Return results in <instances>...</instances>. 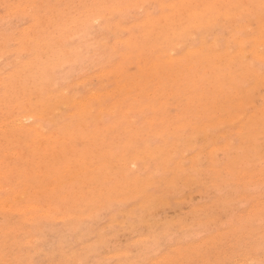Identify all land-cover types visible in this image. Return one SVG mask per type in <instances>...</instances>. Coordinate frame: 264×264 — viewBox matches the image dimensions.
<instances>
[{
	"label": "rangeland",
	"instance_id": "rangeland-1",
	"mask_svg": "<svg viewBox=\"0 0 264 264\" xmlns=\"http://www.w3.org/2000/svg\"><path fill=\"white\" fill-rule=\"evenodd\" d=\"M2 1V0H1ZM0 1V6L2 5V4H7V5H5V7L3 6H1V8H0V39L2 38V35H3V38L2 39H7L6 37H8L9 38V35H11V33H12V35L14 34V37L11 35L10 37H13V39L15 40V42L19 39V41H18V43L16 42V43H14V40L13 39H11V38H9L10 39V41H7V43L5 42V40H3V45L2 44H0V47L2 48L4 45H5V43H6V45H9L8 43H11L10 45L11 46H4V47H6V48H2V49H0V77L2 78H0V82H1V80L2 81H4V82H1L0 83V128H2V129H0V137H1V139H2V142L0 141V143H2V144H0V186H3V184H1V181L3 180V182H4V186L2 187V189L6 186V185H9L10 186V184H11V186L8 188V186H7V188H5V190L3 191L2 189H0V202H4V201H7L8 202V204H10L11 206H15L16 208H19L20 206H22L23 205V203H24V206H22V207H20V208H22V209H26V206H30L29 204H31L34 200H37V202L39 201V199H40V201L38 202V203H40L39 205H37L36 203V201H34V204L39 208V210H38V212L36 213V211L37 210H32V211H27L26 213L27 214H22V213H18V212H16V211H14V212H16L15 213V217H14V212H13V209H11V211L13 212H11V211H8V210H10V209H8L7 208V206L8 205H6V206H4V208L6 207V209H1L0 210V223H1V221H2V224H4V227L3 226H1V224H0V226L2 227H0V236H1V238H0V248L2 249H0V252L2 253L0 256H2L4 253V255L5 256H3V257H0V259L2 258L3 259V264H15V262H16V260H18L17 258H19V260H18V262H19V264H21V263H24V259H25V257H26V259H28V254L29 255H31V256H33L32 258H31V256L29 257V259L31 258V259H33L32 261L31 260H25V262L26 261H29V262H32V263H29L28 262V264H46V262H47V264H64V263H67V264H75L76 262H77V264H82V263H84V264H105L106 262H107V264L109 263V264H116V261H117V264H139L140 262V264H143L144 262V264H153V263H151V262H155V263H158V264H167L166 262L168 261V259L169 260H171V261H169L168 263H173V262H176L177 260H183L184 259V261H182L181 262V264L183 263V264H190V263H196V261H197V258H198V260H199V258L201 259V256H203L204 255V252H205V255H206V253H207V251L208 252H211L210 254L212 255H210L211 257H212V259H210V257H208L207 258V255L209 254V253H207V255L205 256H203L202 257V260H200V261H197V263L196 264H202V263H205V264H207L208 262V264H210L211 262H213L214 264H238L239 263V261L241 262L243 259V261L241 262V263H239V264H246V262H247V264H264V239H261L262 237L264 238V228H262V229H260L261 227H263L262 225H264V220H263V218H264V214L262 215V214H259V212H264V167L260 170V168L262 167V166H264V164L261 162L262 160L264 161V158H262L261 160H260V157H264V145H263V142H264V135H262L261 133L263 132V134H264V127L262 128V126H258L259 124H261L262 123V120L264 121V118L263 119H259V118H261V116L263 115V106H264V80H262V79H264V43H263V41H264V32H259L260 30L261 31H264V7H263V5L262 4H264V0H220V1H218V0H162V1H159V0H144L145 1V3L146 4H144V2H143V0H125V1H123V0H115L114 2H111L110 0H107V2H105L104 4H101V5H103V6H101L100 5V3L99 2H101V0L99 1V0H97V2H96V6L95 5H93V3H95V2H92V1H94V0H90L92 3H90V1L89 0H63V2H65L64 4H63V2H61L62 0H48V2H47V0H22L21 2H19L18 0L16 1L15 0V2H11L12 0H9L10 2H8V0H4V1H2L1 2ZM26 1V2H25ZM29 1V3L27 4V2ZM76 1H78L79 3L77 4L78 5V7H77V5H75L77 2ZM86 1V2H85ZM105 1V0H104ZM103 0H102V3L104 2ZM108 1H110L111 2V4H110V2H108ZM117 1V3H121L120 4V6H114V4L115 5H119V4H117V3H115ZM119 1H123V3L124 2H126V3H124V5H122L123 3L122 2H119ZM130 1V2H129ZM135 1H136V3H135ZM142 1V3H143V6H142V3H141V5L139 4L140 2ZM149 1V3H147V2ZM152 1V4H150V2ZM185 1V2H184ZM193 1V2H192ZM197 1V2H196ZM202 1H203V3H202ZM214 1V2H213ZM218 1V2H217ZM243 1H245V3L243 2ZM4 2V3H3ZM26 4H25V3ZM31 2H35V4H36V7L33 5V6H31L32 4H34V3H31ZM47 2V3H46ZM54 2H56V4L58 3L59 4V2L61 3V5L59 4V6H57L56 5V8H55V6H54ZM71 2V3H70ZM83 2H85V3H83ZM137 2H139V3H137ZM160 2H161V4H160ZM9 3V4H8ZM13 3V4H12ZM21 3V4H20ZM30 3H31V5H30ZM48 3H51L50 5H53V11H52V7H50L49 6V4ZM70 3V4H69ZM74 3V5L72 6V4ZM98 3V4H97ZM114 3V4H113ZM129 3V4H128ZM260 3V4H259ZM24 4V5H23ZM67 4V5H66ZM69 4V5H68ZM83 4H87V6H85L84 7V5ZM88 4L89 5H93V7L95 6V8H93V9H96L97 8V5L100 7L101 6V8H103L102 10H104L105 9V11H106V8H107V10H108V12L106 11L105 13L102 11V10H100L101 8H97L95 11L93 10V9H91L89 6H88ZM107 6H106V5ZM135 4H137V5H139V6H141V9L139 8V6H136ZM150 4V5H149ZM157 4H159V5H157ZM168 4V5H167ZM188 4V5H187ZM200 6H199V5ZM217 4V5H216ZM222 4H223V8L221 9V7H222ZM25 5H29L28 7L29 8H27ZM45 5H46V7H45ZM63 5H64V10L66 11L67 10V13H66V15L64 16V14H65V11L64 10H62L63 9ZM79 5L80 6H82V7H80L79 8ZM108 5L110 6V7H108ZM164 5V6H163ZM250 5V6H249ZM13 6V7H12ZM18 6V7H17ZM23 6V7H22ZM30 6H31V8H30ZM39 6V7H38ZM68 7V9H67V7ZM72 6V7H71ZM75 6H76V9H75ZM131 6V7H130ZM196 6V7H195ZM213 6V8H211ZM214 6L216 7V8H214ZM247 6V7H246ZM249 6V7H248ZM12 7V8H11ZM17 8V9H15V8ZM25 7V8H24ZM37 7L38 8H40V10L39 9H37ZM61 7V8H60ZM71 7V9L73 8V9H75L74 10V12H76L75 14L76 15H79V13H80V15L79 16H81L80 18H81V22L80 21H78L79 19V17L78 18H72V17H77L75 14H74V12H73V9L71 10V9H69ZM86 7H88V8H90V10L89 9H85ZM105 7V8H104ZM129 7V9L130 8H133L135 11H132V9H126V8H128ZM169 7V8H168ZM189 7V8H188ZM194 7V8H193ZM219 7H220V9H219ZM253 8L252 10H251V8ZM14 8V9H13ZM20 8H22V9H20ZM58 8H59V10H58ZM83 8H84V11L81 13V11L79 12V10H83ZM136 8H138V9H136ZM145 8V9H144ZM146 8L148 9V11H149V9H151L150 11L151 12H147L146 11ZM153 8V9H152ZM174 8V9H173ZM177 8V9H176ZM180 10H179V9ZM193 8V9H192ZM210 8V9H209ZM242 8V9H241ZM245 8V9H244ZM250 8V11L248 10ZM262 8V9H261ZM30 9V10H29ZM33 9V10H32ZM34 9L36 10V11H34ZM46 9V10H45ZM55 9H56V11H57V16H56V18L58 17L59 19H56L55 17H54V14H56L55 12ZM118 9V10H117ZM126 11H128L127 13L129 14V12L130 13H132V12H134L133 14H130V15H132V16H128L127 14L125 15V17L127 18V19H125V17H124V15H123V19H125V21H123V20H121L122 19V14L125 12V10ZM143 9H144V12H145V14H144V12H143ZM158 9V10H157ZM186 9V10H185ZM188 9H189V11H188ZM205 9V10H204ZM218 9V10H217ZM257 9H258V14L260 15H258L257 14V16H256V11H257ZM10 10V11H9ZM13 10H14V12H13ZM38 10H39V12H38ZM41 10H43V11H41ZM60 10H62L61 12H63L64 11V14L63 13H60L59 11ZM85 10H87L86 12H85ZM89 10V11H88ZM93 10V11H92ZM121 11V12H119L120 14L118 15V16H120L121 15V17L120 18H118L117 17V15H116V13L118 12V11ZM158 11V13H157V11ZM166 10V11H165ZM202 10V11H201ZM204 10V11H203ZM227 10V11H226ZM228 10H229V12H228ZM243 10H245V11H243ZM9 11V13H7ZM35 13H34V12ZM41 11V12H40ZM46 11V12H45ZM70 11V12H69ZM99 11V12H98ZM101 11V12H100ZM109 11L111 12V11H114V12H112V13H114V15H115V17L113 16V14H111V13H109ZM160 11H161V13H160ZM164 11V12H163ZM225 11V12H224ZM255 12V13H251V12ZM43 12H44V14H43ZM48 12V13H47ZM54 12V13H53ZM73 12V13H72ZM87 14V13H89L90 12V14L92 13V12H95V14L94 13H92L93 15H95L94 17H96L97 18V15H98V18H100L98 21H97V23H96V21L94 22V20L92 19V18H94L93 17V15H86L85 16V13ZM103 12V13H102ZM116 12V13H115ZM136 12V13H135ZM228 12V13H227ZM231 12V13H230ZM237 13L238 15H237V17H234V13ZM241 12V14H239ZM245 12H247V13H245ZM16 13V14H15ZM22 13V15H20ZM43 14V15H41V14ZM47 13V14H46ZM50 13V14H49ZM53 13V14H52ZM62 14L61 15V17H59L60 16V14ZM100 13V14H99ZM102 13V14H101ZM107 13H108V15H107ZM152 13V17H151V14ZM182 13H184V14H182ZM192 13L193 14H195V16L196 17H198L197 19H190L191 18V15H192ZM207 13V14H206ZM232 14V16L233 17H231L230 16V14ZM9 14V15H8ZM15 14V15H14ZM36 14H40V15H36ZM71 14V15H70ZM74 14V15H73ZM81 14H83L84 16H82ZM182 14V15H181ZM187 14V15H186ZM225 14H227V16H225ZM12 15H14L13 17H11ZM18 15V16H17ZM46 15V16H45ZM48 15L50 16V15H53V16H51V18H49L48 17ZM73 15V16H72ZM103 15H107L105 18H107L108 17V19H104V16ZM141 15V16H140ZM144 15V16H143ZM145 15H148V17L146 16L145 17ZM150 15V16H149ZM154 15H156V16H154ZM158 15V16H157ZM181 15V16H180ZM190 15V16H189ZM200 15V16H199ZM20 16V17H19ZM22 16H25L24 18H25V21L21 18ZM40 16V17H39ZM42 16H43V18L44 19H42V20H44V21H47L46 19L48 18V21L49 20H54L55 22H57L56 24H54V22L53 21H51V22H53V23H51V24H49V23H44V21L42 22V20L40 21L39 20V18H42ZM70 16H72V17H70ZM101 16L103 17V20H102V18H101ZM140 16V17H139ZM170 16V17H169ZM179 16V17H178ZM225 16V17H224ZM253 16H255V17H253ZM9 18V19H6V18ZM16 17V18H15ZM54 17V18H53ZM66 18L67 19V21H68V19H70L71 20V18H72V20H71V23H68L67 21V23L68 24H66L65 23V21H63V22H61V21H59L60 19H63V18ZM90 17V18H89ZM111 17V18H110ZM114 17V18H113ZM136 17H138V19H139V21H136V20H138ZM179 18L178 20L177 19H173V18ZM227 17V18H226ZM253 17V18H252ZM259 17V19L257 20V18ZM4 18V19H3ZM46 18V19H45ZM65 18H64V20H65ZM83 18V19H82ZM96 18H94V19H96ZM113 18V19H112ZM132 18H133V20H132ZM141 18H143L142 20H141ZM145 18V19H144ZM161 18H162V20H161ZM231 18V19H230ZM232 18H235L234 20V22H236V23H233V20H232ZM252 18V19H251ZM263 18V20H261V19ZM3 19V20H2ZM11 19V20H10ZM75 19V20H74ZM89 19H91V20H89ZM111 19V20H110ZM115 19H117V22H116V20ZM122 21H120V20ZM149 19V20H148ZM160 20V21H158V20ZM164 19V20H163ZM181 19V20H180ZM211 19V21H212V23H209L208 24V28H211L212 27V25L214 26V27H212L211 29H209L208 30V28L207 29H205L204 27L203 28H201L200 30H198L199 28H195V29H192V23H195V22H204V21H208V20H210ZM225 19V20H224ZM6 20H9V21H6ZM106 20H108V22H106ZM115 20V21H114ZM119 20V21H118ZM135 20V21H134ZM153 20H155L156 22L154 23V21ZM165 20H167V22L165 21ZM169 20V21H168ZM176 20V21H175ZM191 20H195V21H191ZM198 20V21H197ZM241 20V21H240ZM47 21V22H48ZM59 21V22H58ZM75 21H78L79 22V24L77 25V26H75L78 22H75ZM100 21V22H99ZM109 21H111L110 23H109ZM113 21H114V23H113ZM172 21V22H171ZM175 21V22H174ZM217 21V22H216ZM221 21H222V23H221ZM225 21V22H224ZM240 21V22H239ZM256 21V22H255ZM258 21H260L259 23H258ZM41 24H40V23ZM70 22V21H69ZM89 22H91V24H92V22L94 23V24H90ZM98 22L100 23V24H98ZM121 22V23H120ZM131 22V23H130ZM134 22V23H133ZM171 22V24L172 25H170L169 23ZM183 22V23H182ZM185 22V23H184ZM251 22H253V23H251ZM254 22L256 23V24H254ZM13 23V24H12ZM63 24V23H65V24H63V25H60L61 27H63V29H60V28H58L57 30L55 29V28H57V27H59V25L58 24ZM75 25H74V24ZM87 23H89L92 27H88L89 25H87ZM107 23H109V24H107ZM111 23H113L112 25H111ZM127 23H130V24H127ZM168 23V24H167ZM178 25H177V24ZM182 23V24H181ZM218 23V24H217ZM219 23H221V24H219ZM232 23H233V26H231L232 25ZM248 23H249V25H248ZM251 23V24H250ZM27 24H30V25H27ZM38 24H40L41 26H43L42 24H46V26H43L44 28L45 27H50V25L51 26H53V24L56 26H54V27H52V29H46V31L45 32H43V30H45L43 27H40V26H37ZM96 24V25H95ZM99 25V29H103V31H102V29H101V31L97 28L98 27V25ZM104 24H107V25H110L111 27H108V28H110V29H108L107 27H103V25ZM126 24H127V27H126ZM153 24L157 27V28H160L161 29V31L159 32V33H157L155 36L158 38H156V40L155 39H152L153 37H151V35L150 34H152V33H154L155 34V32H152V33H148L149 31V28L151 27V26H153ZM161 24H163V25H161ZM166 24V25H165ZM234 24H236V25H234ZM245 24H247L248 26H246ZM258 24H259V29L260 30H257V28H258ZM22 25V26H21ZM27 25V26H26ZM34 25H36L35 27H34ZM69 25V26H68ZM74 27H73V26ZM80 25V26H79ZM82 25H83V29L81 30L80 28H77V27H82ZM106 25V26H107ZM119 25V29H121V27H122V29H125V30H122L121 29V32H118V30L119 29H114V28H112L113 26H118ZM145 25H150V27H146V29H145V27L144 26ZM172 26V27H174V25H177V26H175V27H178V28H174L173 30H174V32L173 33H169V31L167 30V28L166 27H169V26ZM24 26H26V28L24 27ZM29 26H33L32 28H30ZM86 26H87V28H86ZM96 26V27H95ZM100 26H102V27H100ZM163 26V27H162ZM229 26H230V29H228L229 28ZM237 26H240V27H237ZM242 26H244L243 28H242ZM253 26V27H252ZM142 27V28H141ZM216 27V29L214 30V28ZM228 27V28H227ZM248 27H252V28H249V30H247L248 29ZM11 28V29H10ZM14 29V31L13 32H9V31H12L13 29ZM33 28L35 29L34 31H33ZM41 29L42 28V32L43 33H40L41 34V38H38V37H40V34H39V32L38 33H36L38 30L37 29ZM65 28H67L68 29V31L65 29ZM76 28H77V30L79 29V31H81V32H83L82 34H84V36L83 37H81V35L79 34V36L77 35V30H76ZM88 29V30H86V29ZM94 29V31H93V29ZM105 28H106V30H105ZM127 28V29H126ZM137 28V29H136ZM164 28V29H163ZM222 28L226 31H224V30H222ZM239 28V29H238ZM242 28V29H241ZM247 28V29H246ZM31 30V32H30V34H28L29 32L28 31H30ZM39 29V30H40ZM54 29V30H53ZM72 29V30H71ZM73 29H74V33L75 34H72L73 32H71V31H73ZM91 29H92V31L93 32H91V34L89 33V30L91 31ZM96 29V30H95ZM111 29H114L115 30V33H113L112 34V36L114 35V36H118L119 38H121V37H123V38H121V39H119L118 37H117V39H114V37H112L111 36V32H114V30L112 31ZM140 29V30H139ZM165 29L167 30V31H165ZM204 29V30H203ZM213 29V30H212ZM238 29V30H237ZM247 30L246 32L244 31L242 34H240V32H242L241 30ZM26 30H27V32H26ZM50 30V31H49ZM53 30V31H52ZM75 30H76V32H75ZM84 30L87 32L88 31V33L90 34L89 36L91 37V38H89V39H87L89 36L87 35V33H86V35H87V37L85 36V33H84ZM108 30H109V33H108ZM117 30V31H116ZM163 30V31H162ZM196 31V33L194 34V32H192V31ZM206 30H207V32H206ZM211 30V31H210ZM219 30V31H218ZM24 31V32H23ZM34 32V34H32L33 32ZM51 33V36H49V32ZM52 31V32H51ZM54 31H58L57 33L58 34H60L62 31L64 32V31H66L65 33H63V35H62V33L60 34V35H58L57 33H53ZM71 33H70V32ZM111 31V32H110ZM120 31V30H119ZM123 31V32H122ZM128 31V32H127ZM139 31V32H138ZM185 31H187V32H185ZM189 31H191V34L189 33ZM199 31V32H198ZM210 31V32H209ZM217 31V32H216ZM222 31V32H221ZM233 31H235V34L236 35H234L233 36V34L231 35V33H233ZM252 33H250V32ZM253 31V32H252ZM8 32L10 33V34H8ZM47 32V33H46ZM81 32H78V33H81ZM202 32H204V35L202 34ZM209 32V33H208ZM216 32V33H215ZM220 32L221 33H223L222 35L220 34ZM237 32H239V34L237 33ZM250 34H249V33ZM16 33V34H15ZM38 34L39 36H37L36 34ZM67 33H69V34H67ZM118 35H117V34ZM123 33V34H122ZM206 33H208V34H206ZM225 33V34H224ZM227 33H229V34H227ZM32 34V35H31ZM44 34V35H43ZM48 34V35H47ZM67 34V35H66ZM70 34H72V35H75L74 37V39H72L73 37H72V35H70ZM116 34V35H115ZM128 34H130V36L128 35ZM143 34V35H142ZM145 34V35H144ZM147 34V35H146ZM154 34H153V36H154ZM186 34H187V36L190 34V37H192L193 36V41H191V39L192 38H187L188 40L190 39V41H188V40H186ZM194 34V35H193ZM238 34V35H237ZM254 34V35H253ZM17 35V36H16ZM18 35H20V36H18ZM31 35V36H30ZM67 36V38H65V37H63V36ZM69 35V36H68ZM78 37H77V36ZM93 35V36H92ZM101 35V37L100 38H98L99 36ZM139 35H141V36H139ZM148 35H150V37H151V39H149V36ZM228 35V38L226 37ZM229 35H230V38H229ZM4 36H6V37H4ZM27 36V37H26ZM45 36V37H44ZM71 36V38H69ZM103 36H105V37H103ZM111 36V37H110ZM124 36H126V37H124ZM143 36H145V37H147V40H149V43H148V41L146 42V39H144L143 38ZM154 36V37H155ZM174 36V38H172ZM204 36V38H202ZM206 36V37H205ZM208 36V37H207ZM232 36V37H231ZM23 37V38H22ZM43 37V38H42ZM49 37V38H48ZM61 37H63L62 39H61ZM76 37H77V39H76ZM85 37H86V39H85ZM105 38V41H103L104 39L103 38ZM183 37H185V38H183ZM215 37L216 38H220L219 40L217 39H215ZM227 38L228 39V41H229V39H231L230 41H231V43L228 45L227 44V47H225L226 45H225V41H227V39L225 40V38ZM35 38H37L36 40H34ZM46 38V40H44ZM58 38H60L61 40H64V38H65V41H67L66 43H59V44H57V40L56 39H58ZM68 38H69V40H68ZM81 38H83V39H85L86 41H82V40H80ZM113 38V40H111ZM116 38V37H115ZM141 38H143V40H145L144 42H143V40L141 41L140 39ZM179 38H181V40H179ZM198 40H197V39ZM208 39V40H206V39ZM235 38V39H234ZM1 39V40H2ZM24 40L25 39V42H26V40H28L27 42H26V44L24 45L23 43H25V42H23L22 40ZM41 39H43V42L42 41H39V40H41ZM60 39H58V42H60ZM71 39H72V41H71ZM177 39H178V44L180 43V42H182V40H186V42L187 43H185L184 41H183V43L181 44L180 43V45H179V47H178V49H177V47H175V45H176V43H177ZM214 39H215V41L217 42V44H214V43H216V42H214ZM247 40V41H245V40ZM33 40V41H32ZM49 40V41H48ZM56 40V41H55ZM101 40V44L99 43V41ZM106 40H107V42H106ZM110 40H111V42H113V43H111L110 42ZM114 40H116V41H114ZM118 40V41H117ZM120 40H122V42H121V44H122V46L124 47L125 46V51L123 50V51H119V49H118V47H120V50H122L123 49V47L121 46V44L119 45L118 44V42H120ZM140 40V41H139ZM150 40H151V42H150ZM168 40V41H167ZM194 40H195V42H194ZM199 40H201V41H199ZM203 40V41H202ZM239 40V41H238ZM243 40V42L245 41V44H242L241 45V41ZM248 40H250V42L248 41ZM13 41V42H12ZM35 41H38V42H35ZM55 41V42H54ZM72 43H71V42ZM133 41H134V43H133ZM139 41V42H138ZM155 41V42H154ZM157 41V42H156ZM205 41V42H204ZM237 41V42H239V43H237L236 42V44L237 45H235V42ZM256 41V42H255ZM0 42V43H1ZM23 42V43H22ZM45 42V46H44V44L43 45H41V46H39V47H37V50L36 49H34V48H36V46H35V44L37 43V44H42V43H44ZM50 42V43H49ZM53 42L56 44V46L57 45H59V46H55L56 48H58L59 47V50H58V52H57V50H56V48H55V50H56V53H55V51H54V49H53V51L51 52V50H52V48H54V45H53ZM62 42H64V41H62ZM136 42H137V44H136ZM146 42V43H145ZM176 42V43H175ZM192 42V43H191ZM204 42V43H203ZM214 42V43H213ZM233 42V43H232ZM260 42V43H259ZM86 43V44H85ZM87 43H88V45H87ZM95 44V46L91 49V52H89V54H88V52H86V50L88 49L87 48V46H89V44ZM100 44V45H103V44H105L104 45V47H102V46H99L98 44ZM133 43V44H132ZM191 43V44H190ZM198 43V44H197ZM210 43V44H209ZM211 43H213L214 45H212ZM224 43V44H223ZM227 43V42H226ZM252 43H254V45H252ZM18 44V45H17ZM28 44H29V46H28ZM46 44H49V48H47L46 46H48V45H46ZM75 44L77 45V47L79 48V50H78V48L75 46ZM79 44V45H78ZM85 44V45H84ZM90 44V46L92 47V45ZM107 44V45H106ZM125 44H129V49L130 50H127L128 48H127V45H125ZM146 45V47H142L143 48V51L144 50H146L148 47V49H147V51H146V53L147 54H149V52H151L150 54H151V56L150 57H147L146 56V53H142V52H140V50H141V48H140V45ZM152 44H153V46H152ZM183 44H185L186 46H188L189 47V45H190V47L189 48H187V47H183ZM194 44V45H193ZM232 44V45H231ZM238 44H240L241 46H239ZM247 44H249V46L247 45ZM50 45H52V46H50ZM110 45H113L114 47L113 48H111V47H109ZM117 45V46H116ZM135 45H137L138 46V50L136 49V46ZM141 45V46H142ZM144 45V46H145ZM184 45V46H185ZM195 46V47H202V49H203V51H202V53H204V49H206L208 46V49L210 50V49H212V51L210 50V51H208V49H206L207 51H208V53L207 54H202L200 57H199V54L198 53H201V51H199L201 48H195V47H192V46ZM210 45H211V48H210ZM223 45V46H222ZM258 46L257 47V50H258V52L259 53H261V56H260V54L257 52V50H256V47L254 48V49H251V51L252 50H254V51H250L249 49L251 48V46ZM24 46V47H23ZM30 47L31 46V48L28 50V47ZM44 46V47H43ZM64 46H67L66 48H64V50L62 49ZM74 46V47H73ZM89 46V47H90ZM97 46V47H96ZM107 48H106V47ZM116 46V47H115ZM159 46H161V47H159ZM174 46V48L175 49H177L176 51H178V52H180V55H178L179 53L177 52V53H175L174 52V48L172 49V51H171V49H167V48H172ZM177 46V45H176ZM213 46H216V49H215V47L213 48ZM235 49V51H234V49H231L232 47ZM237 46V47H236ZM263 48H262V47ZM22 49V52H24V54L25 53H27L28 51L30 52V54H23L20 50V48ZM27 48V50L26 51H24V49L23 48ZM33 47V48H32ZM42 47V48H41ZM52 47V48H51ZM62 47V48H61ZM71 47H73L74 49H77L79 52H81V54H80V56L79 57H82L81 55H85V56H83V60H80V58L79 59H77L76 58V60H74V62H72L71 64H73L72 66L70 65V66H68L67 65V62H65V64L63 63V65H60L59 64V61H58V65L59 66H61L62 67V69L60 70V68L61 67H59V69H58V66L57 67H53V66H56V64H55V62L57 63V60H63V59H65V58H67V57H64L65 56V54H68V52L70 53V55L69 56H71V54H72V56L74 57L75 56V54L73 55V52H76V51H74V49L73 48H71ZM121 47H122V49H121ZM205 47V48H204ZM218 47H220V48H218ZM231 47V48H230ZM242 47V49L240 50V48ZM252 47V48H253ZM10 48H11V50H10ZM45 48H47V49H45ZM67 48H71L70 50H68ZM99 48V49H98ZM109 48H111V49H109ZM155 48H158V49H155ZM226 48H230V50L229 51H227V50H225ZM237 48V49H236ZM239 48V49H238ZM259 48H262V49H259ZM15 49V50H14ZM33 49V50H32ZM49 49H50V52H51V54L53 55V56H49V61H47V58L46 57H43V54H48V52L46 53V50L47 51H49ZM73 49V50H72ZM90 49H89V51H90ZM94 49H96V50H94ZM105 49V50H104ZM117 49V50H116ZM150 49H151V51H150ZM153 49H155V50H153ZM180 49V50H179ZM184 49V50H183ZM213 49H214V52H213ZM1 50H4V52L3 53H5V54H3L2 52H1ZM12 51L9 55H7L9 52H7V51ZM17 50V51H16ZM19 50V51H18ZM36 50V51H35ZM67 50H68V52H67ZM72 50V51H71ZM103 50V51H102ZM113 50H115V51H117V52H113ZM134 51V50H136V51H134V53L133 52H131V51ZM166 50V51H165ZM169 50H170V52H169ZM183 50V51H182ZM194 50V51H193ZM216 50V51H215ZM236 50H237V52H236ZM239 50V51H238ZM256 50V51H255ZM7 53H6V52ZM34 51V52H33ZM63 51H65V52H63ZM92 51H94V53L92 52ZM101 51V52H100ZM119 51V52H118ZM128 51V52H127ZM130 51V52H129ZM142 51V50H141ZM191 51H192V53H191ZM244 53L243 54V57L242 58H244V55H245V57L246 58H244V59H242L241 60V58H239V56L240 55H238V54H240V53H242V52ZM19 52H21V54H23V55H21ZM33 52V53H32ZM36 52L39 54H41V58L43 57V58H45L44 60H41L40 59V57H39V55H37L36 54ZM43 52H45V53H43ZM49 52V53H50ZM60 52V53H59ZM61 52H63L64 53V55H62L61 54ZM84 52H86V53H84ZM109 52H111L112 53V55H110V53ZM127 52V53H126ZM172 52V53H171ZM227 52H229V54H226ZM246 52H248V53H251V54H248V53H246ZM19 53V54H18ZM102 53H103V55H104V59L102 58ZM107 53H109V54H107ZM115 53H116V55H115ZM121 53H123V56H122V54ZM171 53V54H170ZM196 54V58L198 59V61H202V62H198V63H195L197 60H195L194 59V61H193V59H191V57L193 56V55H190V54ZM206 53V52H205ZM218 54L219 55V61L217 60V61H215V60H213L211 57H212V54ZM222 53V55H220V54ZM238 53V54H237ZM254 53V54H253ZM258 54V55H255V54ZM18 54V55H17ZM32 54V55H31ZM60 54V55H59ZM89 56H88V55ZM134 54H136L137 55V57H135L136 55H134ZM149 54V55H150ZM157 54V55H156ZM164 54H166V56L164 55ZM175 54H177L176 56H175ZM225 54H226V56H225ZM236 54H237V56H236ZM34 55V56H33ZM35 55H37L36 57H38L42 62H44V63H40V60L38 61H36V60H33V59H37V58H35ZM49 55V54H48ZM48 55H46V56H48ZM54 55L56 56V60H52V58L53 59H55V57H54ZM59 55V56H58ZM61 55H62V57H61ZM88 57H87V56ZM109 55V56H108ZM115 55V56H114ZM132 55H134L133 57H132ZM148 55V56H149ZM162 55H164V57L162 56ZM189 55V56H188ZM204 55V58L202 57ZM231 57H230V56ZM248 55V56H247ZM255 55V56H254ZM17 56V57H16ZM18 56H20L19 58H18ZM23 56V57H22ZM27 56V57H26ZM71 56V57H72ZM123 58H122V57ZM142 56H146V57H142ZM155 56H158L159 58L158 59H156L155 60V58H157V57H155ZM168 56H170V57H172V59L175 57V59H177L176 60V62L178 61V63H179V60H181V59H183V58H185L186 56H188L189 57V59H184V62L183 61H181L179 64H178V66H177V63L174 61V59L172 60V63H175V66L173 65V64H170V61H169V59H168ZM191 56V57H190ZM237 57L236 59L234 58V57ZM259 58H258V57ZM13 57H15L17 60H15V61H13V63L11 64V62H12V60H14L13 59ZM30 57V58H29ZM51 57V58H50ZM58 57H60V59H58ZM64 57V58H63ZM106 57H109V58H112V59H115L114 61L111 59V60H109V61H111V62H108V63H106L107 62V60H108V58H106ZM114 57H116V58H114ZM141 57H142V59H141ZM155 57V58H154ZM199 57V58H198ZM210 57V58H209ZM221 57V58H220ZM229 57H230V61H229ZM233 57V58H232ZM251 57H253L254 58V60H253V62H254V65H252L253 64V62H251L252 60L250 59ZM3 58V59H2ZM27 58H29V59H27ZM33 58V59H32ZM42 58V59H43ZM85 58H87V59H85ZM140 58V59H139ZM147 58V59H146ZM193 58H194V56H193ZM252 58V59H253ZM257 58V59H256ZM2 59V60H1ZM23 59V60H22ZM31 59H32V62H31ZM85 59V60H84ZM101 59H103V60H101ZM126 59V60H125ZM145 59V60H144ZM165 59H167L168 61H165ZM179 59V60H178ZM211 59V60H210ZM220 59L222 60L221 62H220ZM239 61H238V60ZM260 59H263V60H260ZM19 60H21V61H19ZM66 60V59H65ZM86 60H88L87 62H86ZM92 61L93 62V64L95 63L94 61H96V63H97V60H99L98 62L100 63H98L97 64V67H99L98 65H102V66H100V71H98V69H97V67L96 68H94L95 67V65H96V63H95V65H93L92 64V62H90V63H88L89 61ZM117 60V61H116ZM121 60V61H120ZM186 60H187V62H186ZM189 60H191V61H193V62H191V63H193L192 64V66L194 65V67H193V69H192V67H190L191 66V64L190 65H188V64H185L184 66H183V64L184 63H188V61ZM205 60V61H204ZM208 60V61H207ZM241 60V61H240ZM16 61H17V63H16ZM28 61H30L31 63H29ZM33 61H36V62H34L33 63ZM64 61V60H63ZM62 61V62H63ZM70 61V60H69ZM85 61V62H84ZM112 61H113V63H112ZM140 61V62H139ZM205 63H204V62ZM210 61V62H209ZM232 61L234 62V64H231L232 63ZM243 61H247L248 63H246V64H248V66L250 67V65H251V68H246L247 67V65H244L245 64V62H243ZM263 61V62H262ZM20 62H21V64H20ZM26 62H28V63H26ZM37 62H38V64L40 63L41 64V67H40V64L37 66V65H34V66H37L38 68H39V71H38V68L36 67H34L33 66V69H32V71L31 70H29L30 68H32V65L33 64H37ZM51 62V63H50ZM52 62H54L53 63V65H52V67L51 66H49V65H51L52 64ZM78 62V63H77ZM84 62V63H83ZM116 62V63H115ZM118 62V63H117ZM150 62H151V65H150ZM157 62V63H156ZM160 62V63H159ZM190 62V61H189ZM211 62H213V63H211ZM216 62H220V68H218V69H221L220 71H214V73H212V71L213 70H211L212 69V67L213 68H215V64H216ZM238 62V63H237ZM249 62H251V64H249ZM257 62V63H256ZM47 63H49V65L47 64ZM61 63V62H60ZM77 63V64H76ZM88 63V69L90 68L91 70H89V72H88V69H86L87 68V65L86 64ZM102 63H105L104 64V66L105 65H109L106 69L103 67V64ZM159 63V64H158ZM161 63H163V64H165L166 63V66L165 65H163V67L162 66H160V65H162ZM195 63V64H194ZM205 64L204 66H206V64H210V68H206V69H201V67L203 66V65H201V64ZM217 63V64H218ZM259 63V64H258ZM22 64H25L24 66L22 65ZM29 65V67L27 66V65ZM48 66H47V65ZM78 64H80V65H78ZM154 64H156V65H154ZM182 66H181V65ZM199 64V66H197ZM209 64H208V66H209ZM239 64V65H238ZM241 64V65H240ZM31 65V66H30ZM46 66V67H44L43 68V66ZM65 65V66H64ZM75 65L77 66V67H75ZM90 65V66H89ZM110 65H112V66H110ZM149 65H150V67H149ZM158 65V66H157ZM170 65H172V68H177V70L179 69V67L180 68H184V69H181V70H184L183 72H182V74L183 73H187V71L188 70H190V71H188V73L185 75V74H183V75H181L180 76V73H181V70H180V73H179V71H178V73L177 74H175V71H176V69L174 70V69H172V71H170L171 69H169V68H171V66ZM180 65V66H179ZM244 65V66H243ZM260 67H259V66ZM262 65V66H261ZM15 66H17V67H15ZM20 66H21V68H22V70H21V68H20ZM23 66V67H22ZM80 66H82V67H80ZM94 66V67H93ZM115 66H116V68H115ZM154 66H157L158 68H155ZM167 66H168V68H167ZM187 66H189V67H187ZM196 66V67H195ZM204 66L202 67V68H204ZM207 66V67H208ZM231 66V67H230ZM25 67H26V69H25ZM47 67L49 68V70H50V67L52 68V69H55L53 72H52V69L50 70L51 71V74H50V71L49 70H47ZM70 67V68H69ZM122 67H123V69H122ZM153 67V68H152ZM160 67L162 68V69H165V67H166V69L165 70H163V71H161L160 70ZM255 69H253V68ZM257 67V68H256ZM258 67L260 68V74H258L259 76H261L260 78H255V77H259L257 74H256V72H255V74H254V72L252 71V70H254V71H256V69H258ZM263 67V68H262ZM17 68V71H19L18 70V68L20 69V72L18 73V74H16V71H14V69H16ZM23 68H24V71H23ZM28 68V69H27ZM35 68V69H34ZM64 68V69H63ZM68 68V69H67ZM79 68H81V69H79ZM94 68V69H93ZM130 68H131V70H130ZM191 68V69H190ZM235 70H234V69ZM242 70H241V69ZM244 68V69H243ZM1 69L3 70V71H1ZM59 71H58V70ZM67 69V72L65 73L66 74V77H65V74H63L64 72H65V70ZM199 69V70H198ZM200 69L202 70V71H200ZM247 69H248V71L249 72H251L252 74H250V76H247L249 73H247L248 71H247ZM10 70H12V71H14L13 73L14 74H16L17 75V77L16 78H20L22 75L23 76H25V74H28V72L29 71H31V75H32V78L33 79H35L37 76H41L42 78H43V80H41L42 78H40V80L38 81V83H34L35 84V86L39 89V85L42 83V81L43 82H45V85H44V83H42L41 84V86L43 87L44 86V88L43 89H41V86H40V89H39V92L41 93L40 95H38V93L35 91V90H33V86L31 87V85H27L26 86V84L25 83H27L28 84V82H29V84L31 83V81L33 82L34 80H31V76H30V74H28L29 76H30V78L28 77V79L26 80L27 82H25V78L23 79L22 77H21V79H23V80H21V79H19V81L21 80V82H24L23 84L20 82H18V80L17 81H14V78H15V76L13 77V76H11V75H14L13 73H11L12 71H10ZM45 72H43V71ZM47 70V71H46ZM86 72H85V71ZM92 70H93V73H95V72H102V74L101 73H96L95 75L92 73ZM97 70V71H96ZM102 70V71H101ZM106 71L104 74L107 76L108 75V73H110V71H115V72H113L112 71V73H114V74H110V76L108 77L107 76V79L108 80H106V77H105V75L103 74V72L104 71ZM141 70V71H140ZM152 70V71H151ZM155 70L158 72V70H159V72L161 71L162 72V75H161V72L160 73H156L157 75H155ZM186 70V71H185ZM191 70H193V71H191ZM195 70H196V72H195ZM198 70V71H197ZM206 70H211L210 72L211 73H207V72H205ZM251 70V71H250ZM26 71V72H25ZM60 71H62L61 73H60ZM84 71V72H83ZM91 71V72H90ZM149 71H150V73H152L153 74V76H152V74H149ZM170 71V72H169ZM229 71V72H228ZM230 71H232V72H230ZM2 72H3V74H2ZM23 72V73H22ZM25 72V73H24ZM37 72V73H36ZM38 72H43L44 74H42L41 73V75H39V73ZM47 72V73H46ZM49 72V73H48ZM55 72V73H54ZM75 72V73H74ZM121 72V73H120ZM126 72V73H125ZM128 72H130V73H128ZM174 72V73H173ZM192 72H193V74H192ZM201 72V73H200ZM215 72H217V74H215ZM222 72V73H221ZM241 73V74H239L238 75V73ZM258 72V71H257ZM7 73V74H6ZM9 73V74H8ZM20 73H21V76L19 77L18 75H20ZM30 73V72H29ZM93 74V77H96V75H98V77L97 78H93L92 77V75L89 77V75H87V74ZM142 75H141V74ZM146 73H148L147 74V76H149V77H147L146 76ZM169 73H171V75H173L172 77H171V75L170 76H168L169 75ZM190 73V74H189ZM200 73V74H199ZM235 73H237V74H235ZM70 75V76H68V75ZM125 74V75H124ZM127 74H129V75H127ZM136 74V75H135ZM138 74H140V76L138 75ZM175 74V75H174ZM189 74V75H188ZM199 74V75H198ZM205 75L206 77H207V75H208V77H207V79H205L202 75ZM210 74L212 75V74H215V75H212V76H210ZM3 75H6V76H4V77H2ZM10 75V76H9ZM37 75V76H36ZM48 75L50 76V75H52V76H50L49 78H48ZM85 75V76H84ZM88 77H87V76ZM114 75V76H113ZM132 75H133V77H132ZM134 75L136 76L135 77V80H134ZM168 76L167 78L165 77V76ZM178 75V76H177ZM186 76L185 78H182L183 76ZM243 76L244 77V75H246L247 77H244V79L242 80V79H239L240 78V76ZM8 76V82H9V84H8V82L6 81L7 80V78L6 79H4L5 77H7ZM36 76V77H35ZM86 80H84L82 77ZM99 76L101 77V78H99ZM118 76V77H117ZM138 76V77H137ZM189 76H190V78L191 79H189ZM195 76V77H194ZM204 78H202V77ZM226 78H225V77ZM263 76V77H262ZM27 77V76H26ZM92 77V79L90 80V81H92V83H89V79ZM105 77V79H103ZM127 77H128V79H127ZM151 77H153V79L151 78ZM164 77V78H163ZM199 77H200V80L201 79H203L202 81H200L199 80ZM210 77H211V79L213 80V82H216V79H217V83H214V86H213V84H210V82L212 81V80H210ZM89 78V79H88ZM122 78V79H121ZM143 78V79H142ZM174 78V79H173ZM180 78H182L184 81L182 82V79H180ZM187 78V79H186ZM242 78V77H241ZM11 79V82L9 81ZM38 79H39V77H38ZM45 79V80H44ZM68 79V80H67ZM76 79V80H75ZM97 79H100V81H98ZM119 79H121L120 80V82H118V83H116V81H118ZM126 79V80H125ZM141 81H140V80ZM158 79V80H157ZM163 79H164V81H163ZM166 79H168V81L166 80ZM177 79H178V81L179 80H181V81H177ZM186 79V80H185ZM195 79H196V83H195ZM247 79H248V81H247ZM259 79V80H258ZM31 80V81H30ZM48 80H50V82L48 81ZM66 80L67 81H69V82H67V83H65L66 82ZM73 80L74 81H76V82H73ZM103 80H104V82H103ZM128 80V81H127ZM157 80V81H156ZM172 80V81H171ZM189 80V81H188ZM194 80V81H193ZM204 80H206V81H204ZM207 80H208V82H207ZM210 80V81H209ZM231 80V81H230ZM241 80V81H240ZM262 81V82H259V83H257V81ZM12 81H14L13 82V84H12ZM85 81V82H84ZM106 81V82H105ZM130 81H131V83H130ZM137 81H138V83H137ZM146 81V82H145ZM149 81V82H148ZM173 81H175L176 82V84H175V82H173ZM241 82V83H239V82ZM244 81V82H243ZM16 82V83H15ZM17 82L21 85V86H23L24 84V86H26L25 87V90H26V88H27V93H29L28 92V90L31 92V90L33 91V93H35V96H36V94L40 97V96H42L41 98H39L40 100H41V102L40 101H38L37 100V97H36V100H35V96L33 95V94H31L32 96V98L33 99H31V97L28 99L29 100V102H27V100L25 99V95H27L26 94V91H24V88H23V92H25L24 94H23V96H22V94H21V92H20V95H21V97L22 98H16V96L18 95V93L19 92H17V91H20V90H18V88H15L16 86L18 87L19 85L17 84ZM36 82H37V78H36ZM41 82V83H40ZM53 82V83H52ZM70 82H71V84H70ZM83 84H87L86 86L88 87H86V89L85 88H83V86H85V85H83ZM87 82V83H86ZM95 82H98V83H100V82H102L104 85V89H101L100 87L102 86V83H100V84H97V83H95ZM111 84H110V83ZM161 82V83H160ZM163 82V83H162ZM167 84H166V83ZM190 82H193V86L195 85V87H196V90L195 91H193L194 90V88L195 87H193V86H187L186 87V85H188V83H190ZM202 82V84L201 85H199L200 83ZM206 84H205V83ZM212 82V83H213ZM235 84H234V83ZM4 83H6V85L8 86H6ZM12 85H11V84ZM50 83H51V85H50ZM56 83V84H55ZM63 83V84H62ZM76 83H81V84H77V86H75L76 85ZM90 85H89V84ZM108 83V84H107ZM124 83V84H123ZM144 83H146L145 85H144ZM172 83H174L175 84V88H174V85L172 84ZM181 83V84H180ZM261 83V84H260ZM3 84V87L1 86ZM16 84V85H15ZM37 84V85H36ZM46 84H47V86H46ZM48 84H49V86H51L52 87V85H53V87H52V89H49V86H48ZM107 84V85H106ZM133 84V85H132ZM135 84V85H134ZM137 84V85H136ZM140 84H143V86L142 85H140ZM148 84V85H147ZM170 84H171V86H170ZM191 84V83H190ZM189 84V85H190ZM209 84V85H208ZM244 84H245V86H244ZM262 84H263V86H262ZM15 85V86H14ZM56 85H57V87H59V88H61V91L63 90V91H65V88L66 87H68V88H66V95L68 96V98H67V96L65 95V92H64V94H63V92H61V91H57L59 88H57L56 87ZM64 85H67V86H64ZM83 85V86H82ZM93 85V86H92ZM95 85L96 86H98V85H100V87L98 86V87H95ZM125 85H127L126 87H125ZM167 85V86H166ZM184 85V86H183ZM197 85V86H196ZM208 85V86H207ZM238 85H240L241 86V88H240V86H238ZM247 85V86H246ZM253 85H255V87L253 86ZM257 85V86H256ZM11 86H13V89L12 90H14V88H15V92L17 93H14V91L12 92V94H8V93H11V91L12 90H10L12 87ZM103 86H102V88H103ZM153 86V87H152ZM203 87V88H199V87ZM204 86H206V87H204ZM216 86V87H215ZM218 86H220V87H218ZM225 86V87H224ZM253 86V87H252ZM6 87H7V89L8 88H10V89H8V90H6V92H5V89H6ZM31 87V88H30ZM35 87V89H37ZM63 87H65L64 89H63ZM69 87L71 88V89H69ZM75 88V90H74V88ZM93 87H95L96 88V90H95V88L93 89ZM109 87V88H108ZM111 87V88H110ZM118 89H116V88ZM124 87V88H123ZM141 87H142V89H141ZM164 87V88H163ZM185 87H186V89H185ZM189 87V88H188ZM218 87V88H217ZM258 87V88H257ZM259 87H261V89H259ZM4 88V89H3ZM48 88V89H47ZM54 88H57V90L56 89H54ZM72 88H73V90H74V92L78 95L79 93H81V94H79L80 96H75V98L72 96V92H71V90H72ZM98 88V89H97ZM106 88V89H105ZM133 88V89H132ZM161 88H163V89H161ZM184 88V89H183ZM200 89V90H197V89ZM223 88L225 89V90H223ZM250 88H251V90H250ZM255 88L257 89L256 91H254L255 90ZM17 89V90H16ZM19 89H20V86H19ZM21 89H22V87H21ZM45 89H46V91H45ZM89 89V90H88ZM101 90V92H103L102 94H101V92H100V90ZM111 89V90H110ZM123 89V90H122ZM136 89V90H135ZM137 89H138V91L140 92V94H139V92H137ZM139 89H141L142 91H140ZM172 89V90H171ZM175 89V90H174ZM180 89V90H179ZM189 89V92H187V90ZM212 90L213 89V93H212V95L210 94V91L209 90ZM214 89H216V90H214ZM240 89H241V91L243 92L242 94H241V92H240ZM253 89V90H252ZM40 90H42L44 93H42ZM50 90V93L48 92ZM60 90V89H59ZM92 90V91H91ZM117 90V91H116ZM120 90H122V91H120ZM130 90V92H128ZM132 90V91H131ZM154 90H156V91H154ZM182 90V91H181ZM201 90L203 91V93L205 94V96H207L206 98L204 97V94L202 95V99H201V97H200V92H201ZM220 90V91H219ZM222 90V91H221ZM228 90V91H227ZM248 90H250V91H248ZM22 91V90H21ZM51 91H53V92H51ZM87 91L89 92V93H87ZM107 91L109 92V93H107ZM110 91H112V93H110ZM113 91H115V92H113ZM124 91L126 92V94L124 93ZM154 91V92H153ZM164 91V92H163ZM177 91V92H176ZM191 91V92H190ZM225 91V92H224ZM238 91H239V93H238ZM246 91V92H245ZM252 91V92H251ZM2 92H3V94H2ZM46 92H48L49 94L47 95V93ZM71 92V93H70ZM74 92H73V94H74ZM94 93L93 94V96H97L96 97V99H98L99 97H98V95H100L101 96V99H100V102H101V104H99L100 102L98 101V100H96L95 99V97H93L92 98V93ZM95 92H97V93H95ZM132 92L135 94V93H137V96H136V94L135 95H132V96H130L129 97V95H131L132 94ZM153 92V93H152ZM182 92L183 93H185V95L183 94L182 95ZM205 92H208L209 94L208 95H206L207 93H205ZM216 92H218L217 93V96H216ZM51 93L52 94H55V95H51ZM85 93V94H84ZM91 93V94H90ZM114 93L116 94V95H114ZM120 93V94H119ZM195 93H197V94H195ZM202 93V92H201ZM236 95H235V94ZM244 93L245 94H247V93H249V95L248 96H246V95H244ZM6 94L8 95L7 96V98L6 99H11V95H13V96H15L14 97V100H13V96H12V103H10L11 101H9L8 100V105H7V100L6 99H4L5 97H6ZM43 94V95H42ZM60 94H61V96H62V98H61V96H60ZM68 94H70L72 97L70 98V96L68 95ZM90 94V95H89ZM108 96H110V97H106L107 95ZM148 94H150L151 96H149ZM154 94V95H153ZM193 94V95H192ZM213 94L215 95V96H213ZM223 94V95H222ZM252 94H255V95H252ZM1 95H2V97H1ZM3 95H4V97H3ZM19 95V96H20ZM47 95V96H46ZM57 95V96H56ZM59 95V96H58ZM88 97H87V96ZM104 95H106V96H104ZM126 95V96H125ZM141 95V96H140ZM167 95V96H166ZM177 95H178V97H177ZM219 95L221 96L220 98H219ZM241 95H244L245 97V99L243 98V97H240ZM25 96V97H24ZM34 96V97H33ZM64 96H66V98L64 97ZM83 97V98H81L80 99V102H79V98L80 97ZM114 96V97H113ZM209 96H210V98H209ZM212 96H213V98L214 99H211L212 98ZM254 98H253V97ZM263 96V97H262ZM44 97H48V98H44ZM51 97H53V98H51ZM106 97V98H105ZM113 97V98H112ZM123 97H126L125 98V100L123 99ZM152 97V98H151ZM158 97V98H157ZM181 97L183 98H185L186 99V101L184 100V98H183V100H182V102H181ZM188 97V98H187ZM191 97V98H190ZM195 97V98H194ZM200 97V98H199ZM205 99H204V98ZM257 97V98H256ZM23 98H24V100H26V102L25 101H22L23 100ZM70 98V99H69ZM103 98V99H102ZM115 98H117L116 100H115ZM121 98L124 100H121ZM140 98H142V99H140ZM196 98H198V99H196ZM216 98L219 100H216ZM232 98H235L236 99V101H235V99H232V102L230 103L229 101H231V99ZM244 99V100H241V99ZM251 98V99H250ZM44 99H46V100H44ZM50 99H52V100H50ZM56 99V100H55ZM58 99V100H57ZM63 100V102L61 101L60 102V100ZM64 99H67V100H70V102L69 101H67L66 102V100H64ZM71 99H73V100H75L74 102H73V100H71ZM76 99H78V101L76 100ZM82 99L85 101H82ZM94 99V100H93ZM110 99H112V100H110ZM127 99V100H126ZM148 99V100H147ZM151 99V100H150ZM179 99H180V104L178 103V101H179ZM194 99H196V100H194ZM209 99V101H207ZM210 99L212 100V101H210ZM239 99V100H238ZM252 99H254V103L252 104V105H254V106H252V105H247ZM261 99V100H260ZM33 100V101H32ZM43 100L45 101V102H43ZM48 100H50V103L51 104H53V105H51L50 103H49V101ZM55 100V101H54ZM90 100H91V103H90ZM96 100V101H95ZM108 100H110V101H108ZM115 100V101H114ZM141 100H143V101H141ZM188 100H189V102H191L190 104L189 103H187L188 102ZM192 100H194V103H193V101ZM199 100H202V102L201 101H199ZM203 100L205 101V102H209L208 103V105L206 104V103H203ZM213 100H216V101H214L215 102V104L213 103ZM238 100V101H237ZM246 100H249V101H246ZM6 101V102H5ZM19 101V102H18ZM35 101H37V102H35ZM66 103H65V102ZM93 101V102H92ZM98 101V102H97ZM112 101H114V102H112ZM152 101V102H151ZM155 101H157L156 103H155ZM196 101V102H195ZM201 102L203 105L204 104H206L205 105V107L203 106V108H201V103H200V105H198V107H199V109H198V107H197V104H199V103H197V102ZM221 101V102H220ZM241 101V103L244 105V103L246 102H248L247 104H245L247 107H249V109L246 107L245 108V110H242V109H244L243 107H245V105L244 106H241L240 104H239V102ZM244 101V102H243ZM4 102V103H3ZM23 103V102H25V103H23V105H20V103ZM57 102V103H56ZM73 102V103H72ZM83 102V103H82ZM89 102V103H88ZM104 102V103H103ZM105 102H107V103H105ZM115 103V104H118V102H119V104L117 105V107H115V105H114V107H113V111H112V106H113V104L112 103ZM120 102H123V103H120ZM185 102V103H184ZM220 102V103H219ZM223 102V103H222ZM234 102H235V104H234ZM260 102V103H259ZM18 103V104H17ZM33 103H35V104H33ZM37 103H39L40 105L43 103V104H45L44 105V107H43V105L42 106H37ZM46 103H48V104H46ZM59 103H61V106H63V107H61V106H59L58 104ZM63 103V104H62ZM75 103V104H74ZM82 104L81 106H80V108H82V109H80L79 108V106H77L78 104ZM93 103V104H92ZM98 103V104H97ZM135 103H141V104H139V105H141V106H139L138 104H136V106H135ZM145 103H146V106H145ZM197 103V104H196ZM236 103H238V104H236ZM251 103V102H250ZM11 104V105H10ZM13 104H14V106H13ZM24 104H25V106L27 105V106H29V107H27V108H30V109H27V108H25V106H24ZM67 104V106H64V105H66ZM71 104H74L75 106V109L73 108V106L71 105ZM88 104V105H87ZM92 106H91V105ZM187 104V105H186ZM224 104V106H223V108L221 109V107H222V105ZM226 104H227V106H232V108H234V109H232V110H230L231 108L230 107H228L227 108V110L225 109L226 107ZM10 105V106H9ZM17 105V109L15 108V106ZM55 105H57V106H55ZM98 105H99V107H98ZM147 105H149V106H147ZM158 105H159V107H158ZM180 105V106H179ZM190 105V107H187V106H189ZM2 106H4V107H2ZM5 106H6V108H5ZM18 106H20V107H18ZM47 106V107H46ZM48 106H51L50 108L48 107ZM54 106L57 108H63L62 110H60V109H56V110H58L59 112L61 111V113L59 114V112L58 111H56L55 110V108H54ZM86 106H87V110L91 107L92 109H89L88 110V114L90 113V116L88 115V114H86V113H81V111L82 110H85L84 108H86ZM145 106V108H143ZM160 106H162L161 108H160ZM193 106H196L195 107V109L196 110H198L199 111V114H198V112L195 110V109H193L194 107ZM213 106H214V110L212 111V109H213ZM217 106V107H216ZM221 106V107H220ZM238 107V109L239 110H237L236 108ZM9 107V108H8ZM12 107H14V108H12ZM40 107H42V108H40ZM71 107V108H70ZM108 107L109 108H111V112L108 110ZM139 107H141L142 108V111L140 110V108ZM147 107V108H146ZM149 107V108H148ZM170 107V108H169ZM207 107V108H206ZM225 107V108H224ZM5 108V109H4ZM8 108V109H7ZM24 108V109H23ZM33 110H32V109ZM53 108H54V110H53ZM69 108L71 109V110H69ZM74 110H73V109ZM99 108H101V109H99ZM128 108V109H127ZM151 108V109H150ZM157 108V109H156ZM180 108V109H179ZM188 108V109H187ZM207 110H206V109ZM220 108V110L218 111V109ZM241 108V109H240ZM13 109V110H12ZM53 110V113H54V115L53 114H49V110L51 111L50 113H52V110ZM64 109H66V110H64ZM98 109V110H97ZM120 109V110H119ZM153 109V110H152ZM185 109V110H184ZM193 110V112H194V110H195V113L197 114V115H199L200 116V118H199V116H196L193 112H191L192 110ZM201 109H203V112H204V114H206V115H209V116H213L211 119H209V116H205L203 113H200V110ZM224 109V110H223ZM236 109V110H235ZM250 109H251V111H250ZM20 110V111H19ZM44 110V111H43ZM87 110H85L86 112H87ZM99 110H102L101 112L99 111ZM107 110V111H106ZM124 110H129L128 111V113L126 114L125 112H124ZM139 111V112H137V114H136V112L135 111ZM145 110V111H144ZM155 110V111H154ZM182 110H183V113H182ZM221 110H222V112L224 111V113H222L221 112ZM241 110H242V112L243 111H245L244 113V117H243V113H239V112H241ZM248 110H249V112H248ZM12 111L13 112H15V113H13L12 114ZM39 111H41V112H39ZM47 112V115H49V117L47 116V115H45L44 113H46ZM55 111V112H54ZM69 111V112H68ZM91 111V112H90ZM97 111V112H96ZM135 113H133V112ZM147 111H149L150 113H148ZM202 111V110H201ZM212 111V112H211ZM226 111H228L227 112V114H226ZM231 111V112H230ZM238 111V112H237ZM255 111H259V113L261 112L262 114H260L259 115V113H255ZM63 112V113H62ZM70 112H73V113H71V114H69ZM78 112L80 113V114H78ZM96 112V113H95ZM100 112V113H99ZM114 113V115L113 116H111L112 117V122H111V120H110V118H108V116L110 117V114L108 115L107 113ZM133 114H132V113ZM143 112V113H142ZM159 112V113H158ZM188 112V114L190 115H187V116H185L186 115V113ZM208 114H207V113ZM221 114V116L219 115V113ZM254 112V113H253ZM4 113V114H3ZM11 113V114H10ZM23 113H24V115H23ZM39 113H40V115H39ZM56 113H58V114H56ZM76 113V114H75ZM98 115L99 116V118H101V119H98V118H95V117H97L96 115ZM121 114V115H118V117H117V114ZM122 113H124V114H126L127 115V117H128V115H130L128 118V121L130 122V123H128V124H130V127H131V125H132V127L130 128L131 130H128L129 129V126L127 125V117L126 116H124V114H123V117H121L122 116ZM131 113V114H130ZM140 113H142L141 115H143V117H141V116H139V114ZM218 113V114H217ZM230 113V114H229ZM253 113V114H252ZM6 114H7V117H6ZM17 114V115H16ZM20 114L22 115V120L20 119ZM26 114H28V115H26ZM32 114V115H31ZM37 114V115H36ZM44 114V115H43ZM145 114V115H144ZM157 114H158V116H157ZM193 114L196 116V117H198V118H196L195 116H194V118H193V120H192V116H193ZM219 115V116H217V115ZM225 116H224V115ZM229 114V115H228ZM231 114H236V115H233L234 117L236 116V118L238 117V115L240 114V120H239V117L237 118L238 119V121H239V123L237 122V119H233V118H231ZM1 115H3V116H5V117H1ZM12 117H11V116ZM26 115V116H25ZM58 115H61L59 118L57 117ZM63 115V116H62ZM80 115V116H79ZM84 115V116H83ZM107 115V116H106ZM116 115V116H115ZM136 115V116H135ZM162 115H164V116H162ZM176 115V116H175ZM202 115H204V117L205 118H203V116ZM242 115V116H241ZM252 115V116H251ZM259 116L258 118L256 117V119H255V116ZM24 116V117H23ZM41 116V117H43V116H45L46 118L45 119H43V118H39V117ZM54 116V117H53ZM66 116H68V117H66ZM71 118H70V117ZM83 116V117H82ZM104 116V117H103ZM179 116V117H178ZM182 116V117H181ZM185 116V117H184ZM232 116V117H233ZM250 116L251 117H253L254 116V119H251L250 118ZM10 117H11V119H10ZM19 117V118H18ZM50 117H52L53 118V121L54 120H56L55 118H57V120H62V122L60 121V122H58L57 121V123H54L55 125L53 126V124L52 125H50V122H52V121H50ZM87 117V118H86ZM120 117V118H119ZM136 117H137V119H136ZM140 117H141V119H140ZM177 117H178V119L181 117L182 119H180L179 121H176V120H178L177 119ZM183 117L184 118H186L187 117V119H189V120H186V119H183ZM249 117V118H248ZM4 118V119H3ZM7 120H9L10 119V121H7V123H4V122H2V121H5L6 119ZM9 118V119H8ZM37 118V119H36ZM51 118V119H52ZM69 118V119H68ZM72 118H73V120H72ZM85 118V119H84ZM113 118H118V119H113ZM170 118V119H169ZM173 118V119H172ZM203 118V119H202ZM207 118V119H206ZM229 118H230V120L232 119V120H236L235 121V123H234V125H233V123H231V121L229 120ZM243 118V119H242ZM18 119L20 120V122L18 121ZM28 119L29 120H31V122L30 121H28ZM41 119H43V120H45V121H43V120H41ZM49 120V122L47 121V120ZM66 119V120H65ZM68 119V120H67ZM93 119V120H92ZM94 119H96V120H94ZM101 120V121H98V120ZM122 119V120H121ZM131 119V120H130ZM132 119H135V120H132ZM194 119H195V123H194ZM196 119H198V120H200L201 119V122L199 121H196ZM209 119V120H208ZM219 119V120H218ZM221 119V120H220ZM248 119V120H247ZM249 119H251L250 120V122H249ZM259 119V120H258ZM40 120V121H39ZM64 120V121H63ZM83 121V122H81V121ZM109 120H110V123H109ZM121 120V123L120 122H117V121H120ZM125 120V121H124ZM140 120H142V123L140 122ZM144 120V121H143ZM150 120H151V123H150ZM156 120V121H155ZM184 122H186V123H184ZM204 120V121H203ZM209 122H208V121ZM210 120H212L211 122H210ZM226 120V121H225ZM227 120H229V122L231 123V124H229V122L227 121ZM15 121V122H14ZM37 121H39L40 122V124H37L38 122ZM67 121H68V123H67ZM96 121L98 122V123H96ZM104 122V124H103V122ZM113 121H115V122H117L119 125L118 126H116L117 125V123H113ZM131 121L136 125V126H134L133 127V123L131 124ZM137 121V122H136ZM152 121H153V123H156L157 124V122H159L157 125L156 124H153L152 125ZM169 121V122H168ZM174 121H176V122H174ZM190 121V124H191V122L193 121V123L194 124H191V125H189V122ZM203 121V122H202ZM243 121H244V123H243ZM249 122V123H247V122ZM256 123L257 125H255V127L257 126V129L256 130H254L253 131V129H255V127H254V123ZM8 122H9V124H8ZM16 122H18L17 124H16ZM23 122L25 123V122H27V123H25L24 124V126H22L23 125ZM36 122V123H35ZM41 122H43V124L41 123ZM48 124H47V123ZM56 122V121H55ZM65 122V123H64ZM79 122H81V123H83V126H86V132L85 131H83L82 130V128H83V126L82 125H79L80 123ZM100 122V123H99ZM102 122V123H101ZM140 122V123H139ZM171 122H174V123H171ZM183 123V125L182 124H180V123ZM198 122V124H200V123H202V124H200V125H198V124H196ZM213 122V123H212ZM234 122V121H233ZM241 122V123H240ZM249 125L251 122V125H249V126H247L246 125V123ZM260 122V123H259ZM2 123V124H1ZM3 123H4V125H3ZM20 123H21V125H20ZM32 125V127H31V125ZM34 125H33V124ZM76 123H79V124H76ZM88 123V124H87ZM109 123V124H108ZM125 123V125H123V124ZM138 123V124H137ZM169 123V124H168ZM210 123H212L211 125H210ZM216 123V124H215ZM226 123H228V126L226 125V126H224ZM5 124H7V126H9V127H7ZM12 124V125H11ZM13 124H15V125H18V127H16V126H13ZM26 124H29L30 126H27V127H31V129L35 126V127H37L38 125L40 126V127H42V125H44L45 124V126L44 127H42V129L41 128H39V127H37V128H39V130H38V132L40 131V133L42 132V135H44V134H46V135H48L47 136V138H46V136H43V137H41V139L39 140H37V139H35L34 140V142H32V140L31 139H34V136H35V131H33V129H36V128H33L32 130H30V131H27L26 129H23V128H21V127H19V125L20 126H22V127H25L26 126ZM63 124V125H62ZM103 124V125H102ZM141 124V125H140ZM205 124V125H204ZM207 124H209V125H207ZM224 124V125H223ZM244 126H243V125ZM263 125H264V123H262ZM261 124V125H262ZM3 125V126H2ZM37 125V126H36ZM66 125H69V126H66ZM78 125V126H77ZM98 125V126H97ZM115 125V126H114ZM152 125V126H151ZM166 125L168 126V125H170L169 126V129H168V127L166 128ZM194 125H196L195 126V129L191 132V128H193L194 127ZM202 125V126H201ZM221 125V126H220ZM242 126L241 128H242V130H241V128H240V131H239V129H238V126ZM245 125L247 126L246 128H245ZM253 125V128L251 127ZM5 126V127H4ZM50 126H51V128H50ZM64 126V127H63ZM75 126H76V128H75ZM79 126H81V127H79ZM93 126V127H92ZM97 126V127H96ZM101 127V129L100 128H98V127ZM108 126H110V128L112 127H114L113 129L111 128L110 130H109V128H107ZM124 126H125V128H124ZM126 126H128V128L126 127ZM155 126H156V128H155ZM158 126H159V128H158ZM162 126H165V127H163L162 128ZM217 126V127H216ZM219 126V127H218ZM223 126V128H220V127H222ZM6 127H7V129H6ZM13 127V128H12ZM16 127V128H15ZM26 127V128H27ZM47 128V131L46 130H44V129H46ZM52 127H55V128H57V129H53L52 130ZM75 129H74V128ZM91 127V128H90ZM96 127V128H95ZM136 127V128H135ZM183 127V128H182ZM197 127H199V128H197ZM209 127H213L212 129L210 128L209 129ZM214 127H216V128H218L217 129V131H216V128L214 129ZM228 127V129L230 130H228V129H225V128H227ZM234 127V128H233ZM248 127H250V128H248ZM14 128H15V130H14ZM50 128V129H49ZM65 128H67L66 130H65ZM81 128V129H80ZM93 128V129H92ZM98 128V129H97ZM135 128V129H134ZM151 128H153V129H151ZM158 128V129H157ZM166 128V129H165ZM172 130H171V129ZM177 129V131L175 130V129ZM181 128V129H180ZM201 128H203L202 130H201ZM208 128V129H207ZM220 128V129H219ZM231 128L233 129V130H231ZM236 128L238 129V134L236 133ZM252 128V129H251ZM258 128H259V130H258ZM5 129L8 131V129H9V134H10V136H8L9 134H7V132L5 131ZM16 129H17V131H16ZM41 129V130H40ZM83 129H85V127L83 128ZM104 129V130H103ZM154 129L155 130H157L155 133H153V131H154ZM180 129V130H179ZM183 129V131H181ZM199 129V130H198ZM205 129H207V131H208V136H207V133L205 132ZM214 129V131H212ZM235 129V130H234ZM246 129V130H245ZM249 129V130H248ZM251 129V130H250ZM261 129V130H260ZM59 130H61L60 132H59ZM65 130V131H64ZM68 130H70L69 132H68ZM112 130H114V131H112ZM166 130V131H165ZM212 131V132H209V131ZM224 132H223V131ZM228 130V133L230 134L231 133V136H233V137H230V135L229 134H227L226 133V131ZM243 130H245L246 131V135H245V133L243 134V132H245V131H243ZM249 132H248V131ZM11 131H13L12 133H11ZM14 131H16V136H13L14 135ZM52 131V132H51ZM87 131H88V133H87ZM103 131V132H102ZM125 131H127V132H125ZM165 131V132H164ZM171 131H175L176 132V134H178V131H179V134H178V136H174L173 134H170L171 133ZM181 131V132H180ZM196 131V132H195ZM198 131H199V138H198ZM201 131H202V134H201ZM243 131V132H242ZM49 132H50V135H49ZM54 132H55V134L57 135V136H59L60 137V139H61V141H64L65 139V141L64 142H59V145L58 144H56V146H57V148L58 147H63L64 146V144H65V146H66V148L64 149V148H58V149H60V150H58V151H60V152H58L57 151V153H59V154H57L56 153V155L54 156V151H56L57 150V148L55 147V148H53L54 149V151H52L51 152V150H53V149H51L50 147V144L47 142V140L46 139H49L48 137H50L51 135H53L54 134ZM73 134H72V133ZM92 132H93V134H92ZM170 132V133H169ZM182 132H183V134H182ZM188 132V133H187ZM191 132V133H190ZM204 132V133H203ZM218 132H219V136H218ZM221 132V133H220ZM241 132V133H240ZM251 132H252V134H251ZM256 132V133H255ZM259 132V133H258ZM7 134V135H5V134ZM44 133V134H43ZM165 133H167V134H165ZM174 133V132H173ZM187 133V134H186ZM194 133H196V135H194ZM206 133V135H204L203 136V134H205ZM222 133H223V135L225 136V134H227V136H223L222 135ZM252 135V137L253 138H251V139H249V137L251 136L250 134ZM253 133H254V135H256L255 137H254V135H253ZM18 134H19V137H18ZM65 134H66V136H65ZM72 134V135H71ZM76 134V135H75ZM88 134V135H87ZM92 134V135H91ZM98 134V135H97ZM122 134V135H121ZM125 134H126V136H125ZM175 134V135H176ZM184 134H186L187 135V137H186V135H184ZM191 134L193 135V137H191ZM215 134H217V136L215 135ZM237 136V137H235V135ZM248 134V135H247ZM259 134V135H258ZM23 135V136H22ZM67 135H68V137H67ZM73 135H75L76 137L75 138H72V139H70L69 137H74ZM85 135V137H83ZM96 135H97V137H96ZM106 135V136H105ZM128 135V136H127ZM130 135V136H129ZM144 135V136H143ZM158 136V137H156L155 138V136ZM161 135H163L162 137H161ZM169 135V136H168ZM184 135V136H183ZM212 135V136H211ZM214 135V136H213ZM246 136V138H244V139H246V140H248V141H246V142H244V140L243 139H241L239 136H241L242 138L244 137V136ZM250 135V136H249ZM260 135L261 136H263V137H261V138H258V137H260ZM7 136V137H6ZM88 136H90V137H88ZM143 136V137H142ZM168 136V137H167ZM174 136V138H172ZM188 136L189 137H191V138H188ZM215 136L218 138L217 140H216V138H215ZM249 136V137H248ZM258 136V137H257ZM18 137V138H17ZM24 137V138H23ZM25 137H26V139H25ZM45 137V138H44ZM94 137V138H93ZM125 137V138H124ZM128 137H129V139L130 138H132L131 140H129V141H127V139H128ZM205 137V138H204ZM215 138V140H212L211 138ZM227 137H229L228 139H227ZM248 137V138H247ZM11 138V139H10ZM12 138H13V140H16V139H20L19 141L18 140H16L17 141V144H16V142L14 143V142H12L11 140H12ZM23 138V139H22ZM44 138V139H43ZM64 138V140H62ZM88 138H89V141H88ZM97 138V139H96ZM98 138H100V139H98ZM115 138V139H114ZM123 138V139H122ZM141 138H142V140H141ZM164 138V139H163ZM181 138V139H180ZM184 138V139H183ZM185 138H186V142H184L185 141ZM202 138H204V141L205 142H202L203 140H202ZM210 139V142H209V139ZM222 138V139H221ZM230 138H232V140H233V138H234V140L233 141H231V143H230V141H229V139ZM237 138L239 139V141L237 140ZM0 139V140H1ZM8 139V140H7ZM10 139V140H9ZM44 140V141H42L41 142V140ZM68 139H70V140H68ZM77 139V140H76ZM113 139V140H112ZM174 139V140H173ZM178 139H179V142H177L178 141ZM183 139V140H182ZM188 139V140H187ZM206 139H208V140H206ZM220 139V140H219ZM225 139V140H224ZM252 139H254V140H252ZM258 140V142H256L257 140ZM90 140L92 141V142H90ZM102 140H103V142H102ZM126 140V141H125ZM168 140V141H167ZM171 140V141H170ZM175 140H176V142H175ZM192 140V141H191ZM198 140V141H197ZM221 140H223V142L221 141ZM240 140H242V141H240ZM259 140H261V141H263V142H261V141H259ZM30 141H31V143H32V145H30L31 143H30ZM41 142V143H38V142ZM82 142V143H80V142ZM86 141V142H85ZM94 141V142H93ZM151 141V142H150ZM168 143H167V142ZM192 142V144H197V145H191V142ZM199 141H200V143H199ZM226 141V142H225ZM235 141H237V142H235ZM251 141V142H250ZM5 142H7V144H8V146H7V144L5 143ZM11 142V144H9ZM66 142V143H65ZM160 142V143H159ZM171 142H175V143H177V144H175V143H172V144H170ZM184 143V144H181V143ZM189 142V143H188ZM196 142V143H195ZM206 142H208L209 143V145H210V147H207L208 145H206L207 143ZM211 142H216L218 145H216V143H215V145L214 146H212L213 144H211ZM227 142H229V143H227ZM234 142H235V146H234ZM239 142H241V143H239ZM253 142H255L256 143V145H255V143H253ZM12 143L15 145V146H17L18 145V148L16 149V147L14 146L13 147V145H12ZM30 143V144H29ZM36 143L41 147V151H39L40 150V148H38L39 146L38 145H36ZM70 143V144H69ZM162 143H163V145H162ZM179 143V144H178ZM186 143H188V145L186 144ZM203 143V144H202ZM206 143V144H205ZM219 143H221V144H219ZM224 143L226 144L225 146H224ZM239 143V147H242V148H245V146H247L246 147V149H251L250 147L252 146H254L253 147V150L251 149L249 152L246 150V149H241V148H239L238 146H237V144ZM262 143V144H261ZM67 144V145H66ZM85 144V145H84ZM91 144V145H90ZM95 144H98L99 145V147H98V145H96L95 146ZM146 144H148V147H147V145ZM158 144V147H159V149H158V147L156 148V145ZM159 144L160 145H162V146H159ZM167 144H170V147L168 148L167 146H169V145H167ZM173 144H175V145H178V146H173ZM181 144V145H180ZM201 146H203L204 144V146L203 147H200V145ZM257 144H258V146H257ZM34 145H36L35 147H37V149H35L34 150ZM110 145H111V150H107L106 152L104 151V150H106V149H109V147H110ZM124 145V146H123ZM129 145V146H128ZM149 145H151V149H153V145L155 146L154 147V150H155V148H156V151H158L159 152V150H161L163 147H164V149L162 150V153L164 154V156L161 154V153H158V152H156V154L155 155H157V154H161L158 158L160 159V160H162V161H168V157L169 156H171L172 155V159L174 160V159H176L174 162L172 161V159L169 157V159H171L170 161H172V162H170V161H168V163H169V165H170V163H171V166H173V167H171L170 168V166L168 167L167 165L165 166V164L163 165L165 168H158V169H160V170H158L157 169V167H158V164H159V166L161 165V163L160 162H162V161H159V159L157 158H155V155H154V153H155V151L154 150H150V157H145L144 156V153L146 154L147 153V151L146 150H144L146 147L147 148H150L149 147ZM165 145H167V146H165ZM183 145H184V147H183ZM241 145V146H240ZM242 145H245L244 147L242 146ZM11 146V147H10ZM29 146H31V147H29ZM46 146V147H45ZM50 146V147H49ZM67 146H68V148H67ZM102 146V147H101ZM113 146H117L116 148L114 147L113 149H112V147ZM171 146H173L174 148L176 147V149H175V151L173 150L174 148L172 147L171 148ZM191 146V147H190ZM197 146H199V147H197ZM207 148H206V147ZM219 146V148L220 149H224V150H220L219 148L217 149V147ZM260 146H262V147H260ZM4 147V148H3ZM10 147V149H8ZM48 147H49V150H48ZM100 149H98V148ZM127 147V148H126ZM166 147V148H165ZM180 147H182L183 148V151H184V148H186L187 149V147H189V149H187V152L186 151H184L185 152V154H183L184 156H182V157H184V158H182V157H180L181 155H182V153L183 152H181L182 151V148L180 149ZM206 148V149H203V148ZM226 149H225V148ZM234 147H236L235 149V151H237L238 150V152H236V154H235V152H234ZM3 148V149H2ZM14 148V149H13ZM90 150H89V149ZM95 148V149H94ZM120 150H119V149ZM125 150H124V149ZM146 148V149H147ZM167 148H168V150H167ZM172 149V151H173V153H171L172 151H171V149ZM177 148H179L178 150H179V152L177 151ZM201 148H202V151H201ZM210 149V151L208 150L207 151V149ZM228 148H231L230 149V151H229V149ZM257 150H256V149ZM261 148V149H260ZM62 149H64V151H62ZM66 149L68 150V151H70L69 153L66 151ZM94 149V150H93ZM97 149V150H96ZM116 149V150H115ZM123 149V151L121 152V150ZM130 150L131 149V151H128L127 152V150ZM133 149V150H132ZM137 149V150H136ZM166 149V150H165ZM170 149V150H169ZM199 149V151H201L200 153H195L194 151H196V150H198ZM213 149V150H212ZM216 149V150H215ZM228 149V150H227ZM241 149V150H240ZM255 149V150H254ZM19 152H17V151ZM20 150V151H19ZM26 150H28V152L26 153ZM84 150H85V152L87 153H84ZM87 150V151H86ZM93 150V151H92ZM136 150V151H135ZM139 150H140V152H139ZM189 150H191V151H189ZM194 150V151H193ZM231 150H233V151H231ZM2 151V152H1ZM13 151V152H12ZM24 151V152H23ZM46 151H48L49 153L47 154L46 153ZM89 151V152H88ZM97 152V154H95L96 152ZM114 151V152H113ZM118 151V152H117ZM146 151V152H145ZM166 151V152H165ZM169 151V152H168ZM189 151V152H188ZM213 151V153L211 154L210 152H212ZM217 153H216V152ZM220 151V152H219ZM221 151H225V153L226 154H224V152L222 153ZM241 151H242V154H245V153H247V154H245L244 156L242 155V154H240L241 153ZM254 151H257L256 153L258 154V153H260L259 154V156L254 152ZM17 152V153H16ZM64 153V156L66 155L67 156V159L63 156V153ZM83 152V154H84V156L81 154ZM104 152H105V154H104ZM109 152H113L112 153V156L113 155H115V152H117L116 153V156L114 157L113 156V159H114V161L115 160H117V161H115L116 163H114V162H112L111 160H112V157H111V154L109 153ZM120 152V153H119ZM141 153V152H143V154L141 153V154H139V153ZM152 152H154L153 153V155H154V158H152L151 159V157H152ZM190 152H191V155H190ZM196 154V155H199V154H201V155H199L200 156V158L199 157H197L194 153ZM13 153H14V155H13ZM16 153V154H15ZM22 153H26V154H24L23 155V158H21V155H22ZM44 153H46V154H44ZM54 153V154H53ZM68 153V154H67ZM88 153H90V154H88ZM92 153H94V154H92ZM106 153H108V158H109V160H110V164L111 163H113V166H115V167H113V170H112V174L109 172L108 173V176H111L112 177V179L113 180H111V178L109 179V180H111V181H108V183H106L105 185L104 184H102V182H99V181H101L102 180V178L104 177V174L103 175H100V178H101V180L100 179H98V180H96L97 178H99V175H98V177L95 179L96 180V182L98 181V184L96 183V185L95 186H97V188H95L94 186H93V189L95 188V189H97V190H99V191H93L94 192V195H93V193H91V191H90V188H89V185H90V181H89V177H88V179H87V174H86V179L88 180V181H85V179H84V183L85 182H87V184L85 183V184H83V181L81 182V181H79V180H83V178L82 177H84L85 178V173L88 171V169H87V167L89 166V164L91 165L92 164V161H94L95 163H93V165L95 164V165H99V162H101L102 164H105V162L103 161V155L104 156H106L107 154ZM123 153H125L124 155H123ZM168 153H171V154H169V156L167 155ZM176 153V154H175ZM177 153H181V155H179L178 157H177ZM189 153V154H188ZM193 153V154H192ZM203 153V154H202ZM232 154L231 156H233L234 158H235V156L236 157H238L239 159H238V162H236L235 163V165H233L234 167L232 168V166H230L229 164H231L232 165V163L234 164V162L235 161H237V160H234V158L233 157H229L230 155H228V154ZM240 154V156H239V154ZM250 155H249V154ZM255 153V154H254ZM29 154V155H28ZM35 154H37V155H35ZM40 154H41V156H40ZM71 154V155H70ZM82 155V157L80 156V155ZM119 154H120V156H119ZM132 154V155H131ZM134 154L135 155H137L138 156V154H139V159H140V161H138L137 163L135 162V166L137 167H134V169H133V167L131 166V164H132V161H131V163H130V160L129 159H131V157H133L134 156ZM207 154V155H206ZM208 154H210V156H212L213 154H215V157H214V155L212 156V157H214V158H209L210 156L208 155ZM234 154H235V156H234ZM253 154V156H251ZM17 155H19V156H17ZM49 155V156H48ZM60 155V156H59ZM73 155V156H72ZM87 155V156H86ZM92 156V159H90V156ZM129 155H131V156H129ZM142 155V157H140ZM147 155V154H146ZM174 155V156H173ZM218 155V156H217ZM257 155V157H255L256 159H253V157L254 156H256ZM28 156H29V158H28ZM45 156H46V159H45ZM47 156H48V158H47ZM53 156V157H52ZM56 156H58V157H56ZM70 156V157H69ZM96 156H98V158L96 157ZM167 157V158H165V160L163 159V157ZM187 156H189V158H187ZM196 158L197 157V159L199 158L200 160H201V162H199V160H197V161H195L196 159L194 158V157ZM206 156V157H205ZM243 156V157H242ZM247 156V157H246ZM251 156V157H250ZM36 157V158H35ZM55 157V158H54ZM59 157H63V159H62V161L63 160H67V163L65 164L64 162H63V164H64V169L62 168V170H61V167L63 166V164H62V161L60 160L61 158H59ZM87 159H85V158ZM106 157V158H107ZM111 157V158H110ZM181 159H180V158ZM190 157L192 158V160H191V162H190V160H188V159H190ZM226 157H229V158H232L231 159V161H230V159H228V161H230L229 163H228V161H227V159H226ZM246 157V158H245ZM248 157L251 159L252 158V160H245V159H248ZM6 158V160H4ZM11 158V159H10ZM33 158V159H32ZM35 158V159H34ZM59 158V159H58ZM94 158H95V160H94ZM99 158H102V159H100V160H98ZM145 158V159H144ZM146 158H147V161H146ZM177 158H179L180 159V161H179V164H180V166H179V164H178V160L179 159H177ZM206 158V159H205ZM208 158V159H207ZM219 158V159H218ZM3 159V160H2ZM14 159V160H13ZM50 159V160H49ZM56 159H58V160H60L61 161V164H62V166H61V164L60 163H55V162H58V161H56ZM88 159H90V162L88 161ZM141 159H144V160H141ZM187 159V160H186ZM204 159V160H203ZM215 160V162H214V160ZM217 159V160H216ZM223 161H222V160ZM259 159V160H258ZM39 160H40V162H39ZM79 160H80V162H79ZM87 162H86V161ZM96 160H98V161H96ZM104 160H105V158H104ZM108 160V161H109ZM127 160H129L128 162H129V164H127L128 162H127ZM158 160V162H156ZM185 160V161H184ZM203 160V161H202ZM206 160V161H205ZM210 160V161H209ZM211 160H213V161H211ZM234 160V161H233ZM255 161V163H254V161ZM11 161V162H10ZM55 161V162H54ZM105 161H107V159L105 160ZM107 161V162H108ZM145 163V165H141V164H144L143 162ZM147 163H146V162ZM186 161H187V164H186ZM226 161V162H225ZM233 161V162H232ZM245 161V162H244ZM250 161H251V163H250ZM252 161H253V163H252ZM3 162V163H2ZM13 162V163H12ZM53 162V163H52ZM85 162L88 164V165H84L85 164ZM89 162V163H88ZM104 162V163H103ZM106 162V163H107ZM154 162L155 163H158V164H154ZM194 162H196L197 163V165L194 163ZM204 162H205V164H204ZM207 162H209L208 164H207ZM211 162H214V164L216 165V162H222V164H223V162H224V164H223V166L221 165V164H218L217 163V165L215 166L213 163H211ZM232 162V163H231ZM245 164H244V163ZM246 162H248V164H246ZM40 163V164H39ZM45 163H46V165H45ZM72 163V164H71ZM100 163V164H101ZM125 165H124V164ZM140 163V164H139ZM162 163H167V162H162ZM176 163H177V168L179 169L178 171H176V172H173L174 171V169L176 168L175 167V165H176ZM194 163V164H193ZM198 163H200V166L198 165ZM204 164V166L203 165H201V164ZM211 163V164H210ZM240 163H241V165H240ZM249 163H250V165H249ZM261 163V164H260ZM5 164H6V166H5ZM9 164L11 165H13L12 167H14L15 165V167L17 168H12L11 166H9ZM32 164H35V167L36 168H34V165H32ZM49 164V165H48ZM53 164H55V165H53ZM60 166H59V165ZM67 164H68V166L70 167L71 166V168H69V169H72V172H75V169L76 168H74L73 169V166L75 165H77V171H80L79 172V174L77 175V174H73L69 169H68V166H67ZM182 164V165H181ZM186 164V165H185ZM189 164V165H188ZM191 164H193L192 166H193V168H192V166H191ZM207 164V166H205ZM214 165V167H212L213 165ZM225 164H227V165H225ZM8 165V166H7ZM42 165H44L43 167H42ZM53 165V166H52ZM57 165H58V167H60V169H58L57 170ZM97 165V166H98ZM123 165V166H122ZM127 165H129V170L130 169H133V170H135L136 171V174L137 173H139V174H137L138 176L140 175V178H143L144 177V175H145V177L141 180V179H139V178H137L138 176H136V178H137V180L139 181H141V182H143L142 183V190H140V191H138L139 190V187H138V184H139V186H141V182H138L137 183V181L135 182V183H137V185L136 184H133L132 185V183H131V185L129 184V181H131V180H129V178L130 177H126L125 175H127L126 174V172L125 171H127L128 169H124V167H126ZM246 167H248V168H246ZM249 165V166H248ZM259 165H260V168H259ZM1 166H2V168H1ZM26 166V167H25ZM31 166H33V168L31 167ZM48 166V167H47ZM74 166V167H75ZM84 168H83V167ZM139 166H141V167H139ZM197 166V167H196ZM198 166L200 167L199 168V170H198ZM230 166V167H229ZM237 166V167H236ZM240 166V167H239ZM252 167L251 169H252V171L253 172H251V170H250V168L249 167ZM256 166V167H255ZM25 167V168H24ZM42 168L41 169V171L39 172V170H40V168ZM46 167V168H45ZM89 167H91V166H89ZM112 167V166H111ZM168 167V168H167ZM191 167V168H190ZM195 167H196V171H194L195 170ZM203 167V168H202ZM209 168L208 170L206 169L205 170V168ZM243 167H245V168H243ZM254 167H255V169H254ZM10 170H8V169ZM44 168H45V170H44ZM65 168H67L66 170H67V174H66V171L64 172V170H65ZM79 168H82V169H80L79 170ZM126 168H128V167H126ZM142 168V170H140ZM144 168V169H143ZM169 168L171 169V171L173 172V174H172V172L170 171H168L169 170ZM177 168L175 169V170H177ZM183 168V169H182ZM203 169V171H202V169ZM211 168V169H210ZM228 168V169H227ZM235 168H238V169H235ZM259 168V171L257 170ZM6 169V170H5ZM15 169H16V171H18V174H17V172L16 173H14L15 172ZM25 169H27V171L25 170ZM49 169V170H48ZM86 171H85V170ZM114 169H115V172H116V174L115 175H113V171H114ZM123 169V170H122ZM168 169V170H167ZM189 169L191 170L190 172H189ZM214 169V170H213ZM222 169V170H221ZM231 169H232V171H231ZM236 171H235V170ZM248 169H249V172H248ZM11 170H12V172H13V174L11 175L9 172H11ZM30 170V171H29ZM44 171V173L46 172H48L45 176H47L48 174L50 175H48V178L47 177H45L44 176V173H43V171ZM59 170H61V171H59ZM83 170V171H82ZM120 170H122V172L124 171V173L125 174H123ZM132 170V171H133ZM145 170V171H144ZM148 170H149V172H148ZM151 170V171H150ZM156 170H158V171H156ZM225 170H226V173H228V175L225 173ZM246 172H245V171ZM9 171V172H8ZM49 171H51V172H49ZM69 171L71 172L70 174H69V177H68V173H69ZM83 173H82V172ZM85 171V172H84ZM138 171V172H137ZM144 171V172H143ZM156 171V172H155ZM165 171V172H164ZM180 171V172H179ZM182 171H183V173H182ZM189 173H188V172ZM195 172V173H192V172ZM202 171V172H201ZM205 171H208V172H205ZM219 171H221V172H219ZM229 171V172H228ZM231 171V172H230ZM244 171V172H243ZM4 172V173H3ZM8 172V173H7ZM11 172V173H12ZM25 172V173H24ZM27 172V173H26ZM34 172V173H33ZM56 172V173H55ZM121 172V173H120ZM146 172H148V173H146ZM150 172H153V173H151L152 175H150ZM160 172L161 173H163L164 172V175L166 176V180H167V182H166V180L163 178V176L160 174ZM169 172V173H168ZM200 172V173H199ZM207 174H205V173ZM212 172V173H211ZM216 174H215V173ZM224 173V175H223V173ZM235 174H237V175H234V173ZM259 172H261L262 173V175H263V178L261 177V174L259 173ZM35 173L37 174L36 176L38 177V178H40V179H42L43 177H45V178H43V179H45V181H43V179L40 181L37 177H35L34 175H35ZM39 173H41V174H39ZM57 173H58V175H57ZM62 173L65 175V177H64V175H62ZM87 173H89V172H87ZM128 173V172H127ZM155 173V174H154ZM166 173H167V175H166ZM179 173H181L180 175H181V177H180V175H178ZM208 173H209V175H208ZM211 173V174H210ZM213 173H214V175H213ZM221 173V175H220V177H219V174ZM231 173H232V175H231ZM240 175H239V174ZM245 173V174H244ZM248 173V174H247ZM249 173H251L252 175H250L249 176ZM259 173V174H258ZM5 175V178H4V175ZM6 174H9V177H8V175H6ZM16 174V175H15ZM28 176H27V175ZM82 174V175H81ZM120 174V175H119ZM122 174H123V176L124 177H126V182H128L127 184H129V187L131 186V188L129 189V188H127L126 186H125V182H123L124 180V178L123 179H121L122 178ZM175 174V175H174ZM193 175V180H194V182L192 181V179H189V178H191L192 177V175ZM196 174V175H195ZM1 175H2V177H1ZM17 177V175H18V178L16 179V177ZM29 175H30V179H29ZM40 175V176H39ZM71 175H73V177H71V178H73V180H71V179H69L70 178V176ZM75 175V176H74ZM97 175V174H96ZM95 175V176H96ZM146 175H148V176H146ZM188 175H190V176H188ZM198 175H199V177H201V178H197L198 177ZM225 175H226V179H225ZM242 178V181L243 182H245V181H248V184H246V183H244V186H242V184H243V182H241V179H240V177ZM243 175H245V176H243ZM250 177L251 179H249L248 177ZM13 176V177H12ZM24 176H25V179H24ZM41 176H43V177H41ZM57 178H56V177ZM63 176V177H62ZM68 177V179H67V177ZM77 176V177H76ZM78 176H81V178L80 179H77L78 178ZM103 176V177H102ZM116 176L118 177V178H116ZM121 176V177H120ZM151 176H152V178H151ZM171 176H172V178H171ZM173 176H175V177H173ZM178 176V177H177ZM210 176H214V180H213V177H210ZM217 176V177H216ZM224 176V177H223ZM230 176H234L233 178H231ZM251 176H253V177H251ZM261 178H260V177ZM7 177V178H6ZM11 177H12V179H11ZM52 177H54V178H56V179H54V178H52ZM147 177L149 178V182H148V180L145 182V180L147 179ZM156 177H159V178H161V180H159V179H157ZM179 177H180V181H179ZM194 177L196 178V179H194ZM221 178V180L219 179V178ZM228 177H229V179H233L232 180V182H234V183H232L229 179H228ZM247 177V178H246ZM258 177V178H257ZM8 179L7 180V183H6V180H4V179ZM19 178L21 179V181L19 180ZM47 178V179H46ZM60 178H63V179H61L60 180ZM74 178H76L77 180H74ZM128 178V179H127ZM153 178H155V179H153ZM168 178V179H167ZM170 178V179H169ZM177 178V179H176ZM182 178H183V180H182ZM203 178V179H202ZM208 178V179H207ZM236 178H238V179H236ZM9 179L10 180H13L14 179V182L13 181H11V183H8L9 182ZM23 179L25 180L24 182H23ZM49 179V180H48ZM50 179H53V180H50ZM60 181H62L63 182V180L64 181H66V184L65 185H67L68 183V188L67 187H64L65 185H63L62 187L61 186H58V182H60ZM116 179V180H115ZM145 179V180H144ZM163 179H164V181L166 182V183H164L163 184ZM173 179H174V181H173ZM199 179H202V180H199ZM207 179V180H206ZM218 179H219V181H218ZM223 179V180H222ZM227 180V181H225V180ZM234 179H236V181L234 180ZM248 179V180H247ZM253 179V180H252ZM19 180V182H17ZM27 180V181H26ZM58 181V182H56V181ZM71 180V181H74V182H69V181ZM122 182H121V181ZM129 180V181H128ZM136 180V179H135ZM187 180V182H185ZM205 180V181H204ZM211 180V181H210ZM215 180H217V181H215ZM249 180H250V182H249ZM30 181V182H29ZM49 181H51L52 182V186L53 185H55V182H56V184H57V186H58V189H59V191H60V189L61 190H64L65 188H66V191H63V192H67V190L68 189H70L71 190V192L72 191H76V190H74L75 188L77 189L78 187V190L79 189H84L83 187L85 186V188H87V189H85L84 190V193H82V192H80L81 190H79V192H72L73 193V195H72V193L70 192V190H68V194H69V197H71V198H73L72 199V201H74V195L75 194H77V197H78V199H75V201H77L76 202V204L78 205H80L81 204V206L79 207V205H78V207L76 206V204L74 203L73 205L75 206H73L70 202H72V201H70V199L71 198H66V193H65V197H64V193H62V191L59 193V191L58 190H56V191H58V192H56V194H55V196H59V198H55V197H53V199H54V201L52 200V197L51 198H47V194H46V189H48V188H44L46 185V187H49L50 185H51V182H49ZM116 181H120V182H117L118 184H122V190L123 189H126V190H128V191H123L122 192V190H121V193H123V194H125L126 195V192L127 193H130L129 195L130 196H132V194H131V190H133V193H134V189H135V193H134V197H135V199L134 198H132V197H129V198H131V199H134V200H129V198H128V194L125 196V195H122L121 196V198L119 197V196H117V193L116 192H118V189H119V186H118V184H116L115 185V189H114V187L112 186L113 184H115L114 182H116ZM183 181V183H181ZM221 181H222V183H221ZM224 181V182H223ZM15 182L17 183V185H15ZM26 182L28 183V185H29V187H28V185H21L20 186V184L21 183H25L26 184ZM31 182H33V184H34V186H33V184H30ZM41 182V187L42 188H40V185H39V183ZM44 184H43V183ZM179 182V183H178ZM204 182V183H203ZM218 182H220L221 184H219ZM226 182V183H225ZM237 182H239V185L237 184ZM257 182V183H256ZM261 182H263V183H261ZM19 183V184H18ZM65 183V182H64ZM78 183V185H75V184H77ZM100 183V184H99ZM111 183V184H110ZM201 183V184H200ZM214 184V185H210V184ZM218 183V184H217ZM230 183L231 184H234V185H230ZM36 184V185H35ZM37 184L39 185V186H37ZM43 184V185H42ZM48 184H49V186H48ZM71 184V185H70ZM124 184V185H123ZM126 184V185H127ZM171 184H174V186L176 187H173V185H171ZM185 184V186L187 187V189H186V187L184 186V188H183V185ZM188 184H191V185H188ZM198 184H200V185H198ZM253 184V185H252ZM70 185V186H69ZM75 185V186H74ZM100 185H101V187L103 188V191H102V188H100ZM109 185L110 186H112V188L111 187H109ZM165 187H164V186ZM168 185H170L169 187H170V189L167 187ZM196 185V186H195ZM230 185V189H229V186ZM236 185V186H235ZM247 185V186H246ZM251 185V186H250ZM263 185V186H262ZM12 186H13V188H12ZM23 186V187H22ZM26 186H27V189H26V198L23 196L22 197V195L21 194H19V193H21L22 191H23V189H24V187L26 188ZM30 186H33V188L31 187L30 188ZM57 186H53V187H57ZM75 187V188H72V187ZM77 186V187H76ZM117 186V187H116ZM134 186V187H133ZM148 186V187H147ZM180 186V188H177V187H179ZM188 186H190V187H194V188H190V187H188ZM207 186V187H206ZM220 186V187H219ZM223 186V187H222ZM234 186V187H233ZM238 186V187H237ZM240 186H242V187H240ZM253 186V187H252ZM258 186V187H257ZM260 186H262L261 188H260ZM22 187V188H21ZM35 187H38V188H35ZM70 187V188H69ZM123 187H125V188H123ZM133 187V188H132ZM146 187V188H145ZM219 187V188H218ZM238 189H237V188ZM252 187V188H251ZM1 188V187H0ZM10 188H12L11 190L12 191H7V190H10ZM50 188H52V187H49V189ZM63 188V189H62ZM106 188L108 189L109 188V192L106 190ZM111 188V189H110ZM117 188V189H116ZM164 188H168L167 190L166 189H164ZM173 188H175V189H173ZM189 188V189H188ZM213 188H216L215 190L213 189ZM226 188V189H225ZM232 188L234 189V190H232ZM254 188H257V189H254ZM18 189H20L19 190V193L18 194H14V190H15V192H17L16 190H18ZM57 189V188H56ZM146 189V190H145ZM153 189V190H152ZM162 189V190H161ZM163 189H164V191H165V193H163L164 191H163ZM186 189V190H185ZM193 189V190H192ZM209 189V190H208ZM220 190L221 189V191H218V190ZM236 189H237V191H236ZM245 189V190H244ZM248 189H249V191H248ZM259 189H260V191H259ZM263 189V190H262ZM36 190H37V192L38 193H41V194H43V192L46 194H43V196L44 197H42L43 198V200H42V198H41V195L39 194L38 196H37V192H36ZM105 190V191H104ZM115 190H117V191H115ZM145 190V191H144ZM151 190H152V192H151ZM185 190V191H184ZM191 190V191H190ZM239 190H241V191H239ZM2 191V192H1ZM33 191L35 192L34 194H33ZM41 191V192H40ZM43 191V192H42ZM83 191V190H82ZM89 192V193H87V192ZM107 191V192H106ZM112 191V193H110ZM146 193L147 192V195L149 196H147L146 194H145V196L143 195L144 194V192ZM150 191V192H149ZM173 191V192H172ZM180 191V192H179ZM184 191V192H183ZM190 191V192H189ZM212 191H213V194H212ZM223 191V192H222ZM247 191V192H246ZM255 192V194H254V192ZM257 191H259V192H257ZM262 191V192H261ZM85 192L87 193V194H85ZM104 192H105V194H104ZM140 192H141V195H140ZM142 192H143V194H142ZM226 192V193H225ZM234 194V196H233V194ZM237 192V193H236ZM4 194V195H1V194ZM48 193V192H47ZM57 193H59V194H57ZM79 193L81 194H84V195H80V196H78L79 195ZM97 193H99V195H101V197L98 195V196H96L97 195ZM102 193H103V195L104 196H102ZM106 193L108 194H111L110 196H109V194H108V196L110 197H107V195H106ZM121 193L119 194V195H121ZM168 193V194H167ZM187 193V194H186ZM209 193V194H208ZM223 193V194H222ZM13 194L16 196V195H21L20 197H22V198H18V200H17V197L18 196H16V199L14 198V197H12L13 196ZM60 194H62V196H63V198H62V196H60ZM68 194H67V196H68ZM112 194H114V195H112ZM136 194V195H135ZM178 194V195H177ZM184 194H186V195H184ZM219 194H221V195H219ZM229 196H228V195ZM232 194V195H231ZM241 194H243V195H241ZM246 194H247V196H246ZM87 195H89V196H91V198L93 197V201L92 202H89V200L88 199H91L89 196V198H86L87 197ZM93 195V196H92ZM105 195H106V197L107 198H109L108 200H109V202H110V206H112V204H111V202L113 203V202H115L114 204H115V206H114V204H113V206L112 207H104V206H109V204H108V202H106V197H105ZM116 195V196H115ZM139 196V197H136V196ZM164 195V196H163ZM184 195V196H183ZM225 195V196H224ZM226 195H227V197H226ZM262 196V198H261V196ZM10 196V197H9ZM31 196V197H30ZM36 196V197H35ZM85 197L84 199H83V197ZM113 196V197H112ZM115 196V197H114ZM143 196V197H142ZM168 196V197H167ZM187 196V197H186ZM194 198H192V197ZM201 196H202V198H201ZM203 196H205V198L203 197ZM219 196V197H218ZM237 196V197H236ZM243 196H246V197H243ZM258 196H260V197H258ZM3 197V198H2ZM5 197L7 198V199H5ZM46 197V198H45ZM60 197L62 198V199H65L66 201H64V204L67 202L68 203V207L70 206V205H72L71 206V208H72V210L74 209H80L79 211H73V214L75 213V214H78L77 215V217L78 218H75L76 216L75 215H72V216H69L70 218H73L74 216V218L73 219H70V221H69V219H68V215H70V213L72 212V210L70 209V208H66V210H65V206H64V204H63V206H61L62 205V199L60 200ZM76 197V198H77ZM102 197H105V198H102ZM118 198V204L116 203L117 201H115V200H112L113 198L115 199V198ZM147 197V198H146ZM182 197V198H181ZM189 198L190 197V199H185V198ZM216 197L218 198V199H216ZM221 197H223V198H221ZM226 197V198H225ZM231 197V198H230ZM232 197H233V199H232ZM4 199V200H2V199ZM14 198V199H13ZM28 198H29V200H32L33 199V201H29L28 200ZM30 198H32V199H30ZM35 198V199H34ZM45 198V199H44ZM137 198V199H136ZM141 198V199H140ZM143 198H144V200H143ZM146 198V199H145ZM152 198H154V200L152 199ZM178 198V199H177ZM221 198V199H220ZM229 198V199H228ZM256 198H258V200L256 199ZM20 199H22V201H23V203H22V201H21V203H20ZM52 201H51V200ZM55 199L56 200H59V201H55ZM81 199V200H80ZM82 199H83V202L84 203H81L80 201H82ZM94 199H96V200H94ZM105 203V205H103L102 203H101V200ZM103 199H105V200H103ZM128 199V200H127ZM150 199L152 200V201H150ZM158 199V200H157ZM185 199V200H184ZM193 199V200H192ZM225 199V200H224ZM227 199H228V201H230V203L227 201ZM230 199H232V201L230 200ZM255 199V200H254ZM14 200V201H13ZM16 200V201H15ZM45 200V201H44ZM50 200V203L52 202V203H55L56 202V205L58 204L59 206H57V207H55L54 208V206H56L55 204H53V206H52V204H50V203H47L48 201ZM107 200V201H108ZM157 200V201H156ZM190 200V201H189ZM207 200V201H206ZM222 200H224L223 202H222ZM262 200V201H261ZM62 203H61V202ZM89 202V203H87V202ZM95 201V203L93 204V202ZM119 201L121 202V204H119ZM142 201V202H141ZM148 202V204H147V207L146 206H143L144 208L146 207V211L148 210V208H149V211H147V213H145V211H141L140 209H142V210H144L143 209V207L141 206V205H146V203ZM153 201H154V204H152L151 206H150V202H152L153 203ZM185 201H187V202H185ZM220 201V202H219ZM238 201V202H237ZM249 201V202H248ZM256 201H257V203H256ZM7 202H5V203H7ZM17 202H19V203H17ZM45 202V203H44ZM78 202H80V203H78ZM124 202V205H122V203ZM125 202H126V204L127 205H125ZM135 202V203H134ZM164 205H162L161 203ZM185 202V203H184ZM194 202L195 203H199L198 205L197 204H194ZM205 202V203H204ZM225 202L227 203V204H225ZM233 202L235 203L234 205H233ZM246 202V203H245ZM4 203V204H5ZM42 203V204H41ZM66 203V204H67ZM73 203V202H72ZM86 203H87V205H86ZM99 203V204H98ZM142 203V204H141ZM156 203V204H155ZM158 203V204H157ZM176 203V204H175ZM178 203V204H177ZM180 203V204H179ZM203 203V204H202ZM222 203L225 205V207L224 206H222ZM229 203V204H228ZM241 203V204H240ZM243 203H245V204H243ZM256 203V204H255ZM26 204V205H25ZM28 204V205H27ZM43 204L46 206V205H50V207H52V208H54V212H52L53 210H52V208H51V211H49L50 210V208H49V205H48V207L46 206H43ZM61 204V205H60ZM83 204V205H82ZM90 204H92V206L90 205ZM97 204H98V206H97ZM108 204V205H107ZM117 204V205H116ZM136 204V205H135ZM182 204H185V206H183ZM220 204V206H218V205ZM247 204V205H246ZM9 205V206H10ZM32 205H33V203H32ZM34 205V206H35ZM88 205H89V209H91L92 211L94 210H96V207L98 208L100 205V207H99V209H98V214H97V216L95 215V213L94 212H90L91 210H89V212H85V211H88V209L87 208H85L84 206H87L88 207ZM103 205V206H102ZM120 205V206H119ZM129 205V206H128ZM163 207H162V206ZM193 205H197V206H192ZM202 205V206H201ZM206 205V206H205ZM207 205H208V207H211V208H208L207 209ZM211 205H213V206H211ZM226 205H228V206H226ZM233 205V206H232ZM252 205V206H251ZM257 205V206H256ZM35 206V208H37ZM117 206H118V208H117ZM149 206V207H148ZM156 206H159V207H157L156 208ZM162 208H161V207ZM215 206V207H214ZM230 206V207H229ZM261 206L263 207V208H261ZM41 207H43V208H41ZM59 207H61L62 209H64L65 211V213L64 212H62V211H60V208ZM93 207V208H92ZM166 207V208H165ZM175 207V208H174ZM187 207H189L188 209H187ZM190 207H192V208H190ZM201 208V210H200V213H198L199 211H197V213H196V211H194L195 210V208H196V210H199L198 208ZM214 207V209H212ZM226 207H228L229 209L228 210H225V209H227ZM256 207H258V208H256ZM14 208V207H13ZM82 208V209H81ZM85 208V209H84ZM95 208V209H94ZM156 208V209H155ZM168 208V209H167ZM233 208V209H232ZM255 208H256V210H258L259 208L262 210H258V212H256L255 211ZM48 209V210H47ZM56 209V210H55ZM61 209V210H62ZM68 209H70V210H68ZM85 211H84V210ZM108 209V210H107ZM113 209V210H112ZM120 211H119V210ZM205 209V212L206 213H204V211L203 210ZM210 209V210H209ZM216 209V210H215ZM5 210V211H4ZM7 210V211H6ZM41 210H42V212L43 211H46L45 213H47V215H48V213H50L49 214V217L51 218L52 216V218H54L52 221H53V223H52V221L51 220H48L46 223H45V221L46 220H44V219H46L45 217V215H43L42 214V212H41ZM60 211L62 214H65L66 216H67V220L66 221H64V222H66L65 224L67 225V223H68V225L67 226H71L73 229H72V231H73V234H71V233H69V232H71V227L69 228H67V226L65 225H63V223L60 221L61 219L63 220H65L66 218H63V217H66L65 215H60V212H58L59 213V216H57L56 217V213H57V211ZM70 212V213H68V211ZM105 211V212H103V211ZM118 210V211H117ZM153 210V212H155V213H152L151 211ZM158 211V213H157V211ZM193 210V212H195L194 214L191 212ZM209 210V211H208ZM212 210V211H211ZM215 211V213H214V211ZM218 210H220V211H218ZM224 210V211H223ZM234 210V211H233ZM56 211V212H55ZM82 211H84V212H82ZM100 211H102V213H100ZM140 211V212H139ZM161 211V212H160ZM229 211V212H228ZM236 211V212H235ZM254 211H255V213H254ZM30 212L31 213H33V215H29L30 214ZM67 212V213H66ZM78 212H82L81 214L80 213H78ZM116 212H118L117 214H116ZM144 212V213H143ZM149 212L151 213V214H149ZM164 212H166V213H164ZM176 212V213H175ZM190 212V213H189ZM202 212H203V215H201L202 214ZM211 212V213H210ZM212 212L215 214V217L212 215ZM219 212V213H218ZM231 212V213H230ZM233 212V213H232ZM3 213H4V215H3ZM29 213V214H28ZM53 215H52V214ZM85 213V214H84ZM88 213H89V215H88ZM92 213H94L93 214V219L94 218H96V217H98L99 216V219H97V220H95L94 219V221L93 220H91L92 219V217H90V214H91V216H92ZM120 213V214H119ZM124 215H123V214ZM182 214V215H177V216H175L176 217V220L173 222V220L172 219H174V215L175 214ZM192 213V214H191ZM209 213V214H208ZM6 214H8V216L6 215ZM21 214V215H20ZM37 214V215H36ZM68 214V215H67ZM72 214V213H71ZM112 214V215H111ZM115 214V216L117 217L116 218V221H115V216H113ZM142 214V215H141ZM143 214H145V215H143ZM149 214V215H148ZM155 214V215H154ZM163 214H164V216H163ZM191 215V216H188V215ZM195 214H197V216H195ZM200 214V215H199ZM209 216H208V215ZM234 214V215H233ZM13 215V216H12ZM29 215V216H28ZM35 215V216H34ZM41 215V216H40ZM51 215V216H50ZM81 215V216H80ZM112 216V217H114V218H111V217H108V216ZM141 215V216H140ZM173 215V216H172ZM205 215V219L203 218V216ZM211 215H212V217H211ZM255 215L257 216V217H255ZM10 216V217H9ZM22 216V217H21ZM27 216V218H29V217H31L30 218V220L32 219V217H33V219H34V217L36 218V219H34V222L31 220H29V221H24V220H26L27 218H25V217ZM37 216V217H36ZM39 216L41 217L40 219L41 220H44V222L42 223L41 222V220L39 219ZM84 216V217H83ZM96 216V217H95ZM121 216H122V218H121ZM150 216V217H149ZM154 216V217H153ZM156 216V217H155ZM181 216H183V217H181ZM188 216V217H187ZM195 218V219H193V221L195 222H192V218L193 217ZM200 216V217H199ZM219 216L221 217V218H219ZM232 216V217H231ZM246 216V217H245ZM12 217V218H11ZM18 217V218H17ZM48 216H47V218H49ZM86 217V220H87V222H86V220L81 224L80 223V221H81V219L83 220V218H85ZM91 218V219H88V218ZM108 217V218H107ZM149 217V218H148ZM152 217V218H151ZM163 217H165V218H167V219H164ZM187 217V218H186ZM190 217V219H188ZM192 217V218H191ZM201 217L203 218V222L204 221H206L207 220V218L209 217V220H207L206 222V225H204V223L203 224H201V223H199V224H197L196 225V220L199 222V220L201 221ZM207 217V218H206ZM239 217V218H238ZM251 217V218H250ZM253 217H255V219H253V220H251V222H255L254 224H252L251 222L249 223V221H250V219H252ZM261 217V218H260ZM6 218H7V220H6ZM24 218V219H23ZM49 218V219H50ZM56 218V219H55ZM60 218V219H59ZM81 218V219H80ZM103 218V219H102ZM112 220V221H110L111 222V224L110 223H108L109 222V220L110 219ZM125 219V221H122L121 223H123V225H122V227L120 226L121 225V223L119 222V221H121V220H124ZM130 220H129V219ZM164 219V221L163 222H165V223H163V224H165L166 226H167V231H164V234H163V230H162V228L165 230V225H163L162 224V222H161V219ZM183 218V219H182ZM199 218V219H198ZM211 218V219H210ZM248 218H250V219H248ZM2 219V220H1ZM39 219V220H38ZM76 219H78V221H79V223L76 221V224H74L75 223V220ZM114 219V220H113ZM126 219H128V220H126ZM152 220V221H148V220ZM160 219V220H159ZM182 219V220H181ZM215 219V220H214ZM229 221H227V220ZM241 219V220H240ZM261 219V220H260ZM11 220H13V221H11ZM36 220V221H35ZM58 220L60 221V222H58ZM100 222H99V221ZM117 220H119V221H117ZM153 220H154V222H153ZM157 220V221H156ZM167 220H168V223H167ZM184 220H186L184 223H183V221ZM213 220V221H212ZM244 220V221H243ZM254 220H256V221H254ZM257 220H259V221H257ZM263 220V221H262ZM15 221H16V224L18 223V222H20V223H22V221H23V224L22 225H24V228H20V229H13V226L14 227H20V225H19V223L16 225V224H13V223H15ZM38 221V222H37ZM54 221H55V223H54ZM67 221H69L70 223H73L74 224V226H72L73 224H71L70 225V223L69 222H67ZM96 221V222H95ZM107 221V222H106ZM128 221V222H127ZM132 221V222H131ZM156 221V222H155ZM169 221H171L170 223H169ZM189 221H191V224H190V222ZM212 221V222H211ZM218 221V222H217ZM4 222V223H3ZM29 222H30V224H29ZM39 222L41 223V225H42V230H40L41 229V225H40V229L39 230H36L37 232H38V234L37 233H32L31 235H33V236H31V235H27L28 237H26V235L25 234H30L31 233V231H32V229L35 227L34 225H37L38 224V226H39ZM91 222V223H90ZM94 222V223H93ZM113 222H115V224L113 223ZM128 224V226L126 225V223ZM131 224H130V223ZM155 223V224H153V223ZM157 222H161V224L160 225H158V223ZM177 222V223H176ZM180 222V223H179ZM187 222V223H186ZM209 222H211V223H209ZM263 222V223H262ZM32 223V224H31ZM77 223L79 224V225H82V227L81 228H77L76 229V227H75V225L77 226ZM86 223V224H85ZM101 223V224H100ZM104 223V224H103ZM108 223V224H107ZM113 223V224H112ZM149 223H151L150 224V229H149V231H148V226H149ZM167 223V224H166ZM171 223H174V224H172L171 225ZM176 223V224H175ZM183 225H182V224ZM188 223L190 224V225H188ZM192 223H194V225H192ZM228 223H229V225H230V223H231V225H233L232 227H231V225L229 226L228 225ZM239 223L241 224V225H243V226H238L239 225ZM247 223H249V225L247 224ZM261 223V224H260ZM11 224V225H10ZM54 224V225H53ZM60 224H61V226H60ZM84 224V225H83ZM87 224L89 225L88 227H87V231L85 230V227L87 226ZM92 224V225H91ZM106 224V225H105ZM118 224H119V226H118ZM126 225V228L127 229H125V230H123L124 228H125V225ZM208 224V225H207ZM248 226H247V225ZM251 224L253 225L252 226V229H251ZM256 224H260V225H256ZM8 225H10V226H8ZM16 225V226H15ZM58 225V226H57ZM62 225L65 227L64 229H61V227H62ZM78 225V226H79ZM94 225V226H93ZM97 225V226H96ZM116 227H115V226ZM145 225V226H144ZM154 227H153V226ZM156 225H157V227H156ZM163 225V226H162ZM170 225H171V227L173 228H171L170 229ZM174 225V226H173ZM180 225H182V227L180 226ZM186 225H188V226H186ZM195 225L196 226H198V227H195ZM5 226H8L7 228L5 227ZM25 226H27V227H29L30 228V226H31V229H29V228H27V227H25ZM107 226V227H106ZM114 226V227H113ZM162 226V227H161ZM178 228H177V227ZM181 227V229L182 228H184L185 229V227L187 228L186 230H181L180 229V227ZM191 226H192V228H191ZM90 227V228H89ZM100 229H99V228ZM111 227H112V231H111ZM156 227V228H155ZM169 227V228H168ZM176 227V228H175ZM201 227V228H200ZM227 227V228H226ZM233 227H236L235 229H233V231H234V233H232V234H230L231 233V231H232V229L231 228H233ZM241 227V228H240ZM246 227H247V229H246ZM5 228V229H4ZM12 230H11V229ZM38 228V227H37ZM37 228H34V229H37ZM84 228V229H83ZM98 228V229H97ZM102 228V229H101ZM119 228V229H118ZM154 228H155V230H154ZM208 228V229H207ZM253 228H255V230L257 229V232H258V236H255V234H252V232L254 231L253 230ZM259 228V229H258ZM8 229V230H7ZM24 229V230H23ZM25 229H28V230H31V231H28L27 233H25ZM33 229V230H34ZM70 229V230H69ZM76 229V232L74 231ZM107 229H110V230H107ZM146 229V230H145ZM161 229V230H160ZM176 229H178L179 231H181V232H178V230H176ZM189 229H191L190 231H189ZM244 229H245V231H244ZM6 230V231H5ZM18 232H17V231ZM20 230H21V233H20ZM62 230H64L63 232H62ZM89 230V231H88ZM94 232H93V231ZM115 230H117L116 231V233L114 232ZM125 231V232H123V231ZM126 230H128L127 232H126ZM144 232H143V231ZM151 230V231H150ZM168 230H169V232H168ZM170 230H172V231H170ZM220 230V232H218ZM222 230V231H221ZM227 230H229V233L228 232H226ZM242 230V231H241ZM251 231V234H249L250 233V231ZM13 231V232H12ZM15 231V232H14ZM27 231V230H26ZM35 231V230H34ZM40 231H42V232H40ZM67 231V232H66ZM79 231V232H78ZM82 231H84L85 232V234H84V236H83V233H82ZM98 231H100L101 233H105V234H102V236L100 235L101 233H99L98 234V239H96L97 238V233H98ZM135 231H136V233H135ZM161 231H162V233H161ZM178 232V233H175V232ZM192 231H193V233H192ZM232 231V232H233ZM236 231V232H235ZM237 231H239V234H238V232ZM246 231L248 232L249 231V233H246ZM16 232H17V236H16ZM24 232V233H23ZM59 232V233H58ZM82 233V237H84V239L81 237V240H78L79 242L78 243H76V242H74V236H75V238L77 239V237H79L80 238V236H81V234H80V236H78L79 234H77V235H74V234H76V233ZM90 232V233H89ZM91 232H92V236H90L91 235ZM129 232H130V234H129ZM149 232V233H148ZM150 232H152V235L154 234V232H155V235H153V237H152V235L150 236ZM160 232V235L158 234ZM166 232V233H165ZM183 232H188V233H184V235H183ZM217 232V233H216ZM243 232V233H242ZM15 233V234H14ZM62 233V234H61ZM94 233V234H93ZM111 233V234H110ZM135 233V234H134ZM137 233L140 235L139 236V238H138V236H137ZM144 233H146L145 235H144ZM192 233V234H191ZM195 233V234H194ZM219 233L222 235H224V238L222 239L221 238V235L219 236ZM225 233V234H224ZM228 233V234H227ZM254 233H256L255 231H254ZM260 233V234H259ZM11 236H9V235ZM61 234V235H60ZM88 234V235H87ZM109 234L111 235L110 237H108L109 236ZM114 234L116 235V236H114ZM129 234V235H128ZM156 234H158V235H156ZM178 234V235H177ZM186 234L187 235H189V236H186ZM227 234V235H226ZM230 234V235H229ZM237 237H235L234 235ZM241 234V235H240ZM243 234H245V235H243ZM249 234V235H248ZM64 235V238L62 237ZM94 235V236H93ZM105 235H106V237H105ZM120 235V236H119ZM142 235V236H141ZM170 235V236H169ZM180 235H182L181 237H179ZM192 235V236H191ZM193 235H194V237H193ZM212 237H211V236ZM217 236V237H215V236ZM222 235V236H223ZM237 235H239V237L237 236ZM242 235H243V237H242ZM254 235V236H253ZM257 235V234H256ZM4 236V237H3ZM14 236H16L15 238H12V237H14ZM37 236V237H36ZM87 237V242L85 241V239H86V237ZM113 236V237H112ZM151 238H150V237ZM156 236H158V238L156 237ZM176 236H178V237H176ZM247 236V237H246ZM259 236H261V238H259ZM7 237H9V239H10V241L12 240L14 243V245L12 244V242L10 243V241L8 240V238ZM30 237H32V238H30ZM63 238V239H60V238ZM112 237V238H111ZM144 237V239H141V238H143ZM145 237H147L148 238V241H146L147 240V238H145ZM163 239L162 241H161V238ZM171 237V238H170ZM200 237V238H199ZM207 237H211V238H207ZM215 238V240H216V242H214L213 240H214V238ZM235 237V238H234ZM248 237H250V238H248ZM254 239H253V238ZM7 238V240L8 241H6V240H4V239H6ZM26 238V239H25ZM28 238V239H27ZM37 241H39V244H38V242H36V240ZM40 238V239H39ZM99 238H101V240H99ZM107 238V239H106ZM109 238V239H108ZM111 238V239H110ZM132 238V239H131ZM133 238H135V239H133ZM151 240H150V239ZM152 238H156L155 240H153ZM176 238H178L179 239V243H178V239H175ZM205 238H207V241H206V239ZM221 238V239H220ZM226 238V239H225ZM228 238H230V241H229V239ZM232 238H234L233 240H232ZM241 238H244V239H240ZM257 239V241H256V239ZM16 241H15V240ZM31 239H32V244H31ZM76 239H75V241H76ZM83 239V240H82ZM95 239V240H94ZM103 239H105L104 240V242H102L103 241ZM138 239H140V241L138 240ZM158 239V240H157ZM203 239V240H202ZM213 239V240H212ZM218 239V240H217ZM240 241H239V240ZM251 239H253V241H251ZM3 240L4 241H6V242H3ZM29 240H30V242H29ZM42 240V241H41ZM70 240H71V242H70ZM93 240V241H92ZM112 240V241H111ZM116 240V241H115ZM129 240V241H128ZM133 240V241H132ZM144 240V241H143ZM153 240V243H151V241ZM156 240H157V242H156ZM165 240H166V242L168 243V245H167V243L165 242ZM182 240H184V241H182ZM193 240L195 241V244H194V242H193ZM197 240H198V243H199V247H198V243H197ZM201 240V241H200ZM206 242H205V241ZM214 245V247L212 248V244L211 245H209V241ZM220 240H223L224 242H222L223 243V245H225V246H223V248H222V243H221V245H220ZM229 241V243H228V241ZM235 241L236 242V240H238L239 241V244H238V241L236 242V243H231L232 241ZM244 240H246L245 241V244H243L244 242ZM247 240L249 241V242H247ZM260 240V241H259ZM18 241V242H17ZM23 241H24V243H25V245H26V243L27 242H29L30 244H28V245H32L31 247L32 248H34V249H32L30 246H28V245H26V247H25V245H23L24 243H23ZM90 241V242H89ZM95 244H93L92 242ZM98 241V242H97ZM99 241H100V243H99ZM111 241V242H110ZM115 241V242H114ZM127 241V242H126ZM132 241V242H131ZM138 241V242H137ZM146 241V242H145ZM156 242V244H154L155 242ZM159 241H161V242H159ZM173 241V242H172ZM180 241L181 242H183L181 245H180ZM213 241V242H212ZM218 241H219V243H218ZM227 241V242H226ZM251 241V242H250ZM255 241H256V243H255ZM258 241L260 242V243H258ZM37 243V244H33V243ZM68 245H66V246H64V244L65 243ZM84 242H86V243H92L93 245H92V247L90 246V244H89V247H88V245H86V246H83V245H85L84 244ZM107 242V243H106ZM110 242V243H109ZM117 242V243H116ZM120 242V243H119ZM130 242V243H129ZM133 242L135 243V244H133ZM140 242V243H139ZM185 242H189V244H187V247L190 249H188L187 247H186V244H185ZM191 242H193V243H191ZM205 243L204 244V248H202V245L200 244V243ZM242 242V243H241ZM4 243V244H3ZM15 243H17L18 245H19V248H18V245L16 246V244ZM97 243V244H96ZM106 243V244H105ZM142 243H143V245H142ZM149 243H151V245H149ZM161 243V244H160ZM166 243V244H165ZM177 243V245L175 246V245H173V244H176ZM191 243V244H190ZM229 244V246H228V244ZM249 243H250V245H252V246H249ZM253 243V244H252ZM7 244V245H6ZM9 244H10V248L8 247L9 246ZM12 244V245H11ZM57 244V245H56ZM72 244V245H71ZM83 244V245H82ZM109 244V245H108ZM159 244V245H158ZM163 244V245H162ZM164 244H165V247H163L164 246ZM184 244V245H183ZM193 244V245H192ZM197 244V245H196ZM207 244L209 245V247L207 248V247H205V245L207 246ZM216 244H217V247H215L216 246ZM230 244H231V246H230ZM232 244L234 245V246H236L235 248H234V246H232ZM244 246H243V245ZM255 244V245H254ZM259 244V245H258ZM33 245L35 246V247H33ZM38 246V248H39V250L41 251L40 253H38L39 252V250H38V248L36 249V247ZM60 245V246H59ZM96 245H98V246H96ZM112 245L114 246V247H112ZM128 247H127V246ZM136 245V246H135ZM158 247H157V246ZM169 246V245H171V246H169V247H167V246ZM173 245V246H172ZM189 245V246H188ZM197 246L196 248H195V246ZM220 245V246H219ZM241 247V249L239 248L238 249V247L239 246ZM258 245V246H257ZM5 246H7L9 249H7V247H5ZM28 246V247H27ZM59 246V247H58ZM81 246V247H80ZM83 246V247H82ZM96 247V249H93V248H95ZM101 246H102V249H101ZM143 246V247H142ZM163 247V248H161V247ZM180 246V247H179ZM194 246V248H191V247H193ZM228 246V247H227ZM242 246H243V248H245V249H243L242 248ZM12 247L14 248L15 247V249H12ZM17 247V248H16ZM30 247V248H29ZM87 247V248H86ZM93 249V250H97V252L98 251H100V253L98 252V253H96V251H95V253H96V255H91V256H88V255H90L91 253H92V251H90L91 250V248ZM100 247V248H99ZM109 247V248H108ZM171 247H174V248H171ZM185 247V248H184ZM220 247V248H219ZM228 249H227V248ZM253 247H255V248H253ZM260 247V248H259ZM81 248V249H80ZM139 248V249H138ZM147 248V249H146ZM173 250H171V249ZM218 249L219 250V252L218 251H216V249ZM229 248H230V252L232 253H234V254H231L230 252H229ZM250 248H252L251 250H250ZM257 248H259L258 249V253H257V251H255ZM18 249H19V251H18ZM88 249H90V250H87ZM103 250L102 252H101V250ZM119 249H121V250H119ZM133 249V250H132ZM166 249V250H165ZM168 249V250H167ZM179 249H180V252H179V256L177 257L176 255H177V250L179 251ZM197 249V250H196ZM199 249V250H198ZM209 249H211V250H209ZM215 251H213V250ZM222 249V250H221ZM248 249V250H247ZM7 250V251H6ZM8 250H10V251H8ZM17 250V251H16ZM26 250V251H25ZM63 252V254H64V252L66 253V254H64L65 256H63L62 257V255L61 256H59V254H61L60 252L61 251ZM67 250V251H66ZM104 250H106L105 252H104ZM107 250H110L109 252L111 253H109ZM115 250L117 251V250H119V251H117L116 253H115ZM146 250V251H145ZM151 250V251H150ZM170 250V251H169ZM185 250H188V251H191L190 253L188 252V251H186L185 252ZM196 250V251H195ZM205 250H207V251H205ZM229 252H227V251ZM231 250H233V251H231ZM12 251V252H11ZM37 251V252H36ZM72 251V252H71ZM78 251H79V253L80 254H78ZM88 253H87V252ZM124 251H125V256H128V258H126L124 255H123V253H124ZM127 251V252H126ZM166 251V252H165ZM167 251H169V252H173V254H171V253H169V252H167ZM183 251V252H182ZM201 251H204V252H201ZM242 252L241 254H239V252ZM248 251H250L251 253H250V255H249V252ZM13 252L15 253L16 252V254H13ZM29 252V253H28ZM32 252H34V255H35V257H34V255L32 254ZM50 252V256H51V254H52V258L50 257V261H49V253ZM71 252V253H70ZM82 252H84V253H86L85 255L87 256V259L88 260H86V256L84 257V253H82ZM89 252H91L90 254H89ZM106 252H108L107 254H106ZM121 252V253H120ZM132 252V253H131ZM188 252V253H187ZM193 252H194V254H193ZM195 252L196 253H199V252H201V253H199L198 255H195ZM246 252H248V254L246 253ZM253 252V253H252ZM22 253V254H21ZM26 253V254H25ZM37 253H38V255H37ZM94 253V252H93ZM103 253H104V255H103ZM154 253V254H153ZM168 253V254H167ZM176 255H175V254ZM181 253V254H180ZM184 253V254H183ZM185 253H187V254H189V255H185ZM213 253V254H212ZM228 254L227 256L229 257V255H230V257L227 259V260H225V258H223V256L224 255H226V254ZM17 254H18V256H17ZM20 254H21V256H20ZM72 254V255H71ZM88 254V255H87ZM113 254H115V255H113ZM121 254V255H120ZM132 254H133V256H132ZM140 254V255H139ZM145 254H146V256H145ZM166 254V255H165ZM169 254L172 256L173 255V257H170L169 256ZM214 254H218L219 255V257L221 256V258L220 259H218V255H216V257H215V255ZM257 254V255H256ZM9 257H8V256ZM15 255V256H14ZM24 255H27V256H24ZM37 255V256H36ZM44 255H46V256H44ZM101 255V256H100ZM108 255V256H107ZM120 255V256H119ZM122 255H123V257L124 258H122ZM138 255V257L136 258V256ZM141 255H144V256H141ZM147 255H149L148 257H147ZM178 258H175V256ZM193 255V256H192ZM200 256V257H195V256ZM236 255V256H235ZM242 255V259H239V258H241L240 256ZM245 255H247V256H244ZM14 256V257H13ZM17 256V257H16ZM24 256V257H23ZM47 256H48V258H47ZM74 256V257H73ZM166 256V257H165ZM168 256H169V258H168ZM193 258H192V257ZM214 256V257H213ZM234 256V257H233ZM250 256V257H249ZM7 257V258H6ZM12 257H13V259H12ZM16 257V258H15ZM23 257V258H22ZM82 257L84 258V259H82ZM89 257V258H88ZM100 257V258H99ZM101 257H103V259L101 258ZM143 259H142V258ZM153 259L152 261L150 260L151 258ZM156 257V258H155ZM180 257V258H179ZM185 257H186V261H188V262H186L185 261ZM226 257V256H225ZM239 257V258H238ZM259 257V258H258ZM263 257V258H262ZM23 259V260H20V259ZM53 258H54V260H53ZM60 258H62V262L63 263H60V261H61V259ZM71 258H75L74 260L73 259H71ZM80 258V259H79ZM108 258V259H107ZM110 258V259H109ZM113 258V259H112ZM116 258H118V259H116ZM142 259V261H141V259ZM149 258V259H148ZM157 258H158V261L159 260H161V261H157L156 262V260H157ZM188 258H192V259H194V260H190V259H188ZM205 258V259H204ZM223 258V259H222ZM237 258V259H236ZM250 258H252V259H250ZM2 259L0 260V264L2 263ZM6 260V262H5V260ZM52 259V260H51ZM60 259V260H59ZM80 260V263H79V260ZM112 259V260H111ZM126 259H128V260H126ZM131 259H134V262L132 263V262H129ZM177 259V260H176ZM204 259V260H203ZM217 259L218 260H220L219 261V263H215L216 261H217ZM68 260H70V261H68ZM86 260V262H84ZM150 262H149V261ZM166 262H165V261ZM174 260H176V261H174ZM180 260L179 261H177L176 263H179L180 262ZM208 260V261H207ZM213 260V261H212ZM216 260V261H215ZM228 260H231V262L230 261H228ZM239 260V261H238ZM246 260V261H245ZM254 260H256V261H254ZM11 263H10V262ZM56 261V262H55ZM67 261V262H66ZM74 262V263H72V262ZM82 261V262H81ZM106 261V262H105ZM137 261H139V262H137ZM147 261V262H146ZM189 261H190V263H189ZM205 261V262H204ZM211 261V262H210ZM229 263H228V262ZM238 263H237V262ZM253 262V263H251V262ZM18 262H16L17 264H18ZM41 262V263H40ZM59 262V263H58ZM94 262V263H93ZM115 262V263H114ZM119 262V263H118ZM122 262V263H121ZM221 262V263H220ZM234 262V263H233ZM25 264V263H24ZM26 264H27V262H26ZM173 264H175V263H173ZM212 264V263H211Z\"/></svg>",
	"mask_w": 264,
	"mask_h": 264
},
{
	"label": "bare ground",
	"instance_id": "bare-ground-1",
	"mask_svg": "<svg viewBox=\"0 0 264 264\" xmlns=\"http://www.w3.org/2000/svg\"><path fill=\"white\" fill-rule=\"evenodd\" d=\"M0 1H1V0H0ZM2 1H4V0H2ZM2 1H1V2H2ZM16 1H17V0H16ZM18 1L21 2L22 0H18ZM26 1H27V0H26ZM26 1H25V2H26ZM29 1H30V0H29ZM29 1L27 2V4L29 3ZM32 1H33V0H32ZM34 1H35V0H34ZM51 1H52V0H51ZM54 1H55V0H54ZM59 1H60V0H59ZM68 1H69V0H68ZM82 1H83V0H82ZM89 1H90V0H89ZM95 1L97 2V0H94V1H92V2H95ZM99 1H100V0H99ZM103 1H104V0H103ZM110 1H111V2H114L115 0H110ZM110 1H108V2H110ZM123 1H125V0H123ZM123 1H119V2H122V3H123ZM136 1H137V0H136ZM136 1H135V3H136ZM159 1H162V0H159ZM165 1H166V0H165ZM198 1H199V0H198ZM218 1H220V0H218ZM218 1H217V2H218ZM223 1H224V0H223ZM254 1H255V0H254ZM4 2H5V1H4ZM4 2H3V3H4ZM8 2H10V1L8 0ZM11 2H15V0H12ZM11 2H10V3H11ZM25 2H24V3H25ZM47 2H48V0H47ZM47 2H46V3H47ZM61 2H63V0H62ZM65 2H66V1H65ZM65 2H63V4H64ZM76 2H77V3H76L75 5H77V4L79 3L78 1H76ZM85 2H86V1H85ZM85 2H83V3H85ZM92 2L90 1V3H92ZM96 2L93 3V5H95ZM105 2H107V0H105L103 3H102V0H101V2H99V3H100V5H101V4H104ZM111 2H110V4H111ZM129 2H130V1H129ZM143 2H144V4H146L144 0H143ZM146 2H147V1H146ZM184 2H185V1H184ZM192 2H193V1H192ZM196 2H197V1H196ZM213 2H214V1H213ZM243 2L245 3V1H243ZM31 3H34V4L31 5ZM31 3H30L31 6L34 5V6L36 7L35 2H31ZM70 3H71V2H70ZM70 3H69V4H70ZM115 3H117V1H116ZM124 3H126V2H124ZM124 3H123L122 5H124ZM137 3H139V2H137ZM141 3H142V1H141L139 4L141 5ZM147 3H149V1H148ZM202 3H203V1H202ZM8 4H9V3H8ZM12 4H13V3H12ZM20 4H21V3H20ZM25 4H26V3H25ZM48 4H49L50 7H52V11H53V10H54V9H53V8H54L53 5H50L51 3H48ZM57 4H58V3H57ZM57 4H56V2H54V6H55V8H56V5H57ZM59 4L61 5L60 2H59ZM59 4H58L57 6H59ZM69 4H68V5H69ZM97 4H98V3H97ZM113 4H114V3H113ZM117 4H119V3H117ZM120 4H121V3H120ZM120 4H119V5H115V4H114V6H120ZM128 4H129V3H128ZM150 4H152V1L150 2ZM150 4H149V5H150ZM160 4H161V2H160ZM259 4H260V3H259ZM2 5L5 7V5H7V4L4 3V4H2ZM2 5H1V6H2ZM23 5H24V4H23ZM66 5H67V4H66ZM73 5H74V3L72 4V6H73ZM83 5H84V7L87 6V4H86V5L83 4ZM83 5H82V6H83ZM93 5L91 6V5L88 4V6H89L90 8L92 7L91 9L95 8V6H96V5H95V6L93 7ZM105 5H106V4H105ZM111 5H112V4H111ZM111 5H110V6H111ZM135 5H136V6H139V5H137V4H135ZM157 5H159V4H157ZM167 5H168V4H167ZM187 5H188V4H187ZM198 5H199V4H198ZM216 5H217V4H216ZM262 5H263V7H264V4H262ZM1 6H0V8H1ZM3 6H2V7H3ZM25 6H26L27 8H29V7H28L29 5H28V6L25 5ZM31 6H30V8H31ZM72 6H71V7H72ZM82 6L79 5V8L82 7ZM101 6H103V5H101ZM101 6L99 7V6L97 5V8H98V7L101 8ZM106 6H107V5H106ZM110 6L108 5V7H110ZM142 6H143V3H142ZM163 6H164V5H163ZM199 6H200V5H199ZM249 6H250V5H249ZM249 6H248V7H249ZM12 7H13V6H12ZM12 7H11V8H12ZM17 7H18V6H17ZM22 7H23V6H22ZM38 7H39V6H38ZM38 7H37V9L40 10V8H38ZM45 7H46V5H45ZM66 7H67V6H66ZM71 7H70L69 9H71ZM77 7H78V5H77ZM130 7H131V6H130ZM195 7H196V6H195ZM246 7H247V6H246ZM14 8H15V7H14ZM14 8H13V9H14ZM24 8H25V7H24ZM46 8H47V7H46ZM60 8H61V7H60ZM64 8H65V7H64V5H63V9H62V10H64ZM90 8L86 7L85 9H89V10H90ZM97 8H96V9H97ZM104 8H105V7H104ZM139 8L141 9V6H139ZM168 8H169V7H168ZM188 8H189V7H188ZM193 8H194V7H193ZM193 8H192V9H193ZM211 8H213V6H212ZM214 8H216V7L214 6ZM222 8H223V4H222L221 9H222ZM250 8H251V7H250ZM250 8L248 9L249 11H250ZM15 9H17V8H15ZM20 9H22V8H20ZM56 9H57V8H56ZM56 9H55V11H56ZM67 9H68V7H67ZM72 9H73V8H72ZM72 9H71V10H72ZM75 9H76V6H75ZM75 9H73V12H74ZM96 9H93V10L95 11ZM102 9H103V8H101L100 10H102ZM126 9L128 10L129 7L126 8ZM130 9H132V11H135L133 8H130ZM130 9H129V10H130ZM136 9H138V8H136ZM144 9H145V8H144ZM144 9H143V12H144ZM152 9H153V8H152ZM173 9H174V8H173ZM176 9H177V8H176ZM178 9H179V8H178ZM209 9H210V8H209ZM219 9H220V7H219ZM221 9H220V10H221ZM241 9H242V8H241ZM244 9H245V8H244ZM252 9H253V8H251V10H252ZM261 9H262V8H261ZM29 10H30V9H29ZM32 10H33V9H32ZM39 10H38V12H39ZM45 10H46V9H45ZM58 10H59V8H58ZM62 10H60L59 12L64 14V11H65V10H64L63 12H61ZM89 10H88V11H89ZM93 10H92V11H93ZM117 10H118V9H117ZM124 10H125V9H124ZM129 10H128V11H129ZM138 10H139V9H138ZM150 10H151V9H149V11H148V9L146 8V11H147L148 13L151 12ZM157 10H158V9H157ZM157 10H156V11H157ZM179 10H180V9H179ZM185 10H186V9H185ZM204 10H205V9H204ZM204 10H203V11H204ZM217 10H218V9H217ZM9 11H10V10H9ZM9 11H8L7 13H9ZM34 11H36V10L34 9ZM34 11H33V12H34ZM41 11H43V10H41ZM41 11H40V12H41ZM80 11H81V13H82V12L84 11V8H83V10H79V12H80ZM86 11H87V10H85V12H86ZM102 11H103L104 13H105L106 11L108 12L107 8H106V11H105V9L102 10ZM128 11L125 10V12L122 14V19H121V20L125 21V19H127V18L125 17L126 14L129 16L130 14H133V13H134V12H132V13L129 12V14H128V13H127ZM146 11H145V12H146ZM165 11H166V10H165ZM188 11H189V9H188ZM201 11H202V10H201ZM226 11H227V10H226ZM243 11H245V10H243ZM13 12H14V10H13ZM45 12H46V11H45ZM69 12H70V11H69ZM73 12H72V13H73ZM76 12H77V11H76ZM76 12H74V14H75ZM85 12H84V13H85ZM95 12H96V11H95ZM95 12H92V13L95 14ZM98 12H99V11H98ZM100 12H101V11H100ZM103 12H102V13H103ZM112 12H114V11H111V12L109 11V13L113 14V16L115 17L114 13H112ZM119 12H121V11L119 10L117 13L115 12L118 18L121 17V15L118 16V15L120 14ZM145 12H144V14H145ZM163 12H164V11H163ZM224 12H225V11H224ZM228 12H229V10H228ZM228 12H227V13H228ZM34 13H35V12H34ZM47 13H48V12H47ZM47 13H46V14H47ZM53 13H54V12H53ZM53 13H52V14H53ZM55 13H56V14H54V17L56 18V16L58 15V14H57V11H56ZM60 13H59V14H60ZM66 13H67V10L65 11L64 16L66 15ZM77 13H78V12H77ZM92 13L90 14V12H89V13H87V14L90 16V15H93ZM102 13H101V14H102ZM121 13H122V12H121ZM135 13H136V12H135ZM157 13H158V11H157ZM160 13H161V11H160ZM230 13H231V12H230ZM230 13H229V14H230ZM237 13H238V12H237ZM237 13H236V12L234 13V17H237V15H238ZM245 13H247V12H245ZM251 13H255V12L253 11V12H251ZM15 14H16V13H15ZM15 14H14V15H15ZM40 14H41V13H40ZM40 14H36V15L38 16V15H40ZM43 14H44V12H43ZM43 14H41V15H43ZM49 14H50V13H49ZM74 14H73V15H74ZM87 14L85 13V16H86ZM99 14H100V13H99ZM182 14H184V13H182ZM182 14H181V15H182ZM206 14H207V13H206ZM239 14H241V12H240ZM257 14H258V9H257V11H256V16H257ZM8 15H9V14H8ZM14 15H12L11 17H13ZM20 15H22V13H21ZM41 15H40V16H41ZM55 15H56V16H55ZM61 15H62V14H60L59 17H61ZM70 15H71V14H70ZM73 15H72V16H73ZM75 15H76V14H75ZM79 15H80V13H79ZM79 15H76L77 17H75V16H74V17L70 16V17L75 18V19L79 17V18H78V19H79L78 21H80V20H81V18H80L81 16H79ZM81 15L84 16L83 14H81ZM88 15H87V16H88ZM107 15H108V13H107ZM107 15H103V16H104V19H108V17L105 18ZM123 15H124L125 19H123V18H124ZM150 15H151V17L153 16L152 13H151ZM150 15H149V16H150ZM181 15H180V16H181ZM186 15H187V14H186ZM258 15H259V14H258ZM17 16H18V15H17ZM40 16H39V17H40ZM43 16H44V15H43ZM43 16H42V18H39V20H40V19H41V20L44 19ZM45 16H46V15H45ZM51 16H53V15H50V16L48 15L49 18H51ZM94 16H95V15H93V17H94ZM130 16H132V15H130ZM130 16H129V17H130ZM140 16H141V15H140ZM140 16H139V17H140ZM143 16H144V15H143ZM146 16L148 17V15H145V17H146ZM154 16H156V15H154ZM157 16H158V15H157ZM189 16H190V15H189ZM199 16H200V15H199ZM225 16H227V14H225ZM225 16H224V17H225ZM230 16L233 17L232 14H230ZM238 16H239V15H238ZM259 16H260V15H259ZM19 17H20V16H19ZM24 17H25V16H22L21 18L23 19ZM54 17H53V18H54ZM62 17H63V16H62ZM62 17H61V18H62ZM114 17H113V18H114ZM132 17H133V16H132ZM169 17H170V16H169ZM178 17H179V16H178ZM253 17H255V16H253ZM253 17H252V18H253ZM9 18H10V17H9ZM9 18L7 17L6 19H9ZM15 18H16V17H15ZM64 18H65V17H64ZM64 18H63V19H60L59 21H61V20H62L61 22L65 21L66 24L71 23L72 18H71V20L68 19V21H67L66 18H65V20H64ZM89 18H90V17H89ZM94 18H96V17H94ZM94 18H92V19L94 20V22L96 21V23H97V21L100 19V18H98V15H97V18H96V19H94ZM101 18H102V20H103V17H102V16H101ZM110 18H111V17H110ZM113 18H112V19H113ZM136 18L138 19V17H136ZM197 18H198V17H196L195 14L192 13L190 19H197ZM226 18H227V17H226ZM252 18H251V19H252ZM3 19H4V18H3ZM3 19H2V20H3ZM45 19H46V18H45ZM56 19H59V18L57 17ZM75 19H74V20H75ZM82 19H83V18H82ZM97 19H98V20H97ZM142 19H143V18H141V20H142ZM144 19H145V18H144ZM173 19H177V18L174 17ZM178 19H179V18H178ZM178 19H177V20H178ZM230 19H231V18H230ZM234 19H235V18H232L233 23H236V22H234V21H235ZM258 19H259V17L257 18V20H258ZM260 19H261V18H260ZM10 20H11V19H10ZM23 20L25 21V18H24ZM41 20H40V21H41ZM46 20L48 21V18H47ZM89 20H91V19H89ZM108 20H109V19H108ZM108 20H106V22H108ZM110 20H111V19H110ZM115 20H116V22H117V19H115ZM115 20H114V21H115ZM119 20H120V19H119ZM119 20H118V21H119ZM121 20H120V21H121ZM132 20H133V18H132ZM148 20H149V19H148ZM157 20H158V19H157ZM161 20H162V18H161ZM163 20H164V19H163ZM180 20H181V19H180ZM224 20H225V19H224ZM261 20H263V18H262ZM6 21H9V20H6ZM43 21H44V20H42V22H43ZM47 21H44V23H46V24H47V23L51 24V23H53V22H54V24L57 23V22H55V21L52 20V19L49 20L48 22H47ZM51 21H53V22H51ZM59 21H58V22H59ZM66 21H67L68 23H67ZM69 21H70V22H69ZM78 21H75V22H78ZM114 21H113V23H114ZM134 21H135V20H134ZM136 21H139V19L136 20ZM153 21H154V23L156 22L155 20H153ZM158 21H160V20H158ZM165 21L167 22V20H165ZM168 21H169V20H168ZM175 21H176V20H175ZM175 21H174V22H175ZM191 21H195V20H191ZM197 21H198V20H197ZM240 21H241V20H240ZM240 21H239V22H240ZM263 21H264V20H263ZM80 22H81V21H80ZM99 22H100V21H99ZM99 22H98V24H100ZM110 22H111V21H109V23H110ZM121 22H122V21H121ZM121 22H120V23H121ZM171 22H172V21H171ZM171 22L169 23L170 25H172ZM216 22H217V21H216ZM224 22H225V21H224ZM255 22H256V21H255ZM255 22H254V24H256ZM259 22H260V21H258V23H259ZM39 23H40V22H39ZM65 23H63V24H65ZM89 23L91 24V22H89ZM89 23H87V25H89L88 27H92V26H93L92 24H94V23L92 22V24H91L92 26H91ZM109 23H107V24H109ZM113 23H111V25H112ZM130 23H131V22H130ZM130 23H127V24H130ZM133 23H134V22H133ZM182 23H183V22H182ZM182 23H181V24H182ZM184 23H185V22H184ZM209 23H212L211 19L208 20V21L201 22V23H200V22H199V23H198V22H195V23H192L191 25H192V29L199 28L198 30H200V29L203 28V27H204L205 29H207ZM221 23H222V21H221ZM221 23H219V24H221ZM233 23H232L231 26H233ZM251 23H253V22H251ZM251 23H250V24H251ZM12 24H13V23H12ZM40 24H41V23H40ZM40 24H38L37 26H40V27L46 26V24H45V25L42 24L43 26H41ZM54 24H53V26H51V25H52V24H51L50 27H48V28L45 27V28H46V29H52V27L55 26ZM63 24H62V23H61V24L59 23V24H58L59 27L55 28V27H56V26H55L54 28L57 30L58 28L61 27L60 25H63ZM66 24H65V25H66ZM73 24H74V23H73ZM78 24H79V22H78L76 25H75V24H74V25L77 26ZM98 24H97V25H98ZM107 24H104L103 27H104V26L107 27V28H108V27H111L110 25H107ZM127 24H126V27H127ZM167 24H168V23H167ZM176 24H177V23H176ZM217 24H218V23H217ZM27 25H30V24H27ZM27 25H26V26H27ZM56 25H57V24H56ZM95 25H96V24H95ZM106 25H107V26H106ZM161 25H163V24H161ZM165 25H166V24H165ZM177 25H178V24H177ZM177 25H174V27L168 25L169 27H166V28H167V30L169 31V33H170V32L173 33V32H174L173 29H174V28H175V29L178 28V27H175V26H177ZM234 25H236V24H234ZM245 25L248 26L249 23H248V25H247V24H245ZM21 26H22V25H21ZM26 26H24V27L26 28ZM35 26H36V25H34V27H35ZM63 26H64V25H63ZM66 26H67V25H66ZM68 26H69V25H68ZM72 26H73V25H72ZM79 26H80V25H79ZM143 26H144V25H143ZM145 26H146V27H150V25H149V26H148V25H145ZM145 26H144V27H145ZM249 26H250V25H249ZM29 27L32 28L33 26H29ZM73 27H74V26H73ZM95 27H96V26H95ZM100 27H102V26H100ZM146 27H145V29H146ZM162 27H163V26H162ZM212 27H214V26L212 25ZM212 27H211V28H212ZM237 27H240V26H237ZM243 27H244V26H242V28H243ZM252 27H253V26H252ZM252 27H248V29H247V28H246V29L249 30V28H252ZM43 28H44V27H43ZM45 28H44V29H45ZM77 28H80V29L82 30V29H83V25H82V27H77ZM77 28H76V30H77ZM86 28H87V26H86ZM86 28H85V29H86ZM97 28L99 29V25H98ZM112 28H114V29H119V25H118V26H113ZM141 28H142V27H141ZM211 28H208V30L211 29ZM227 28H228V27H227ZM242 28H241V29H242ZM10 29H11V28H10ZM12 29H13V28H12ZM39 29H40V28H39ZM39 29H37L38 31H37L36 33L39 32V34H40V33H43V32L46 31V29H45V30H43V32H42V28H41L40 30H39ZM60 29H63V27H61ZM65 29L68 31L67 28H65ZM92 29H93V28H92ZM92 29H91V31L89 30V33H90V34H91V32L94 31V29H93V31H92ZM101 29H102V28H101ZM101 29H99V30L101 31ZM108 29H110V28H108ZM114 29H111V30L113 31ZM121 29H122V27H121ZM121 29H119L120 31L118 30V32H121ZM126 29H127V28H126ZM136 29H137V28H136ZM163 29H164V28H163ZM215 29H216V27L214 28V30H215ZM228 29H230V26H229ZM238 29H239V28H238ZM238 29H237V30H238ZM246 29H245V30H244V29L241 30L242 32H240V34H242L244 31L246 32V31H247ZM29 30H30V29H29ZM34 30H35V29L33 28V31H34ZM53 30H54V29H53ZM53 30H52V31H53ZM71 30H72V29H71ZM76 30H75V32H76ZM86 30H88V29H86ZM95 30H96V29H95ZM105 30H106V28H105ZM122 30H125V29H122ZM139 30H140V29H139ZM167 30L165 29V31H167ZM203 30H204V29H203ZM212 30H213V29H212ZM222 30H224V29L222 28ZM257 30H260V29H259V24H258V28H257ZM13 31H14V29H13L12 31H9V32H13ZM33 31H32V32H33ZM49 31H50V30H49ZM49 31H48V32H49ZM52 31H51V32H52ZM102 31H103V29H102ZM102 31H101V32H102ZM116 31H117V30H116ZM148 31H149L148 33L155 32V34L152 33V34H150V35H151V37H153L152 39H155V40H156V38H157V37H156V36H157L156 34L159 33V32L161 31V29H160V28H157V27L153 24V26H151V27L149 28ZM162 31H163V30H162ZM210 31H211V30H210ZM210 31H209V32H210ZM218 31H219V30H218ZM224 31H225V30H224ZM9 32H8V34H10ZM23 32H24V31H23ZM26 32H27V30H26ZM28 32H29L28 34H30L31 30L28 31ZM57 32H58V31H54L53 33H57ZM62 32H63V31H62ZM62 32H61V33H62ZM65 32H66V31H64L63 33H65ZM69 32H70V31H69ZM71 32H73L72 34H75V33H74V29H73V31H71ZM71 32H70V33H71ZM78 32H81V31H79V29L77 30L76 33H77L78 36H79V34L81 35V34L83 33V32H81V33H78ZM110 32H111V31H110ZM122 32H123V31H122ZM127 32H128V31H127ZM138 32H139V31H138ZM185 32H187V31H185ZM192 32H194V34L196 33L195 30L192 31ZM198 32H199V31H198ZM206 32H207V30H206ZM209 32H208V33H209ZM216 32H217V31H216ZM216 32H215V33H216ZM221 32H222V31H221ZM221 32H220V34L222 35L223 33H221ZM225 32H226V31H225ZM249 32H250V31H249ZM249 32H248V33H249ZM252 32H253V31H252ZM259 32H264V31H261V30H260ZM36 33H35V34H36ZM46 33H47V32H46ZM49 33H50V32H49ZM61 33H60V34H61ZM63 33H62V35H63ZM84 33H85V36H86V37H87V35H88V36L90 35V34L88 33V31L86 32V31L84 30ZM86 33H87V35H86ZM108 33H109V30H108ZM113 33H115V30H114V32H111V33H110L111 36H112ZM189 33L191 34V31H189ZM208 33H206V34H208ZM237 33L239 34V32H237ZM250 33H251V32H250ZM250 33H249V34H250ZM15 34H16V33H15ZM32 34H34V32H33ZM32 34H31V35H32ZM57 34H58V33H57ZM60 34H58V35H60ZM67 34H69V33H67ZM67 34H66V35H67ZM72 34H70V35H72ZM116 34H117V33H116ZM116 34H115V35H116ZM118 34H119V33H118ZM118 34H117V35H118ZM122 34H123V33H122ZM153 34H154V36H155V35H156V36L154 37ZM190 34H189L188 36H187V34H186V40H188L187 38H192L191 41H193L194 38H193V36L190 37ZM194 34H193V35H194ZM202 34L204 35V32H202ZM224 34H225V33H224ZM227 34H229V33H227ZM232 34H233V36L236 35V34H235V31H233V33H231V35H232ZM238 34H237V35H238ZM251 34H252V33H251ZM3 35H4V34H3ZM3 35H2V38H3ZM11 35H12V33H11ZM11 35H9V38L13 39L14 34L12 35L13 37H10ZM31 35H30V36H31ZM36 35L39 36L38 34H36ZM43 35H44V34H43ZM47 35H48V34H47ZM77 35H76V36H77ZM128 35L130 36V34H128ZM142 35H143V34H142ZM144 35H145V34H144ZM146 35H147V34H146ZM150 35H148V36H149V39H151ZM208 35H209V34H208ZM242 35H243V34H242ZM253 35H254V34H253ZM16 36H17V35H16ZM18 36H20V35H18ZM49 36H51V33L49 34ZM68 36H69V35H68ZM74 36H75V35H72V37H73L72 39L75 38ZM78 36H77V37H78ZM83 36H84V34L81 35V37H83ZM92 36H93V35H92ZM111 36H110V37H111ZM118 36H119V35H118ZM118 36H114V35H113L112 37H114V39H117ZM139 36H141V35H139ZM4 37H6V36H4ZM26 37H27V36H26ZM44 37H45V36H44ZM51 37H52V36H51ZM63 37L67 38V36H65V35H64ZM63 37H61V39H62ZM77 37H76V39H77ZM86 37H85V39H86ZM100 37H101V35H100L98 38H100ZM103 37H105V36H103ZM103 37H102V38H103ZM115 37H116V38H115ZM124 37H126V36H124ZM205 37H206V36H205ZM207 37H208V36H207ZM226 37L228 38V35H227ZM231 37H232V36H231ZM2 38H1V39H2ZM6 38H7V39H2V40L0 39V42H1V41L3 42V40H5L6 43H7V41H10V39H9L8 37H6ZM22 38H23V37H22ZM38 38H41V34H40V37H38ZM42 38H43V37H42ZM48 38H49V37H48ZM65 38H64V40H61L60 38H58V39H60V42H58V39H56L57 41H56V40H55V41L57 42V44H59V43H62V44H63V43H66V42H67V41H65ZM69 38H71V36H70ZM69 38H68V40H69ZM89 38H91V37L89 36L87 39H89ZM105 38H106V37H105ZM105 38H103V39H104L103 41H105ZM118 38H119V37H118ZM121 38H123V37H121ZM121 38H119V39H121ZM143 38L146 39V42L148 41V43H149V40H147V37L143 36ZM143 38H141L140 40L142 41ZM172 38H174V36H173ZM183 38H185V37H183ZM202 38H204V36H203ZM224 38H225V37H224ZM227 38H225V40H226ZM229 38H230V35H229ZM36 39H37V38H35L34 40H36ZM72 39H71V41H72ZM85 39L81 38L80 40H82V41H83V40L86 41ZM152 39H151V40H152ZM157 39H158V38H157ZM196 39H197V38H196ZM205 39H206V38H205ZM215 39H216V40H217V39L219 40L220 38H216V37H215ZM215 39H214V42H216ZM234 39H235V38H234ZM13 40H14V39H13ZM21 40H22V39H21ZM44 40H46V38H45ZM111 40H113V38H112ZM111 40H110V42H111ZM140 40H139V41H140ZM151 40H150V42H151ZM179 40H181V38H179ZM184 40H185V39H184ZM184 40H182V42H180V43L182 44ZM186 40L184 41L185 43H187ZM197 40H198V39H197ZM206 40H208V39H206ZM220 40H221V39H220ZM230 40H231V39H229V41H228V39H227V41H225V45H226L225 47H227V44L229 45V44L231 43ZM244 40H245V39H244ZM18 41H19V39H18L16 42L18 43ZM22 41L25 42V39L22 40ZM27 41H28V40H26V42H27ZM32 41H33V40H32ZM39 41H42V42H43V39H41V40H39ZM48 41H49V40H48ZM55 41H54V42H55ZM62 41H64V42H62ZM71 41H70V42H71ZM114 41H116V40H114ZM117 41H118V40H117ZM139 41H138V42H139ZM144 41H145V40H143V42H144ZM167 41H168V40H167ZM188 41H190V39H189ZM199 41H201V40H199ZM202 41H203V40H202ZM238 41H239V40H238ZM245 41H247V40H245ZM245 41L243 42V40H242V41H241V42H242L241 45H242V44H245ZM248 41L250 42V40H248ZM2 42H1L0 44L3 45L4 42H3V43H2ZM12 42H13V41H12ZM16 42H15V40H14V43H16ZM23 42H22V43H23ZM26 42L23 43V44L25 45ZM35 42H38V41H35ZM54 42H53L54 48L51 47V48H52L51 52H52L53 49H54V51H55V53H56V50H57V52H58V50H59V47H58V48H56V47L59 46V45L56 46V44H55ZM100 42H101V40L99 41V43H100ZM106 42H107V40H106ZM121 42H122V40H120V42H118V44H119V43L121 44ZM146 42H145V43H146ZM154 42H155V41H154ZM156 42H157V41H156ZM194 42H195V40H194ZM204 42H205V41H204ZM204 42H203V43H204ZM214 42H213V43H214ZM226 42H227V43H226ZM229 42H230V43H229ZM234 42H235V41H234ZM236 42H237V41H236ZM236 42H235V45H237ZM255 42H256V41H255ZM6 43H5V45H6ZM49 43H50V42H49ZM71 43H72V42H71ZM101 43H102V42H101ZM101 43H100V44H101ZM107 43H108V42H107ZM111 43H113V42H111ZM133 43H134V41H133ZM133 43H132V44H133ZM175 43H176V42H175ZM180 43L178 44V39H177V43H176L177 46L175 45V47H177V49H178ZM191 43H192V42H191ZM191 43H190V44H191ZM213 43H211V44H212V45L217 44V42L214 43V44H213ZM232 43H233V42H232ZM237 43H239V42H237ZM259 43H260V42H259ZM263 43H264V41H263ZM8 44H9V45H6V46H8V47L12 45L11 43H8ZM10 44H11V45H10ZM43 44H44V46H45V42L42 43V44H37V43H36L35 46H36V45H37V46H36V48H34V49L37 50V47H39V46H41V45H43ZM66 44H67V43H66ZM85 44H86V43H85ZM85 44H84V45H85ZM90 44H91V43H90ZM90 44H89V46H90ZM97 44H98V43H97ZM100 44H98V45H99V46H102V47H104V45H105V44H103V45H100ZM120 44H119V45H120ZM136 44H137V42H136ZM197 44H198V43H197ZM209 44H210V43H209ZM223 44H224V43H223ZM5 45H4V46H5ZM17 45H18V44H17ZM46 45H48V46H46V47L49 48V44H46ZM78 45H79V44H78ZM87 45H88V43H87ZM91 45H92V47H91V46H90V47L87 46L88 49L86 50V52H88V54H89V52H91V49L95 46V44H91ZM93 45H94V46H93ZM106 45H107V44H106ZM125 45H127V48H128L127 50H130V49H131V48L129 49V47H128L129 44H125ZM141 45H142V44H141ZM141 45H140V48H141L142 51L140 50V52H142V53H143V52L146 53V51H147V49H148L149 47H148L146 50L143 51V48L146 47V45H145V44H144L145 46H144V45L141 46ZM184 45H185V44H183V47H187V48L190 47V45H189V47L186 46V45L184 46ZM193 45H194V44H193ZM231 45H232V44H231ZM238 45L241 46L240 44H238ZM245 45H246V44H245ZM247 45L249 46V44H247ZM252 45H254V43H252ZM4 46H3L2 48H6V47H4ZM28 46H29V44H28ZM28 46H27V47H28ZM44 46H43V47H44ZM50 46H52V45H50ZM55 46H56V47H55ZM75 46L77 47L76 44H75ZM108 46H109V45H108ZM108 46H107V47H108ZM116 46H117V45H116ZM116 46H115V47H116ZM121 46H122V44H121ZM135 46H136V49H137L138 46H137V45H135ZM152 46H153V44H152ZM191 46H192V45H191ZM222 46H223V45H222ZM23 47H24V46H23ZM23 47H22V48H23ZM62 47H63V46H62ZM62 47H61V48H62ZM66 47H67V46H64L62 49L64 50V48H66ZM73 47H74V46H73ZM73 47H71V48H73ZM96 47H97V46H96ZM105 47H106V46H105ZM107 47H106V48H107ZM109 47L113 48L114 46H113V45H110ZM122 47H123V46H122ZM122 47H121V49H122ZM142 47H143V48H142ZM159 47H161V46H159ZM192 47H195V46H192ZM202 47H203V46H202ZM202 47H195V48H197V49H198V48H201L200 50H199V49H198V50H199V51H201V50L203 51ZM208 47H209V46H208ZM208 47H207L206 49H208ZM214 47H215V49H216V46H213V48H214ZM231 47H232V46H231ZM231 47H230V48H231ZM236 47H237V46H236ZM252 47H253V46H251V48L249 49L250 51H251V49H254L255 47H256V50H257V47H258V46L256 45V46H254L253 48H252ZM261 47H262V46H261ZM2 48L0 47V49H2ZM19 48H20V47H19ZM30 48H31V46L28 47V50H29ZM32 48H33V47H32ZM41 48H42V47H41ZM47 48H45V49H47ZM55 48H56V50H55ZM71 48H67V49L70 50ZM77 48H78V47H77ZM90 48H91V49H90ZM111 48H109V49H111ZM124 48H125V46L123 47L122 50H120V47H118V49H119L120 52L123 51V50L125 51L126 48H125V49H124ZM173 48H174V46H173L172 48H167V49H171V51H172ZM204 48H205V47H204ZM210 48H211V45H210ZM218 48H220V47H218ZM230 48H229V49L226 48L225 50L228 49L227 51H229ZM234 48H235V47H234ZM234 48L232 47L231 49H234ZM239 48H240V47H239ZM239 48H238V49H239ZM244 48H245V47H244ZM244 48H243V49H244ZM262 48H263V47H262ZM262 48H259V49H262ZM20 49H21V48H20ZM23 49H24V51L27 50V48H26V49L23 48ZM73 49H74V48H73ZM73 49H72V50H73ZM89 49H90V51H89ZM98 49H99V48H98ZM155 49H158V48H155ZM155 49H153V50H155ZM177 49H175V48L173 49L175 53L178 52V51H176ZM206 49H204V50H205L204 53H202V51H201V53H198V54H199V57H200L202 54H204V55L207 54L208 51H210V50L212 51V49H210V50L208 49V51H207ZM236 49H237V48H236ZM241 49H242V47L240 48V50H241ZM243 49H242V50H243ZM10 50H11V48H10ZM14 50H15V49H14ZM28 50H27V51H28ZM32 50H33V49H32ZM36 50H35V51H36ZM47 50H48V49H47ZM47 50H46V53L48 52L49 55H48V54H43V57H46V58L48 57V58H47V61H49V56H53V55L51 54L50 49H49V51H47ZM68 50H67V52H68ZM72 50H71V51H72ZM78 50H79V48H78ZM78 50H77V49H74V51H76V52H73V55L75 54L74 57L72 56V54H71L72 57L69 56L70 53H71V52L69 51V52H70V53L68 52L69 55H68V54H65V56H64V57H67V58H65L66 60L63 59V60H64V61L62 60L63 62H62L61 60H57V63L55 62L56 66H53V67H57V66H58V69H59V67H61V66L58 65V61H59V64H60V65H63V63L65 64V62H67V65H68V66H70V65L72 66L73 64H71V63L74 62V60H76V58H77V59L80 58V60H83V56H85V55H81L82 57H79L80 54H81V52H79ZM94 50H96V49H94ZM104 50H105V49H104ZM111 50H112V49H111ZM116 50H117V49H116ZM137 50H138V49H137ZM179 50H180V49H179ZM183 50H184V49H183ZM183 50H182V51H183ZM256 50H255V51H256ZM2 51L4 52V50H1V52H2ZM6 51H7V50H6ZM6 51H5V52H6ZM16 51H17V50H16ZM18 51H19V50H18ZM20 51L22 52V49H21ZM29 51H30V50H29ZM29 51H28V52H29ZM59 51H60V50H59ZM102 51H103V50H102ZM114 51H115V50H113V52H114ZM119 51H118V52H119ZM134 51H136V50H134ZM134 51L132 50L131 52L134 53ZM150 51H151V49H150ZM165 51H166V50H165ZM193 51H194V50H193ZM215 51H216V50H215ZM234 51H235V49H234ZM238 51H239V50H238ZM252 51H254V50H252ZM252 51H251V52H252ZM3 52H2V53H3ZM7 52H9V53L7 54V55H9L12 51H11V52H10V51H7ZM7 52H6V53H7ZM21 52H19V53L21 54ZM28 52H27V53H28ZM33 52H34V51H33ZM33 52H32V53H33ZM49 52H50V53H49ZM63 52H65V51H63ZM63 52H61V54H62ZM86 52H84V53H86ZM92 52L94 53V51H92ZM100 52H101V51H100ZM115 52H117V51H115ZM127 52H128V51H127ZM127 52H126V53H127ZM129 52H130V51H129ZM169 52H170V50H169ZM205 52H206V53H205ZM213 52H214V49H213ZM236 52H237V50H236ZM241 52H242V51H241ZM257 52H258V50H257ZM19 53H18V54H19ZM22 53L24 54V52H22ZM27 53H25V54H27ZM43 53H45V52H43ZM59 53H60V52H59ZM109 53H110V55H112L111 52H109ZM109 53H107V54H109ZM144 53H143V54H144ZM150 53H151V52H149V54H150ZM171 53H172V52H171ZM171 53H170V54H171ZM178 53H179L178 55H180V52H178ZM191 53H192V51H191ZM244 53H245V52H244ZM244 53H243V52L240 53V54L237 53L238 55H240L239 58H241V60L244 59V58H246L245 55H244V58H242ZM246 53H248V52H246ZM258 53H259V52H258ZM3 54H5V53H3ZM18 54H17V55H18ZM23 54H21V55H23ZM25 54H24V55H25ZM28 54H30V52H29ZM36 54L39 55L40 53L38 54V53L36 52ZM41 54H42V53H41ZM41 54L39 55V57H40L41 60H44L45 58L42 57V58H43V59H42V58H41ZM88 54H87V55H88ZM121 54H122V56H123V53H121ZM149 54L146 53V56H147V57H150L152 53H151L150 55H149ZM189 54H190V53H189ZM219 54H220V53H219ZM226 54H229V52H227ZM226 54H225V56H226ZM237 54H236V56H237ZM248 54H251V53H248ZM253 54H254V53H253ZM259 54H260V56H261V53H259ZM31 55H32V54H31ZM37 55H35V58H37V59H33V58H32V59L37 61V60L39 59L38 57H36ZM46 55H48V56H46ZM59 55H60V54H59ZM59 55H58V56H59ZM62 55H64V53H63ZM62 55H61V57H62ZM87 55H86V56H87ZM102 55H103V53H102ZM115 55H116V53H115ZM115 55H114V56H115ZM134 55H136V54H134ZM134 55H132V57H133ZM148 55H149V56H148ZM156 55H157V54H156ZM164 55L166 56V54H164ZM164 55H162V56L164 57ZM176 55H177V54H175V56H176ZM190 55H193V56H194V58H193V56H192V57L190 56L191 59H193V61H194V59L196 58V57H195L196 54L194 53V54H190ZM204 55L202 56L203 58H204ZM220 55H222V53H221ZM255 55H258V54L256 53ZM255 55H254V56H255ZM263 55H264V54H263ZM0 56H1V55H0ZM33 56H34V55H33ZM88 56H89V55H88ZM88 56H87V57H88ZM108 56H109V55H108ZM116 56H117V55H116ZM122 56H121V57H122ZM146 56H142V57H146ZM188 56H189V55H188ZM188 56H186L185 58H183V59H181V60L178 59V60H179V63H180L181 61L184 62V59H189ZM229 56H230V55H229ZM236 56L234 57L235 59L238 57V56H237V57H236ZM247 56H248V55H247ZM258 56H259V55H258ZM258 56H257V57H258ZM260 56H259V57H260ZM16 57H17V56H16ZM19 57H20V56H18V58H19ZM22 57H23V56H22ZM26 57H27V56H26ZM54 57H55V59L52 58V60H56V56H55V55H54ZM64 57H63V58H64ZM123 57H124V56H123ZM123 57H122V58H123ZM135 57H137V55H136ZM142 57H141V59H142ZM155 57H157V58H155ZM155 57H154L155 60L159 58L158 56H155ZM166 57H167V56H166ZM199 57H198V58H199ZM230 57H231V56H230ZM230 57H229V61H230ZM259 57H258V58H259ZM14 58H15V57H13V59H14ZM20 58H21V57H20ZM29 58H30V57H29ZM29 58H27V59H29ZM50 58H51V57H50ZM102 58L104 59V55L102 56ZM106 58H108V60H107L106 63L111 62V61H109V60H111L112 58H109V57H106ZM114 58H116V57H114ZM209 58H210V57H209ZM211 58H212L213 60L217 61V60L219 59V55L216 54V53H215V54H212V57H211ZM220 58H221V57H220ZM232 58H233V57H232ZM252 58H253V57L250 58V59L252 60L251 62H253V60H254V58H253V59H252ZM263 58H264V57H263ZM2 59H3V58H2ZM2 59H1V60H2ZM32 59H31V62H32ZM40 59H39V60H40ZM58 59H60V57H58ZM85 59H87V58H85ZM85 59H84V60H85ZM103 59H101V60H103ZM116 59H117V58H116ZM139 59H140V58H139ZM146 59H147V58H146ZM168 59H169V61H170V64H173V65L175 66V63H172V60L174 59V61L176 62L177 59H175V57L172 59V57H170V56H168ZM256 59H257V58H256ZM15 60H17V59L15 58L14 60H12L11 64H12L13 61H15ZM22 60H23V59H22ZM39 60H38V61H39ZM41 60H40V63L42 62ZM69 60H70V61H69ZM112 60L114 61L115 59H112ZM117 60H118V59H117ZM117 60H116V61H117ZM125 60H126V59H125ZM142 60H143V59H142ZM144 60H145V59H144ZM195 60H197L196 62L194 61L195 63L202 62L201 60L198 61L197 58H196ZM210 60H211V59H210ZM237 60H238V59H237ZM241 60H240V61H241ZM244 60H245V59H244ZM260 60H263V59H260ZM17 61H18V60H17ZM17 61H16V63H17ZM19 61H21V60H19ZM36 61H33V63L36 62ZM44 61H45V60H44ZM87 61H88V60H86V62H87ZM98 61H99V60H97V63H96V61H94V62L96 63V65H95V63L93 64V62H92L91 60H90L88 63L92 62V64L95 65V67H94V66H93V67L96 68V67H97V64L99 63ZM113 61H112V63H113ZM120 61H121V60H120ZM165 61H168V60L165 59ZM169 61H168V62H169ZM189 61H190V62H189ZM189 61H188V63H184L183 66H184L185 64H188V65L191 64L190 67H192V69H193L194 65L192 66L193 63H191V62H193V61H191V60H189ZM204 61H205V60H204ZM204 61H203V62H204ZM207 61H208V60H207ZM218 61H219V60H218ZM221 61H222V60L220 59V62H221ZM238 61H239V60H238ZM28 62L31 63L30 61H28ZM28 62H26V63H28ZM60 62H61V63H60ZM84 62H85V61H84ZM84 62H83V63H84ZM139 62H140V61H139ZM186 62H187V60H186ZM209 62H210V61H209ZM220 62H219V63L216 62V64H215V65H216L215 68L212 67V69L210 68V64L213 63V62H211L210 64L208 63L209 66H208V64H206V66H204L205 64L203 65V64L200 63L201 65L204 66V68H202V67H203V66H202L201 69L210 68L211 70H213L212 73H214V71H217V70L220 71L221 69H218V68H220ZM243 62H245V61H243ZM251 62H249V64H251ZM262 62H263V61H262ZM29 63H28V64H29ZM40 63H39V64H40ZM42 63H44V62H42ZM50 63H51V62H50ZM53 63H54V62H52L51 65H49V63H47V64H48L49 66L52 67ZM68 63H69L70 65H69ZM77 63H78V62H77ZM77 63H76V64H77ZM88 63H87V64L85 63V64L87 65V68H86V69H88ZM115 63H116V62H115ZM117 63H118V62H117ZM156 63H157V62H156ZM159 63H160V62H159ZM159 63H158V64H159ZM176 63H177V66H178V64H179L178 61H177ZM181 63H182V62H181ZM189 63H190V64H189ZM195 63H194V64H195ZM204 63H205V62H204ZM217 63H218V64H217ZM237 63H238V62H237ZM246 63H248V62L246 61L244 65H247L246 68H248L249 66H248V64H246ZM256 63H257V62H256ZM263 63H264V62H263ZM20 64H21V62H20ZM39 64H38V62H37V64H33V65H32V68H30L29 70L32 71L33 66H34V65H37V66H38ZM47 64H46V65H47ZM99 64H100V63H99ZM102 64H103V67H104L105 69L109 66V65H108V66H107V65L104 66L105 63H102ZM161 64H162V65H160V66H162V67H163V65L166 66V63H165V64L161 63ZM231 64H234V62L232 61ZM258 64H259V63H258ZM22 65L24 66L25 64H22ZM26 65H27V64H26ZM48 65H47V66H48ZM78 65H80V64H78ZM150 65H151V62H150ZM150 65H149V67H150ZM154 65H156V64H154ZM180 65H181V64H180ZM180 65H179V66H180ZM238 65H239V64H238ZM240 65H241V64H240ZM244 65H243V66H244ZM252 65H254V62H253ZM23 66H22V67H23ZM27 66L29 67V65H27ZM30 66H31V65H30ZM37 66H34V67L36 68ZM64 66H65V65H64ZM89 66H90V65H89ZM98 66H99V67H97V69H98V71H100L99 68H100V66H102V65H98ZM106 66H107V67H106ZM110 66H112V65H110ZM157 66H158V65H157ZM157 66H154V67H155V68H158ZM170 66H171V68H169V69H171L170 71H172V69H174V70L176 69L175 74H177L178 71H179V73H180V70H181V69H184V68H180L182 65L179 67L180 70H179V69L177 70L176 67H175V68H172V65H170ZM197 66H199V64H198ZM207 66H208V67H207ZM254 66H255V65H254ZM258 66H259V65H258ZM261 66H262V65H261ZM15 67H17V66H15ZM40 67H41V64H40ZM44 67H46V66L44 65L43 68H44ZM51 67H50V70L52 69ZM75 67H77V66L75 65ZM80 67H82V66H80ZM112 67H113V66H112ZM187 67H189V66H187ZM195 67H196V66H195ZM205 67H206V68H205ZM230 67H231V66H230ZM259 67H260V66H259ZM259 67H258V69H256V71H254L255 69L252 67V68L254 69V70H252V71L254 72V74H255V72H256L257 75L261 73V72H260L261 70H260ZM20 68H21V66H20ZM35 68H34V69H35ZM37 68H38V67H37ZM69 68H70V67H69ZM94 68H93V69H94ZM115 68H116V66H115ZM152 68H153V67H152ZM163 68H164V67H163ZM167 68H168V66H167ZM249 68H251V65H250ZM256 68H257V67H256ZM262 68H263V67H262ZM25 69H26V67H25ZM27 69H28V68H27ZM58 69H57V70H58ZM61 69H62V67L60 68V70H61ZM63 69H64V68H63ZM67 69H68V68H67ZM67 69L65 70V72H64L63 74H65V73L67 72ZM79 69H81V68H79ZM122 69H123V67H122ZM161 69H162V68L160 67V70H161ZM165 69H166V67H165ZM165 69H162L161 71H163V70H165ZM190 69H191V68H190ZM201 69H200V71H202ZM233 69H234V68H233ZM240 69H241V68H240ZM243 69H244V68H243ZM18 70H19V71H17V68L14 69V71H16V74H18V73L20 72V69H19V68H18ZM21 70H22V68H21ZM47 70H49L48 67H47ZM47 70H46V71H47ZM50 70H49V71H50ZM54 70H55V69H52V72H53ZM89 70H91V69L89 68V69H88V72H89ZM130 70H131V68H130ZM198 70H199V69H198ZM198 70H197V71H198ZM211 70H209V71L206 70L205 72H207V73H208V72L211 73V72H210ZM234 70H235V69H234ZM241 70H242V69H241ZM259 70H260V71H259ZM1 71H3V70L1 69ZM10 71H12V70H10ZM14 71H12L11 73H13ZM23 71H24V68H23ZM31 71H29L30 73L28 72V74H30V76H31V80H34V81L32 82V81L30 80V81H31L30 84H29V82H28V84H27V83H25V84H26V86L32 84L31 87H32V86L34 87L33 90H35V91L37 90V91L39 92V89H40L41 84L44 83V85H45V82H43V81H42V83L40 82L41 84L39 85V89H38V88H37L38 86L36 87L34 83H38V81H39L40 78H42V77L36 75V76H37V77L35 76V77L37 78V82H36V78H35V79L32 78ZM38 71H39V68H38ZM42 71H43V70H42ZM44 71H45V70H44ZM44 71H43V72H44ZM58 71H59V70H58ZM84 71H85V70H84ZM84 71H83V72H84ZM86 71H87V70H86ZM86 71H85V72H86ZM96 71H97V70H96ZM101 71H102V70H101ZM103 71H104V70H103ZM112 71H113V70H112ZM112 71H110V73H108L109 76H110V74H111V75L114 74V73H112ZM140 71H141V70H140ZM151 71H152V70H151ZM161 71H160V72H161ZM170 71H169V72H170ZM183 71H184V70H181L180 76L183 75V74H185V73L182 74ZM185 71H186V70H185ZM188 71H190V70H188ZM188 71H187V73H188ZM191 71H193V70H191ZM247 71H248V69H247ZM250 71H251V70H250ZM252 71H251V72H252ZM257 71H258V72H257ZM17 72H18V73H17ZM25 72H26V71H25ZM25 72H24V73H25ZM32 72H33V71H32ZM43 72H38V73H39V75H41V73H42V74L45 73V72H44V73H43ZM61 72H62V71H60V73H61ZM90 72H91V71H90ZM105 72H106V71H104L103 74H104ZM113 72H115V71H113ZM160 72H159V70H158V72L155 70V75H157V74L160 73ZM176 72H177V73H176ZM195 72H196V70H195ZM228 72H229V71H228ZM230 72H232V71H230ZM251 72L248 71L247 73H249V74H248L247 76H250V74L253 73V72H252V73H251ZM263 72H264V71H263ZM22 73H23V72H22ZM36 73H37V72H36ZM46 73H47V72H46ZM48 73H49V72H48ZM54 73H55V72H54ZM74 73H75V72H74ZM92 73H93V70H92ZM96 73H98V72H95V73H93V74L95 75ZM99 73L102 74V72H99ZM99 73H98V74H99ZM120 73H121V72H120ZM125 73H126V72H125ZM128 73H130V72H128ZM156 73H157V74H156ZM173 73H174V72H173ZM179 73H178V74H179ZM187 73H186V74H187ZM200 73H201V72H200ZM200 73H199V74H200ZM209 73H208V74H209ZM221 73H222V72H221ZM2 74H3V72H2ZM6 74H7V73H6ZM8 74H9V73H8ZM13 74H14V73H13ZM16 74L11 75V76L14 77ZM28 74H25V76H23V75L21 76V73H20V75H18V76H19V77L21 76L22 78L24 77L25 79H24V78H23V79L25 80V82H27L26 80L28 79V77L30 78V76H29ZM50 74H51V71H50ZM61 74H62V73H61ZM93 74L90 73V74H87V75H89V77L92 75V77H93ZM140 74H141V73H140ZM140 74H138V75L140 76ZM147 74H148V73H146V76H147ZM149 74H152V73H150V71H149ZM149 74H148V75H149ZM175 74H174V75H175ZM186 74H185V75H186ZM189 74H190V73H189ZM189 74H188V75H189ZM192 74H193V72H192ZM199 74H198V75H199ZM215 74H217V72H215ZM215 74H212V75H215ZM235 74H237V73H235ZM239 74H241V73L239 72L238 75H239ZM0 75H1V74H0ZM67 75H68V74H67ZM87 75H86V76H87ZM104 75H105V74H104ZM108 75H107V76H108ZM124 75H125V74H124ZM127 75H129V74H127ZM135 75H136V74H135ZM135 75H134V80H135V77H136ZM141 75H142V74H141ZM161 75H162V72H161ZM170 75H171V73H169L168 76H170ZM185 75H184L182 78H185V77H186ZM212 75L210 74V76H212ZM4 76H6V75H3L2 77H4ZM9 76H10V75H9ZM26 76H27V77H26ZM50 76H52V75H50ZM50 76L48 75V78H49ZM68 76H70V75H68ZM84 76H85V75H84ZM107 76L105 75L106 80H108V79H107ZM109 76H108V77H109ZM113 76H114V75H113ZM152 76H153V74H152ZM168 76L166 75L165 77L167 78ZM172 76H173V75H171V77H172ZM177 76H178V75H177ZM202 76H203L205 79H207V77H208V75H207V77H206L204 74H203ZM202 76H201V77H202ZM247 76L244 75V77H247ZM258 76H259V75H258ZM263 76H264V75H263ZM263 76H262V77H263ZM16 77H17V75L15 76L14 81H17V80H18V82L20 83L21 80H23V79H21V77H20V78H16ZM38 77H39V79H38ZM65 77H66V74H65ZM81 77H82V76H81ZM87 77H88V76H87ZM92 77H91L90 79L88 78V79H89V83H92V81H90V80L92 79ZM97 77H98V75H96V77H93V78H97ZM105 77H104L103 79H105ZM117 77H118V76H117ZM132 77H133V75H132ZM137 77H138V76H137ZM140 77H141V76H140ZM147 77H149V76H147ZM194 77H195V76H194ZM203 77H202V78H203ZM224 77H225V76H224ZM241 77H242V78H241ZM244 77L241 75L239 79H242V80H243ZM260 77H261V76H259V77H255V78H260ZM0 78H1V77H0ZM6 78H7L6 81L8 82V76L5 77L4 79H6ZM26 78H27V79H26ZM82 78H83V77H82ZM99 78H101V77L99 76ZM151 78L153 79V77H151ZM163 78H164V77H163ZM182 78H180V79H182ZM204 78H203V79H204ZM225 78H226V77H225ZM247 78H248V77H247ZM1 79H2V78H1ZM19 79H21V80L19 81ZM49 79H50V78H49ZM83 79H84V78H83ZM121 79H122V78H121ZM121 79H119L118 81H116V83L120 82ZM127 79H128V77H127ZM142 79H143V78H142ZM173 79H174V78H173ZM186 79H187V78H186ZM186 79H185V80H186ZM189 79H191L190 76H189ZM203 79L200 80V77H199V80H200V81H202ZM24 80H23V81H24ZM28 80H29V79H28ZM41 80H43V78H42ZM41 80H40V81H41ZM44 80H45V79H44ZM67 80H68V79H67ZM67 80H66L65 83L69 82V81H67ZM75 80H76V79H75ZM84 80H85V79H84ZM86 80H87V79H86ZM86 80H85V81H86ZM97 80L100 81V79H97ZM125 80H126V79H125ZM139 80H140V79H139ZM157 80H158V79H157ZM157 80H156V81H157ZM166 80L168 81V79H166ZM210 80H212L211 77H210ZM210 80H209V81H210ZM258 80H259V79H258ZM262 80H264V79H262ZM9 81L11 82V79H10ZM14 81H12V84H13ZM48 81L50 82V80H48ZM85 81H84V82H85ZM127 81H128V80H127ZM140 81H141V80H140ZM163 81H164V79H163ZM171 81H172V80H171ZM177 81H178V79H177ZM179 81H181V80H179ZM179 81H178V82H179ZM183 81H184V80L182 79V82H183ZM188 81H189V80H188ZM193 81H194V80H193ZM197 81H198V80H197ZM197 81H196V79H195V83H196ZM204 81H206V80H204ZM230 81H231V80H230ZM240 81H241V80H240ZM247 81H248V79H247ZM1 82H4V81L1 80ZM1 82H0V83H1ZM18 82H17V84L20 86V89H19V86H18V87L16 86L15 88H18V90H20V91H17V92H19V93H18L17 96H16V95H15V96H16V98H22L21 95H20V92H21V94H22V96H23V94L25 93V92H23V88H24V91H26L27 88H26V90H25V87H26V86H24L25 84H24L23 86H21L24 82H21V83H22L21 85H20ZM73 82H76V81L73 80ZM103 82H104V80H103ZM105 82H106V81H105ZM145 82H146V81H145ZM148 82H149V81H148ZM173 82H175V81H173ZM184 82H185V81H184ZM207 82H208V80H207ZM212 82H213V80L210 82V84H213V86H214V83H217V79H216V82H213V83H212ZM238 82H239V81H238ZM243 82H244V81H243ZM259 82H262V81H261V80H260V81H257V83H259ZM15 83H16V82H15ZM52 83H53V82H52ZM81 83H82V82H81ZM81 83H79V84H81ZM86 83H87V82H86ZM89 83H88V84H89ZM95 83L100 84V83H102V82H100V83L95 82ZM109 83H110V82H109ZM130 83H131V81H130ZM137 83H138V81H137ZM160 83H161V82H160ZM162 83H163V82H162ZM165 83H166V82H165ZM190 83H191V84H190ZM190 83H188V85H186V87H187V86H193V85H192L193 82H190ZM204 83H205V82H204ZM233 83H234V82H233ZM239 83H241V82H239ZM4 84L6 85V83H4ZM8 84H9V82H8ZM10 84H11V83H10ZM12 84H11V85H12ZM55 84H56V83H55ZM62 84H63V83H62ZM67 84H68V83H67ZM70 84H71V82H70ZM77 84H78V83H76L75 86H77ZM79 84H78V85H79ZM82 84H83V83H82ZM107 84H108V83H107ZM107 84H106V85H107ZM110 84H111V83H110ZM123 84H124V83H123ZM145 84H146V83H144V85H145ZM166 84H167V83H166ZM172 84L174 85V88H175V84H176V82H175V84H174V83H172ZM180 84H181V83H180ZM189 84H190V85H189ZM201 84H202V82H201L199 85H201ZM205 84H206V83H205ZM234 84H235V83H234ZM260 84H261V83H260ZM15 85H16V84H15ZM15 85H14V86H15ZM36 85H37V84H36ZM50 85H51V83H50ZM83 85H85V84H83ZM83 85H82V86H83ZM86 85H87V84H86ZM86 85L83 86V88L86 89V87H87ZM89 85H90V84H89ZM103 85H104V84L102 83V86H103ZM132 85H133V84H132ZM134 85H135V84H134ZM136 85H137V84H136ZM140 85L143 86V84H140ZM147 85H148V84H147ZM208 85H209V84H208ZM208 85H207V86H208ZM1 86L3 87V84H2ZM6 86H7V85H6ZM8 86H9V85H8ZM8 86H7V87H8ZM46 86H47V84H46ZM48 86H49V84H48ZM64 86H67V85H64ZM92 86H93V85H92ZM98 86L100 87V85H98ZM98 86L95 85V87H98ZM102 86H101L100 88H101V89H104V86H105V85L103 86V88H102ZM126 86H127V85H125V87H126ZM145 86H146V85H145ZM166 86H167V85H166ZM170 86H171V84H170ZM183 86H184V85H183ZM196 86H197V85H196ZM238 86H240V85H238ZM244 86H245V84H244ZM246 86H247V85H246ZM253 86L255 87V85H253ZM253 86H252V87H253ZM256 86H257V85H256ZM262 86H263V84H262ZM7 87H6V89H5V92H6V90L10 89L11 87H12V88H11L10 90L13 89V86H11V87L8 88V89H7ZM21 87H22V89H21ZM27 87H28V86H27ZM31 87H30V88H31ZM35 87H36L37 89H35ZM52 87H53V85H52ZM52 87L49 86V89H52ZM56 87H57V85H56ZM95 87H93V89H94ZM152 87H153V86H152ZM171 87H172V86H171ZM186 87H185V89H186ZM193 87H195V85H194ZM204 87H206V86H204ZM215 87H216V86H215ZM218 87H220V86H218ZM218 87H217V88H218ZM224 87H225V86H224ZM15 88H14V90L11 91V93H8V94H9V95L12 94L13 91H14V93H16V92H15ZM43 88H44V86H43V87L41 86V89H43ZM57 88H59V87H57ZM57 88H54V89L57 90ZM61 88H62V87H61ZM61 88H59L60 90L58 89L57 91H58V92L61 91ZM64 88H65V87H63V89H64ZM66 88H68V87H66ZM66 88H65V91H63V90L61 91V92H63V94H64V92H65V95L67 94V93H66V91H67ZM73 88H74V87H73ZM73 88H72V90H71L72 93L70 92V93L72 94V96H73L74 98H75V96H76V97H77V96H80L79 94H81V93H79V94L77 95V94L74 92L75 88H74V90H73ZM87 88H88V87H87ZM108 88H109V87H108ZM110 88H111V87H110ZM115 88H116V87H115ZM123 88H124V87H123ZM163 88H164V87H163ZM163 88H161V89H163ZM188 88H189V87H188ZM199 88H203V87L200 86ZM199 88H198L197 90H200ZM240 88H241V86H240ZM257 88H258V87H257ZM3 89H4V88H3ZM47 89H48V88H47ZM69 89H71V88L69 87ZM97 89H98V88H97ZM105 89H106V88H105ZM116 89H117V88H116ZM132 89H133V88H132ZM141 89H142V87H141ZM141 89H139V90L142 91ZM183 89H184V88H183ZM241 89H242V88H241ZM241 89H240V92H241V94H242L243 92L241 91ZM259 89H261V87H259ZM263 89H264V88H263ZM16 90H17V89H16ZM21 90H22V91H21ZM88 90H89V89H88ZM95 90H96V88H95ZM99 90H100V89H99ZM110 90H111V89H110ZM117 90H118V89H117ZM117 90H116V91H117ZM122 90H123V89H122ZM122 90H120V91H122ZM135 90H136V89H135ZM171 90H172V89H171ZM174 90H175V89H174ZM179 90H180V89H179ZM195 90H196V87L194 88L193 91H195ZM214 90H216V89H214ZM223 90H225V89L223 88ZM250 90H251V88H250ZM250 90H248V91H250ZM252 90H253V89H252ZM256 90H257V89L255 88L254 91H256ZM37 91H36V92H37ZM40 91H41L42 93H44V92L46 91V89H45L44 92H43L42 90H40ZM91 91H92V90H91ZM131 91H132V90H131ZM154 91H156V90H154ZM154 91H153V92H154ZM181 91H182V90H181ZM209 91H210V94L212 95V93H213V92H212L213 89H212V90L210 89ZM219 91H220V90H219ZM221 91H222V90H221ZM227 91H228V90H227ZM28 92H29V93H27V91H26V94H27V95L24 94V95L26 96V97H25V96H24V97H25V99L27 100V102H29L28 99L32 96L31 94H33V95L35 96V93H33L32 90H31V92L28 90ZM38 92H37V93H38ZM48 92L50 93V90H49ZM48 92H46L47 95L49 94ZM51 92H53V91H51ZM73 92H74V94H73ZM89 92H90V91H89ZM89 92L87 91V93H89ZM100 92H101V90H100ZM113 92H115V91H113ZM126 92H127V91H126ZM126 92L124 91L125 94H126ZM128 92H130V90H129ZM137 92H139L138 89H137ZM153 92H152V93H153ZM163 92H164V91H163ZM176 92H177V91H176ZM187 92H189V89L187 90ZM190 92H191V91H190ZM201 92H202V93H201ZM201 92H200V97H201V99H202V95H203L204 93H203L202 90H201ZM224 92H225V91H224ZM245 92H246V91H245ZM251 92H252V91H251ZM91 93H92V92H91ZM91 93H90V94H91ZM95 93H97V92H95ZM102 93H103V92H101V94H102ZM107 93H109V92L107 91ZM110 93H112V91H110ZM205 93H207L206 95L209 94L208 92H205ZM217 93H218V92L215 93L216 96H217ZM238 93H239V91H238ZM2 94H3V92H2ZM16 94H17V93H16ZM40 94H41V93L39 92L38 95H40ZM84 94H85V93H84ZM90 94H89V95H90ZM93 94H94V93H92V98L95 97V99H96L97 96H96V95L93 96ZM116 94H117V93H116ZM116 94L114 93V95H116ZM119 94H120V93H119ZM135 94H136V96H137V93H135ZM135 94L132 92V94L129 95V97L132 96V95H135ZM139 94H140V92H139ZM183 94L185 95V93L182 92V95H183ZM195 94H197V93H195ZM218 94H219V93H218ZM234 94H235V93H234ZM13 95H14V94H13ZM13 95H11V99H12V96H13ZM19 95H20V96H19ZM38 95L36 94V96H35V100H36V97H37ZM42 95H43V94H42ZM47 95H46V96H47ZM49 95H50V94H49ZM51 95H55V94H52V93H51ZM68 95L70 96V98L72 97L70 94H68ZM106 95H107V94H106ZM106 95H104V96H106ZM108 95H109V94H108ZM108 95L106 96L107 98L110 97V96H108ZM148 95L151 96L150 94H148ZM153 95H154V94H153ZM192 95H193V94H192ZM222 95H223V94H222ZM222 95H221V96H222ZM235 95H236V94H235ZM244 95L248 96L249 93H247V94L244 93ZM244 95H241V96L239 95V96L244 98V97H245ZM252 95H255V94H252ZM7 96H8V95L6 94V97H5L4 99H6ZM15 96H13V100H14V97H15ZM34 96H33V97H34ZM56 96H57V95H56ZM58 96H59V95H58ZM60 96H61V94H60ZM62 96H63V95H62ZM62 96H61V98H62ZM66 96H67V95H66ZM66 96H64V97L66 98ZM86 96H87V95H86ZM125 96H126V95H125ZM140 96H141V95H140ZM166 96H167V95H166ZM213 96H215V95L213 94ZM213 96H212L211 99H214ZM221 96L219 95V98H220ZM249 96H250V95H249ZM1 97H2V95H1ZM3 97H4V95H3ZM41 97H42V96H40V97L38 96V97H37V100L40 101V102H41V100H40L39 98H41ZM87 97H88V96H87ZM98 97L101 99V96H100V95H98ZM106 97H105V98H106ZM113 97H114V96H113ZM113 97H112V98H113ZM177 97H178V95H177ZM200 97H199V98H200ZM204 97L206 98L207 96H205V94H204ZM204 97H203V98H204ZM252 97H253V96H252ZM262 97H263V96H262ZM42 98H43V97H42ZM44 98H48V97H44ZM51 98H53V97H51ZM67 98H68V96H67ZM70 98H69V99H70ZM81 98H83V97L81 96V97L79 98V102H80V99H81ZM99 98L96 99V100H98V101L100 102V99H99ZM125 98H126V97H123L124 100H125ZM151 98H152V97H151ZM157 98H158V97H157ZM183 98H184V97H183ZM183 98L181 97V102H182ZM187 98H188V97H187ZM190 98H191V97H190ZM194 98H195V97H194ZM205 98H204V99H205ZM207 98H208V97H207ZM209 98H210V96H209ZM219 98H218V99H219ZM243 98H242L241 100H244V99H245V98H244V99H243ZM253 98H254V97H253ZM256 98H257V97H256ZM11 99H6L7 102H6V101H5V102L7 103V105H8V100L11 101L10 103H12V100H11ZM31 99H33V98L31 97ZM62 99H63V98H62ZM62 99L60 100V102H61V101L63 102ZM102 99H103V98H102ZM116 99H117V98H115V100H116ZM123 99L121 98V100H123ZM140 99H142V98H140ZM196 99H198V98H196ZM196 99H194V100H196ZM211 99H210V101H212ZM218 99L216 98V100H218ZM230 99H231V98H230ZM232 99H235V98H232ZM232 99H231V101H229L230 103L232 102ZM250 99H251V98H250ZM26 100H24V98H23L22 101H25V102H26ZM44 100H46V99H44ZM44 100H43V102H45ZM50 100H52V99H50ZM50 100H48L49 103H50ZM55 100H56V99H55ZM55 100H54V101H55ZM57 100H58V99H57ZM64 100H66V102H67V101L70 102V100H67V99H64ZM71 100H73V99H71ZM76 100L78 101V99H76ZM93 100H94V99H93ZM96 100H95V101H96ZM110 100H112V99H110ZM110 100H108V101H110ZM115 100H114V101H115ZM124 100H123V101H124ZM126 100H127V99H126ZM147 100H148V99H147ZM150 100H151V99H150ZM184 100L186 101L185 98H184ZM184 100H183V101H184ZM194 100H192L193 103H194ZM216 100H213V103H214V104H215L214 101H216ZM219 100H220V99H219ZM219 100H218V101H219ZM238 100H239V99H238ZM238 100H237V101H238ZM260 100H261V99H260ZM32 101H33V100H32ZM74 101H75V100H73V102H74ZM82 101H84V100L82 99ZM98 101H97V102H98ZM114 101H112V102H114ZM141 101H143V100H141ZM196 101H197V100H196ZM196 101H195V102H196ZM199 101L202 102V100H199ZM199 101L197 102V103H199V104L196 103V104H197V107H198V105H200V103H201V102H199ZM205 101H206V100H205ZM205 101L203 100V103H206V104L208 105L209 102L207 103V102H205ZM207 101H209V99H208ZM235 101H236V99H235ZM246 101H249V100H246ZM263 101H264V100H263ZM0 102H1V101H0ZM18 102H19V101H18ZM25 102H23V103H25ZM35 102H37V101H35ZM64 102H65V101H64ZM66 102H65V103H66ZM73 102H72V103H73ZM84 102H85V101H84ZM92 102H93V101H92ZM112 102H111V103H112ZM151 102H152V101H151ZM156 102H157V101H155V103H156ZM179 102H180V99H179L178 103H179ZM220 102H221V101H220ZM220 102H219V103H220ZM243 102H244V101H243ZM250 102H251V103H250ZM250 102H249V103L247 102L248 104L245 102L244 105H245V104H247V105H252V104L254 103V99H252ZM3 103H4V102H3ZM23 103L21 102L20 105H23ZM56 103H57V102H56ZM67 103H68V102H67ZM82 103H83V102H82ZM88 103H89V102H88ZM90 103H91V100H90ZM103 103H104V102H103ZM105 103H107V102H105ZM120 103H123V102H120ZM184 103H185V102H184ZM187 103L190 104L191 102H189V100H188ZM222 103H223V102H222ZM259 103H260V102H259ZM17 104H18V103H17ZM33 104H35V103H33ZM46 104H48V103H46ZM50 104H51V103H50ZM62 104H63V103H62ZM74 104H75V103H74ZM74 104H71V105H72L73 108L75 109V107H74L75 105H74ZM92 104H93V103H92ZM97 104H98V103H97ZM99 104H101V102H100ZM112 104H113V106H112L111 108H112V111H113V107H114V105H115V107H117V105L119 104V102H118V104H115V103H112ZM136 104L139 105V104H141V103H135V106H136ZM179 104H180V103H179ZM181 104H182V103H181ZM181 104H180V105H181ZM191 104H192V103H191ZM206 104L203 105V104L201 103V108H203V106L205 107ZM209 104H210V103H209ZM234 104H235V102H234ZM236 104H238V103H236ZM239 104H240L241 106H244V105L241 103V101L239 102ZM239 104H238V105H239ZM10 105H11V104H10ZM10 105H9V106H10ZM39 105H40V104L37 103V106H39ZM42 105H43V107H44L45 104L42 103L40 106H42ZM48 105H49V104H48ZM51 105H53V104H51ZM58 105L61 106V103H59ZM79 105L81 106L82 104L79 103L77 106H79ZM87 105H88V104H87ZM90 105H91V104H90ZM180 105H179V106H180ZM186 105H187V104H186ZM202 105H203V106H202ZM207 105H206V106H207ZM240 105H239V106H240ZM13 106H14V104H13ZM24 106H25V104H24ZM26 106H27V105H26ZM26 106H25V108L29 107V106H27V107H26ZM55 106H57V105H55ZM55 106H54L55 110H56V109H60V108H58V107L56 108ZM64 106H67V104L64 105ZM80 106H79V108H80ZM82 106H83V105H82ZM91 106H92V105H91ZM139 106H141V105H139ZM145 106H146V103H145ZM145 106H144L143 108H145ZM147 106H149V105H147ZM223 106H224V104L222 105V107L220 106L221 109L223 108ZM239 106H238V107H239ZM252 106H254V105H252ZM2 107H4V106H2ZM18 107H20V106H18ZM46 107H47V106H46ZM48 107L50 108L51 106H48ZM61 107H63V106H61ZM98 107H99V105H98ZM115 107H114V108H115ZM158 107H159V105H158ZM161 107H162V106H160V108H161ZM187 107H190V105L187 106ZM193 107H194L193 109H195L196 106H193ZM197 107H196V108H197ZM216 107H217V106H216ZM225 107H226V108H225ZM225 107H224V108H225L226 110H227L228 107L231 108L230 110L234 109V108H232V106H227V104H226ZM236 107H237V106H236ZM238 107L236 108L237 110H239ZM246 107H247V106L245 105V107H243L244 109H242V110H245ZM5 108H6V106H5ZM5 108H4V109H5ZM8 108H9V107H8ZM8 108H7V109H8ZM12 108H14V107H12ZM15 108L17 109V105L15 106ZM15 108H14V109H15ZM40 108H42V107H40ZM54 108H53V110H54ZM70 108H71V107H70ZM70 108H69V110H71ZM73 108H72V109H73ZM111 108L108 107V110H109V109L111 110ZM139 108H140V110L142 111V108H141V107H139ZM146 108H147V107H146ZM148 108H149V107H148ZM169 108H170V107H169ZM190 108H191V107H190ZM206 108H207V107H206ZM206 108H205V109H206ZM247 108L249 109V107H247ZM262 108H263V115H262L261 118H259V119H263V118H264V106H263ZM23 109H24V108H23ZM27 109H30V108H27ZM31 109H32V108H31ZM62 109H63V108H61L60 110H62ZM74 109H73V110H74ZM80 109H82V108H80ZM84 109L87 110V106H86V108H84ZM89 109H92V108L90 107ZM89 109H88V110H89ZM99 109H101V108H99ZM127 109H128V108H127ZM150 109H151V108H150ZM156 109H157V108H156ZM179 109H180V108H179ZM187 109H188V108H187ZM198 109H199V107H198ZM236 109H235V110H236ZM240 109H241V108H240ZM12 110H13V109H12ZM32 110H33V109H32ZM51 110H52V109H51ZM53 110H52V113H50L51 111L49 110V114H53V115H54ZM64 110H66V109H64ZM85 110H82L81 113L84 112V113L88 114V110H87V112H86ZM97 110H98V109H97ZM110 110H109V111H110ZM119 110H120V109H119ZM152 110H153V109H152ZM184 110H185V109H184ZM191 110H192V109H191ZM195 110H196V109H195ZM195 110H194V112H193V110H192L191 112H193L196 116H199V115H200V114H199V111L196 110V111L198 112V114H199V115H197V114H196L197 112L195 113ZM201 110H202V111H201ZM201 110H200V113H203V114H204L203 109H201ZM206 110H207V109H206ZM213 110H214V106H213L212 111H213ZM219 110H220V108L218 109V111H219ZM223 110H224V109H223ZM242 110H241V112H239V113H240V114L243 113V117H244V114H245L244 112H245V111L242 112ZM19 111H20V110H19ZM43 111H44V110H43ZM56 111H58V110H56ZM99 111L101 112L102 110H99ZM106 111H107V110H106ZM125 111L128 113L129 110H124V112H125ZM144 111H145V110H144ZM154 111H155V110H154ZM212 111H211V112H212ZM250 111H251V109H250ZM39 112H41V111H39ZM45 112H46V111H45ZM54 112H55V111H54ZM58 112H59V111H58ZM68 112H69V111H68ZM90 112H91V111H90ZM96 112H97V111H96ZM96 112H95V113H96ZM100 112H99V113H100ZM110 112H111V111H110ZM110 112L107 113V114H108V115L110 114V117L108 116V118H110V120H111V122H112V117H111V116H113L114 113H110ZM126 112H125V113H126ZM129 112H130V111H129ZM132 112H133V111H132ZM132 112H131V113H132ZM135 112H136V114H137V112H139V111L137 110V111H135ZM147 112L150 113L149 111H147ZM221 112H222V110H221ZM227 112H228V111H226V114H227ZM230 112H231V111H230ZM237 112H238V111H237ZM248 112H249V110H248ZM13 113H15V112L12 111V114H13ZM60 113H61V111L59 112V114H60ZM62 113H63V112H62ZM71 113H73V112H70L69 114H71ZM95 113H94V114H95ZM127 113H126V114H127ZM131 113H130V114H131ZM133 113H134V112H133ZM133 113H132V114H133ZM142 113H143V112H142ZM142 113H140L139 116L143 117V115H141ZM158 113H159V112H158ZM182 113H183V110H182ZM206 113H207V112H206ZM218 113H219V112H218ZM218 113H217V114H218ZM222 113H224V111H223ZM253 113H254V112H253ZM253 113H252V114H253ZM255 113H259V111H258V112L255 111ZM3 114H4V113H3ZM10 114H11V113H10ZM44 114L47 115V112L44 113ZM44 114H43V115H44ZM56 114H58V113H56ZM75 114H76V113H75ZM78 114H80V113L78 112ZM112 114H113V115H112ZM116 114H117V113H116ZM123 114H124V113H122V116H121V117H123ZM126 114H124V116L127 117ZM134 114H135V113H134ZM194 114H193V116H192V120H193V118H194V116H195ZM207 114H208V113H207ZM217 114H216V115H217ZM224 114H225V113H224ZM224 114H223V115H224ZM229 114H230V113H229ZM229 114H228V115H229ZM240 114L238 115L239 120H240ZM260 114H262V113L260 112L259 115H260ZM16 115H17V114H16ZM23 115H24V113H23ZM26 115H28V114H26ZM26 115H25V116H26ZM31 115H32V114H31ZM36 115H37V114H36ZM39 115H40V113H39ZM88 115L90 116V113H89ZM95 115H96V114H95ZM118 115H121V114H117V117H118ZM144 115H145V114H144ZM187 115H189L188 112L186 113L185 116H187ZM190 115H191V114H190ZM190 115H189V116H190ZM204 115H205L206 117L209 116V115H206V114H204ZM204 115H202L203 118H205ZM219 115L221 116L220 113H219ZM219 115H217V116H219ZM233 115H236V114H231V115H230L231 118H233V119H237V118H238V117L236 118V116L234 117ZM10 116H11V115H10ZM20 116H21V117H20V119H21V118H22V115L20 114ZM47 116L49 117V115H47ZM60 116H61V115H58L57 117L59 118ZM62 116H63V115H62ZM79 116H80V115H79ZM83 116H84V115H83ZM83 116H82V117H83ZM96 116H97V117H95V118L101 119V118H99L98 115H96ZM106 116H107V115H106ZM115 116H116V115H115ZM129 116H130V115H128V117H129ZM135 116H136V115H135ZM157 116H158V114H157ZM162 116H164V115H162ZM175 116H176V115H175ZM185 116H184V117H185ZM196 116H195V117H196ZM224 116H225V115H224ZM232 116H233V117H232ZM241 116H242V115H241ZM251 116H252V115H251ZM251 116H250V118H251V119H254V116H253V117H251ZM1 117H5V116L1 115ZM6 117H7V114H6ZM11 117H12V116H11ZM11 117H10V119H11ZM23 117H24V116H23ZM38 117H39V116H38ZM40 117H41V116H40ZM40 117H39V118H40ZM43 117H44V118H43ZM43 117H41V118H43V119L46 118L45 116H43ZM53 117H54V116H53ZM66 117H68V116H66ZM69 117H70V116H69ZM71 117H72V116H71ZM71 117H70V118H71ZM103 117H104V116H103ZM128 117H127V119H126L127 121H128V119H129ZM141 117H140V119H141ZM178 117H179V116H178ZM178 117H177V119H178ZM181 117H182V116H181ZM181 117H180L178 120H176V121H179L180 119H182ZM184 117H183V119L189 120V119H187L188 116H187L186 118H184ZM210 117L212 118L213 116H209V119H211ZM256 117L258 118L259 116H258V115L255 116V119H256ZM262 117H263V118H262ZM18 118H19V117H18ZM51 118H52V117H50V121H52V122H50V125L53 124V126H54V125H55L54 123H57V121H58V122H60V121L62 122V120H57V118H55L56 120L53 121V118H52V119H51ZM86 118H87V117H86ZM119 118H120V117H119ZM188 118H189V117H188ZM196 118H198V117H196ZM199 118H200V116H199ZM199 118H198V119H199ZM203 118H202V119H203ZM248 118H249V117H248ZM3 119H4V118H3ZM5 119H6V118H5ZM8 119H9V118H8ZM10 119H9V120L6 119L5 121H2V122L7 123V121H10ZM36 119H37V118H36ZM43 119H41V120H43ZM59 119H60V118H59ZM68 119H69V118H68ZM68 119H67V120H68ZM84 119H85V118H84ZM98 119H97V120H98ZM113 119H115V118H113ZM116 119H118V118H116ZM116 119H115V120H116ZM136 119H137V117H136ZM169 119H170V118H169ZM172 119H173V118H172ZM198 119H196V121H198V122L200 121V122H201V119H200V120H198ZM206 119H207V118H206ZM209 119H208V120H209ZM242 119H243V118H242ZM251 119H249V122H250ZM259 119H258V120H259ZM11 120H12V119H11ZM21 120H22V119H21ZM31 120H32V119H31ZM31 120L28 119V121H30V122H31ZM46 120H47V119H46ZM65 120H66V119H65ZM72 120H73V118H72ZM92 120H93V119H92ZM94 120H96V119H94ZM110 120H109V123H110ZM121 120H122V119H121ZM121 120H120V121H117V122H120V123H121ZM130 120H131V119H130ZM132 120H135V119H132ZM208 120H207V121H208ZM218 120H219V119H218ZM220 120H221V119H220ZM229 120H230V118H229ZM229 120H227V121L229 122ZM247 120H248V119H247ZM18 121L20 122L19 119H18ZM22 121H23V120H22ZM39 121H40V120H39ZM39 121H37V122H38L37 124H40ZM43 121H45V120H43ZM47 121L49 122V120H47ZM55 121H56V122H55ZM63 121H64V120H63ZM80 121H81V120H80ZM83 121H84V120H83ZM83 121H81V122H83ZM98 121H101V120H98ZM124 121H125V120H124ZM143 121H144V120H143ZM155 121H156V120H155ZM176 121H174V122H176ZM182 121H183V120H182ZM203 121H204V120H203ZM203 121H202V122H203ZM211 121H212V120H210V122H211ZM225 121H226V120H225ZM230 121H231V123H233V125H234V123H235L236 120H232V119H231ZM233 121H234V122H233ZM14 122H15V121H14ZM53 122H54V123H53ZM81 122H79L80 124H79V123H76V124H79V125H82V126H83V123H81ZM102 122H103V121H102ZM102 122H101V123H102ZM117 122L113 121V123H117ZM136 122H137V121H136ZM140 122L142 123V120H140ZM140 122H139V123H140ZM168 122H169V121H168ZM174 122H171V123H174ZM183 122H184V121H183ZM198 122H197L196 124H198ZM208 122H209V121H208ZM237 122L239 123L238 119H237ZM246 122H247V121H246ZM246 122H245V123H246ZM249 122H247V123H249ZM252 122H253V121H252ZM252 122H251V123H252ZM4 123H3V125H4ZM17 123H18V122H16V124H17ZM25 123H27V122H25ZM25 123L23 122V125H22V126H24ZM35 123H36V122H35ZM35 123H34V124H35ZM41 123L43 124V122H41ZM46 123H47V122H46ZM64 123H65V122H64ZM67 123H68V121H67ZM96 123H98V122L96 121ZM99 123H100V122H99ZM109 123H108V124H109ZM128 123H130V122H129V121L127 122V125L129 126V129H128V130H131L130 128L132 127V125H131V127H130V124H128ZM132 123H133V122L131 121V124H132ZM150 123H151V120H150ZM158 123H159V122H157V124H158ZM176 123H177V122H176ZM184 123H186V122H184ZM188 123H189V125L194 124V123H195V119H194V123H193V121L191 122V124H190V121H189ZM212 123H213V122H212ZM212 123H210V125H211ZM231 123L229 122V124H231ZM240 123H241V122H240ZM243 123H244V121H243ZM247 123H246L247 126L251 125V123H250L249 125H248ZM253 123H254V122H253ZM256 123H257V122H256ZM256 123L253 124L254 127H255V125H257ZM259 123H260V122H259ZM262 123H264L263 120H262ZM262 123H261V124H262ZM1 124H2V123H1ZM8 124H9V122H8ZM29 124H30V123H29ZM29 124H26L25 127H22V126H20V125H21V123H20L19 127L23 128V129H26V130L28 129L27 131H30V130H32L33 128H36V129H33V131H35V133H34L35 136H34V139H31L32 142H34L35 139H37V140L39 139V140H40L41 137H43V136H46V138H47L48 135H46V134H44V133H43L44 135H42V132H41V133H40V131L38 132L39 128L42 129V127H44L45 124L42 125V127H40L39 125H38V126L36 125V126L39 127V128H37V127L34 126L32 129H31V127H32L31 124H30V125H31L30 128L27 127V126H30ZM32 124H33V123H32ZM34 124H33V125H34ZM47 124H48V123H47ZM87 124H88V123H87ZM103 124H104V122H103ZM103 124H102V125H103ZM122 124H123V123H122ZM135 124H136V123H135ZM135 124L133 123V127L136 126ZM137 124H138V123H137ZM153 124H156V123H153V121H152V125H153ZM157 124H156V125H157ZM168 124H169V123H168ZM180 124L183 125L182 122H181ZM200 124H202V123H200ZM200 124H198V125H200ZM215 124H216V123H215ZM261 124H259L258 126H262V128H263L264 125H263V124L261 125ZM3 125H2V126H3ZM5 125L7 126V124H5ZM11 125H12V124H11ZM62 125H63V124H62ZM118 125H119V124L117 123L116 126H118ZM123 125H125V123H124ZM140 125H141V124H140ZM152 125H151V126H152ZM202 125H203V124H202ZM202 125H201V126H202ZM204 125H205V124H204ZM207 125H209V124H207ZM223 125H224V124H223ZM226 125L228 126V123H226L224 126H226ZM242 125H243V124H242ZM246 125H245V128L247 127ZM253 125L251 126L252 128H253ZM13 126L18 127V125H15V124H13ZM66 126H69V125H66ZM77 126H78V125H77ZM97 126H98V125H97ZM97 126H96V127H97ZM114 126H115V125H114ZM128 126H126V127L128 128ZM169 126H170V125H168V126L166 125V128L168 127V129H169ZM191 126H192V125H191ZM195 126H196V125H194V127L191 128V129H192L191 132L195 129ZM220 126H221V125H220ZM237 126H238V125H237ZM243 126H244V125H243ZM4 127H5V126H4ZM7 127H9V126H7ZM7 127H6V129H7ZM16 127H15V128H16ZM26 127H27V128H26ZM63 127H64V126H63ZM79 127H81V126H79ZM84 127H85V129H83ZM92 127H93V126H92ZM96 127H95V128H96ZM163 127H165V126H162V128H163ZM216 127H217V126H216ZM216 127H214V129H215ZM218 127H219V126H218ZM228 127H229V126H228ZM228 127L225 128V129H228ZM239 127H240V126H238V129H239V131H240V128H241L242 126H241L240 128H239ZM12 128H13V127H12ZM15 128H14V130H15ZM45 128H46V127H45ZM50 128H51V126H50ZM50 128H49V129H50ZM54 128H55V127H52V130H53ZM73 128H74V127H73ZM75 128H76V126H75ZM75 128H74V129H75ZM83 128H82V130L86 132V130H87V129H86V126H83ZM90 128H91V127H90ZM98 128L101 129L100 126H99ZM98 128H97V129H98ZM107 128H109V130H110L112 127L110 128V126H108ZM113 128H114V127H113ZM113 128H112V129H113ZM124 128H125V126H124ZM135 128H136V127H135ZM135 128H134V129H135ZM155 128H156V126H155ZM158 128H159V126H158ZM158 128H157V129H158ZM166 128H165V129H166ZM182 128H183V127H182ZM197 128H199V127H197ZM210 128H211V127H209V129H210ZM212 128H213V127H212ZM212 128H211V129H212ZM220 128H223V126L220 127ZM220 128H219V129H220ZM233 128H234V127H233ZM248 128H250V127H248ZM252 128H251V129H252ZM0 129H2V128H0ZM6 129H5V131L7 132V134H9V133H8V132H9V129H8V131H7ZM29 129H30V130H29ZM37 129H38V130H37ZM41 129H40V130H41ZM55 129H57V128H55ZM66 129H67V128H65V130H66ZM80 129H81V128H80ZM92 129H93V128H92ZM151 129H153V128H151ZM170 129H171V128H170ZM174 129H175V128H174ZM180 129H181V128H180ZM180 129H179V130H180ZM202 129H203V128H201V130H202ZM207 129H208V128H207ZM207 129H205V132L207 133V136H208V131H207ZM214 129H213L212 131H214ZM217 129H218V128H216V131H217ZM238 129L236 128V133H237V134H238V132H239ZM251 129H250V130H251ZM256 129H257V126L255 127V129H253V131L256 130ZM44 130L47 131V128L44 129ZM65 130H64V131H65ZM103 130H104V129H103ZM171 130H172V129H171ZM175 130L177 131V129H175ZM198 130H199V129H198ZM203 130H204V129H203ZM228 130H229V129H228ZM228 130H227V131L225 130L227 134H229V133H228ZM231 130H233V129L231 128ZM234 130H235V129H234ZM241 130H242V128H241ZM245 130H246V129H245ZM245 130H243V131H245ZM248 130H249V129H248ZM248 130H247V131H248ZM258 130H259V128H258ZM260 130H261V129H260ZM16 131H17V129H16ZM16 131H14V135H13V136H16V134H15ZM60 131H61V130H59V132H60ZM69 131H70V130H68V132H69ZM110 131H111V130H110ZM112 131H114V130H112ZM156 131H157V130L154 129L153 133H155ZM165 131H166V130H165ZM165 131H164V132H165ZM181 131H183V129H182ZM181 131H180V132H181ZM212 131L210 130L209 132H212ZM222 131H223V130H222ZM229 131H230V130H229ZM237 131H238V132H237ZM243 131H242V132H243ZM12 132H13V131H11V133H12ZM51 132H52V131H51ZM102 132H103V131H102ZM125 132H127V131H125ZM173 132H174V133H173ZM191 132H190V133H191ZM195 132H196V131H195ZM223 132H224V131H223ZM248 132H249V131H248ZM71 133H72V132H71ZM87 133H88V131H87ZM169 133H170V132H169ZM187 133H188V132H187ZM187 133H186V134H187ZM192 133H193V132H192ZM203 133H204V132H203ZM206 133L203 134V136L206 135ZM220 133H221V132H220ZM240 133H241V132H240ZM244 133H245V135H246V131L243 132V134H244ZM255 133H256V132H255ZM258 133H259V132H258ZM4 134H5V133H4ZM7 134H5V135H7ZM72 134H73V133H72ZM72 134H71V135H72ZM92 134H93V132H92ZM92 134H91V135H92ZM165 134H167V133H165ZM170 134H173L174 136H178L179 131H178V134H176L175 131H171ZM175 134H176V135H175ZM182 134H183V132H182ZM186 134H184V135H186ZM201 134H202V131H201ZM227 134H225V136H227ZM249 134H250V133H249ZM251 134H252V132H251ZM251 134H250V135H251ZM261 134L264 135L263 132H262ZM0 135H1V134H0ZM49 135H50V132H49ZM75 135H76V134H75ZM75 135H73L74 137H69V138H70V139L75 138V137H76ZM87 135H88V134H87ZM93 135H94V134H93ZM97 135H98V134H97ZM97 135H96V137H97ZM121 135H122V134H121ZM184 135H183V136H184ZM194 135H196V133H194ZM215 135L217 136V134H215ZM219 135H220V134H219V132H218V136H219ZM222 135H223V133H222ZM229 135H230V137H233V136H231V133H230ZM234 135H235V134H234ZM247 135H248V134H247ZM250 135H249V136H250ZM253 135H254V133H253ZM258 135H259V134H258ZM8 136H10V134H9ZM22 136H23V135H22ZM65 136H66V134H65ZM105 136H106V135H105ZM125 136H126V134H125ZM127 136H128V135H127ZM129 136H130V135H129ZM143 136H144V135H143ZM143 136H142V137H143ZM162 136H163V135H161V137H162ZM168 136H169V135H168ZM168 136H167V137H168ZM174 136H173L172 138H174ZM211 136H212V135H211ZM213 136H214V135H213ZM216 136H215V138H216V140H217L220 136H219L218 138H217ZM223 136H224V135H223ZM225 136H224V137H225ZM243 136H244V135H243ZM249 136H248V137H249ZM255 136H256V135H254V137H255ZM6 137H7V136H6ZM18 137H19V134H18ZM18 137H17V138H18ZM67 137H68V135H67ZM83 137H85V135H84ZM88 137H90V136H88ZM156 137H158V136L156 135L155 138H156ZM186 137H187V135H186ZM191 137H193L192 134H191ZM191 137L188 136V138H191ZM235 137H237V136L235 135ZM239 137H240L241 139H243L244 142L248 141V140L244 139V138H246V136H244L243 138H242L241 136H239ZM248 137H247V138H248ZM257 137H258V136H257ZM261 137H263V136L260 135V137H258V138H261ZM23 138H24V137H23ZM23 138H22V139H23ZM44 138H45V137H44ZM44 138H43V139H44ZM48 138H49V139H46V140H47V142H48V143L50 144V146H51V147H50V146H49V147H50L51 149H53V148H55V147L57 148L56 144L59 145V142L61 141L60 137L57 136V135L55 134V132H54V134L51 135V136L48 137ZM93 138H94V137H93ZM124 138H125V137H124ZM158 138H159V137H158ZM198 138H199V131H198ZM204 138H205V137H204ZM204 138H202V140H203L202 142H205V141H204ZM210 138H211V137H210ZM215 138H214V139L211 138V139H212V140H215ZM228 138H229V137H227V139H228ZM251 138H253L252 135L249 137V139H251ZM0 139H1V137H0ZM10 139H11V138H10ZM10 139H9V140H10ZM25 139H26V137H25ZM43 139L41 140V142L44 141ZM70 139H68V140H70ZM96 139H97V138H96ZM98 139H100V138H98ZM114 139H115V138H114ZM122 139H123V138H122ZM131 139H132V138L129 139V137H128L127 141H129V140H131ZM156 139H157V138H156ZM163 139H164V138H163ZM180 139H181V138H180ZM183 139H184V138H183ZM183 139H182V140H183ZM208 139H209V138H208ZM208 139H206V140H208ZM221 139H222V138H221ZM7 140H8V139H7ZM16 140H18V139H16ZM16 140H13V138H12L11 141H12V142L15 141L16 144H17V141H16ZM19 140H20V139H19ZM19 140H18V141H19ZM62 140H64V138H63ZM65 140H66V139H65ZM65 140H64V141H65ZM76 140H77V139H76ZM112 140H113V139H112ZM132 140H133V139H132ZM141 140H142V138H141ZM157 140H158V139H157ZM173 140H174V139H173ZM187 140H188V139H187ZM219 140H220V139H219ZM224 140H225V139H224ZM233 140H234V138H233ZM233 140H232V138H230V139H229L230 143H231V141H233ZM237 140L239 141L238 138H237ZM245 140H246V141H245ZM252 140H254V139H252ZM256 140H257V139H256ZM0 141L2 142V139H1ZM35 141H36V140H35ZM64 141H61V142H64ZM88 141H89V138H88ZM125 141H126V140H125ZM167 141H168V140H167ZM167 141H166V142H167ZM170 141H171V140H170ZM191 141H192V140H191ZM191 141H190V142H191ZM197 141H198V140H197ZM221 141L223 142V140H221ZM240 141H242V140H240ZM259 141H261V140H259ZM15 142H14V143H15ZM41 142L39 141L38 143H41ZM79 142H80V141H79ZM85 142H86V141H85ZM90 142H92V141L90 140ZM93 142H94V141H93ZM102 142H103V140H102ZM150 142H151V141H150ZM175 142H176V140H175ZM175 142H171V143L169 142V143L172 144V143H175ZM177 142H179V139H178ZM184 142H186V138H185V141H184ZM209 142H210V139H209ZM225 142H226V141H225ZM235 142H237V141H235ZM235 142H234V146H235ZM250 142H251V141H250ZM256 142H258V140H257ZM261 142H263V141H261ZM5 143L7 144V142H5ZM30 143H31V141H30ZM30 143H29V144H30ZM65 143H66V142H65ZM80 143H82V142H80ZM159 143H160V142H159ZM167 143H168V142H167ZM188 143H189V142H188ZM188 143H186V144L188 145ZM195 143H196V142H195ZM199 143H200V141H199ZM206 143H207V144H206ZM206 143H205V144L208 145L207 147H210L209 143H208V142H206ZM213 143H214V144H213ZM215 143H216V142H211V144H213L212 146H214ZM227 143H229V142H227ZM239 143H241V142H239ZM239 143H238V144L236 143L238 147H239ZM253 143H255V142H253ZM0 144H2V143H0ZM9 144H11V142H10ZM69 144H70V143H69ZM170 144H167V145H169V146H167V145H165V146H167V147L169 148V147H170ZM175 144H177V143H175ZM175 144H173V146H178V145H175ZM178 144H179V143H178ZM181 144H184V143L182 142ZM181 144H180V145H181ZM202 144H203V143H202ZM205 144H204V145H205ZM219 144H221V143H219ZM241 144H242V143H241ZM261 144H262V143H261ZM12 145H13V147L15 146L13 143H12ZM30 145H32V143H31ZM36 145H38V144L36 143ZM36 145H34V147H35ZM66 145H67V144H66ZM84 145H85V144H84ZM90 145H91V144H90ZM96 145H98V144H95V146H96ZM146 145H147V147H148V144H146ZM155 145H156V144H155ZM162 145H163V143H162ZM162 145L159 144V146H162ZM191 145H192V146H193V145L195 146V145H197V144H192V142H191ZM199 145H200V144H199ZM204 145H203V146H204ZM216 145H218V144L216 143ZM225 145H226V144L224 143V146H225ZM255 145H256V143H255ZM255 145H254V146H255ZM263 145H264V142H263ZM7 146H8V144H7ZM32 146H33V145H32ZM38 146H39V145H38ZM38 146H37V147H38ZM123 146H124V145H123ZM128 146H129V145H128ZM173 146H171V148H172ZM188 146H189V145H188ZM203 146L200 145V147H203ZM240 146H241V145H240ZM242 146L244 147L245 145H242ZM254 146H253V147H254ZM257 146H258V144H257ZM10 147H11V146H10ZM10 147H9L8 149H10ZM15 147H16V149H17V148H18V145L15 146ZM29 147H31V146H29ZM37 147H35L34 150L37 149ZM45 147H46V146H45ZM49 147H48V150H49ZM64 147L66 148L65 144H64L63 147H58V148H64ZM98 147H99V145H98ZM98 147H97V148H98ZM101 147H102V146H101ZM114 147L116 148L117 146H113L112 149H113ZM147 147H146V148H147ZM149 147H150V148H147V149L145 148V149H144V150L147 151V153H146L147 155L144 153V156H145V157H146V156H147V157H150V155H149V154H150V150H154V147H155V146H154V145L152 146L153 149H151V145H149ZM157 147H158V144L156 145V148H157ZM183 147H184V145H183ZM190 147H191V146H190ZM197 147H199V146H197ZM205 147H206V146H205ZM205 147H204L203 149H206V148H207V147H206V148H205ZM246 147H247V146H245V148H242V147H239V148H241V149L244 150V149H246ZM253 147L251 146L250 148L253 150ZM260 147H262V146H260ZM263 147H264V146H263ZM3 148H4V147H3ZM3 148H2V149H3ZM38 148H40L39 151L42 150L40 146H39ZM58 148H57L56 151H54V149L51 150V152L54 151V153H55V154L53 153L54 156L56 155L57 151L60 150V149H58ZM65 148H64V149H65ZM67 148H68V146H67ZM126 148H127V147H126ZM126 148H125V149H126ZM156 148H155V150H154L155 153H154V152L151 153V154H152L151 159L154 158V155L156 154V152H158V151H156ZM165 148H166V147H165ZM168 148H167V150H168ZM171 148H170V149H171ZM173 148H174V147H173ZM181 148H182V147H180V149H181ZM218 148H219V146L217 147V149H218ZM220 148H221V147H220ZM220 148H219V149H220ZM224 148H225V147H224ZM235 148H236V147H234V152H235V154H236V152H238V150L235 151V150L237 149V148H236V149H235ZM13 149H14V148H13ZM64 149H62V151H64ZM88 149H89V148H88ZM94 149H95V148H94ZM94 149H93V150H94ZM98 149H99V148H98ZM118 149H119V148H118ZM123 149H124V148H123ZM123 149L121 150V152L123 151ZM125 149H124V150H125ZM158 149H159V147H158ZM163 149H164V147H163L161 150H159L158 153H161V154L164 156L165 153H164V154L162 153V150H163ZM170 149H169V150H170ZM175 149H176V147H175L173 150L175 151ZM178 149H179V148H177V151L179 152L180 149H179V150H178ZM187 149H189V147H187ZM187 149L184 148V151L187 152ZM225 149H226V148H225ZM228 149H229V151H230L231 148H228ZM228 149H227V150H228ZM241 149H240V150H241ZM251 149H246V150L249 152ZM255 149H256V148H255ZM255 149H254V150H255ZM260 149H261V148H260ZM89 150H90V149H89ZM93 150H92V151H93ZM96 150H97V149H96ZM99 150H100V149H99ZM107 150H108V151L111 150V145H110L109 149H106V150H104V151L106 152ZM115 150H116V149H115ZM119 150H120V149H119ZM132 150H133V149H132ZM136 150H137V149H136ZM136 150H135V151H136ZM165 150H166V149H165ZM208 150L210 151L209 148L207 149V151H208ZM212 150H213V149H212ZM215 150H216V149H215ZM220 150H224V149H220ZM256 150H257V149H256ZM16 151H17V150H16ZM19 151H20V150H19ZM66 151H67L68 153L70 152V151H68L67 149H66ZM86 151H87V150H86ZM128 151H131V149H130V150L128 149L127 152H128ZM146 151H145V152H146ZM171 151H172V149H171ZM184 151H183V148H182V151H181V152H183L182 155H181V153H180V154L177 153V157H178L179 155H181L180 157L184 156V155H183V154H185ZM189 151H191V150H189ZM189 151H188V152H189ZM193 151H194V150H193ZM201 151H202V148H201ZM201 151H199V149H198V150H196V151H194V152H195V153H196V152H197V153H200ZM231 151H233V150H231ZM1 152H2V151H1ZM12 152H13V151H12ZM17 152H18V151H17ZM17 152H16V153H17ZM23 152H24V151H23ZM27 152H28V150H26V153H27ZM58 152H60V151H58ZM64 152H65V151H64ZM88 152H89V151H88ZM95 152H96V151H95ZM105 152H104V154H105ZM113 152H114V151H113ZM113 152H109V153L111 154V157H112V160H111V161L114 162V163H116L115 161H117V160L114 161L113 156L115 157V156H116V153H117L118 151L115 152V155L112 156V153H113ZM139 152H140V150H139ZM139 152H138V153H139ZM165 152H166V151H165ZM168 152H169V151H168ZM194 152H193V153H194ZM215 152H216V151H215ZM219 152H220V151H219ZM221 152H222V153L224 152V154H226L225 151H221ZM254 152L256 153L257 151H254ZM16 153H15V154H16ZM18 153H19V152H18ZM26 153H22L21 158H23V155L26 154ZM46 153L48 154L49 152L46 151ZM46 153H44V154H46ZM62 153H63V152H62ZM68 153H67V154H68ZM84 153H86L85 150H84ZM119 153H120V152H119ZM141 153L143 154V152H141ZM141 153H139V154H141ZM153 153H154V155H153ZM171 153H173V151H172ZM171 153H168L167 155L169 156V154H171ZM193 153H192V154H193ZM195 153H194V154H195ZM197 153H196V154H197ZM210 153L212 154L213 151L210 152ZM216 153H217V152H216ZM255 153H254V154H255ZM260 153H261V152H260ZM260 153H258V154L256 153V154L259 156ZM47 154H46V155H47ZM57 154H59V153H57ZM81 154L84 156L83 152H82ZM86 154H87V153H86ZM88 154H90V153H88ZM92 154H94V153H92ZM95 154H97V152H96ZM95 154H94V155H95ZM106 154H107V155H106V156L103 155V157L105 158V160L107 159V161H108V160H109V158L107 157V156H108V153H106ZM124 154H125V153H123V155H124ZM139 154H138V156L134 154V156L131 157V159H129V160H130V163H131V161H132L131 166L133 167V169H134V167H136V166H135V165H136L135 162L137 163L138 161H140V159H139ZM161 154H157V155H155V158L157 159ZM175 154H176V153H175ZM188 154H189V153H188ZM196 154H195V155H196ZM202 154H203V153H202ZM235 154H234V156H235ZM238 154H239V153H238ZM240 154H242V151H241ZM240 154H239V156H240ZM245 154H247V153H245ZM245 154H242V155L244 156ZM248 154H249V153H248ZM261 154H262V153H261ZM13 155H14V153H13ZM28 155H29V154H28ZM35 155H37V154H35ZM70 155H71V154H70ZM79 155H80V154H79ZM82 155H80V156L82 157ZM131 155H132V154H131ZM131 155H129V156H131ZM190 155H191V152H190ZM199 155H201V154H199ZM199 155H196V156L200 158ZM206 155H207V154H206ZM208 155L210 156V154H208ZM213 155H214V157H215V154H213ZM213 155H212V156H213ZM228 155H230L229 157H233V156H231V155H232L231 153L228 154ZM236 155H237V154H236ZM249 155H250V154H249ZM257 155L254 156L253 159H256L255 157H257ZM17 156H19V155H17ZM40 156H41V154H40ZM48 156H49V155H48ZM48 156H47V158H48ZM59 156H60V155H59ZM63 156H64V153H63ZM72 156H73V155H72ZM86 156H87V155H86ZM89 156H90V155H89ZM92 156H93V155H92ZM92 156H90V159H92ZM119 156H120V154H119ZM168 156H167V157H168ZM173 156H174V155H173ZM212 156H210L209 158H210V159H211V158H214V157H212ZM217 156H218V155H217ZM243 156H242V157H243ZM251 156H253V154H252ZM251 156H250V157H251ZM52 157H53V156H52ZM56 157H58V156H56ZM64 157L67 159V156H66V155H65ZM69 157H70V156H69ZM96 157L98 158V156H96ZM106 157H107V158H106ZM111 157H110V158H111ZM140 157H142V155H141ZM160 157H161V156H160ZM167 157L165 156V157H163V159L165 160V158H167ZM169 157L172 159V155L169 156ZM169 157L167 158L168 161L171 160V159H169ZM180 157H179V158H180ZM193 157H194V156H193ZM193 157H192V158H193ZM197 157H196V158L194 157L196 160H195L194 158H193V159H194L195 161L199 160V162H201L200 159H201L202 157H201L200 159H199V158L197 159ZM205 157H206V156H205ZM229 157H226V159L228 158V159H230V161H231L232 158H229ZM246 157H247V156H246ZM246 157H245V158H246ZM28 158H29V156H28ZM35 158H36V157H35ZM35 158H34V159H35ZM54 158H55V157H54ZM59 158H61V157H59ZM59 158H58V159H59ZM84 158H85V157H84ZM104 158H103V161L105 162V164H102V163H101L102 161H101V162H99V165L97 164L98 166L95 165V164L93 165V163H95V162L92 161V164H91V165L89 164V166H91V167H89V166L87 167V169L89 168L88 171H87V172H89V173L86 172V173L84 174V175H85V178L82 177L83 180H79V181H81V182L83 181V184H85V183L87 184V182L84 183V179H85V181H88L87 179H88V177H89V181H90L89 188H90L91 193H93V195H94V192H93V191H99V190H97L99 187L97 188V186H95V185H96V183L98 184V181H99L98 179L101 180L100 175H103V174H104V177L102 176V177H103L102 180L99 181V182H102V184H104V185H105L106 183H108V181L113 180L111 176H108V173H109V172L111 173L112 170H113V167H115V166H113V163H111V164L109 163L110 160L107 162V161L104 160ZM142 158H143V157H142ZM179 158H177V159H179ZM182 158H184V157H182ZM187 158H189V156H187ZM192 158L190 157V159H188V160H190V162H191ZM233 158H234V157H233ZM262 158H264V157H260V160H261ZM10 159H11V158H10ZM32 159H33V158H32ZM45 159H46V156H45ZM58 159H56V161H58V162H55V161H54V162H55L56 164H57V163H60V164H61V161H62L63 157L60 159L61 161L58 160ZM66 159L62 161V164H63V162H64L65 164L67 163V160H68V159H67V160H66ZM85 159H86V158H85ZM90 159H88L89 162H90ZM100 159H102V158H99L98 160H100ZM144 159H145V158H144ZM144 159H141V160H144ZM158 159H159V158H158ZM180 159H181V158H180ZM180 159L178 160V164H179ZM205 159H206V158H205ZM207 159H208V158H207ZM218 159H219V158H218ZM228 159H227V161H228ZM238 159H239V158L235 156L234 160H237V161H235L234 164H233V163H232V162L234 161V160H233V161L231 162L232 165H231V164H229V165L232 166V168H233V167H234L233 165H235V163L238 162ZM249 159H250V158L248 157V159H245V160H249ZM2 160H3V159H2ZM4 160H6V158H5ZM13 160H14V159H13ZM49 160H50V159H49ZM86 160H87V159H86ZM86 160H85V161H86ZM94 160H95V158H94ZM98 160H96V161H98ZM129 160H127V162H128ZM175 160H176V159H174V160L172 159L173 162H174ZM186 160H187V159H186ZM203 160H204V159H203ZM203 160H202V161H203ZM213 160H214V159H213ZM213 160H211V161H213ZM216 160H217V159H216ZM221 160H222V159H221ZM250 160H252V158H251ZM258 160H259V159H258ZM0 161H1V160H0ZM146 161H147V158H146ZM146 161H145V162H146ZM159 161H162V160L159 159ZM168 161H167V160H166V161H162V162H167V163H162V162H160V163H161L160 166H159L158 163H155V162H154V164H158L157 169H158V168H161L164 164H165V166H166V165H167L168 167L170 166V168L173 167L174 165L171 166V163H170V165H169ZM172 161H170V162H172ZM184 161H185V160H184ZM205 161H206V160H205ZM209 161H210V160H209ZM222 161H223V160H222ZM230 161H228V163H229ZM253 161H254V160H253ZM253 161H252V163H253ZM10 162H11V161H10ZM39 162H40V160H39ZM79 162H80V160H79ZM86 162H87V161H86ZM86 162H85L84 165H88ZM89 162H88V163H89ZM104 162H103V163H104ZM106 162H107V163H106ZM142 162H143V161H142ZM147 162H148V161H147ZM147 162H146V163H147ZM156 162H158V160H157ZM173 162H172V163H173ZM180 162H181V161H180ZM214 162H215V160H214ZM214 162H211V163L214 164ZM225 162H226V161H225ZM244 162H245V161H244ZM244 162H243V163H244ZM261 162L264 164V161H263V160H262ZM0 163H1V162H0ZM2 163H3V162H2ZM12 163H13V162H12ZM40 163H41V162H40ZM40 163H39V164H40ZM52 163H53V162H52ZM100 163H101V164H100ZM143 163H144V162H143ZM194 163L197 165L196 162H194ZM194 163H193V164H194ZM208 163H209V162H207V164H208ZM211 163H210V164H211ZM217 163H218V162H216V165H217ZM238 163H239V162H238ZM250 163H251V161H250ZM250 163H249V165H250ZM254 163H255V161H254ZM62 164H61V166H62ZM71 164H72V163H71ZM123 164H124V163H123ZM127 164H129V162H128ZM139 164H140V163H139ZM162 164H163V165H162ZM186 164H187V161H186ZM186 164H185V165H186ZM193 164H191V166H192ZM204 164H205V162H204ZM204 164L202 163L201 165L204 166ZM207 164H206L205 166H207ZM213 164H212V165H213ZM218 164H221V165L223 166L224 162H223V164H222V162H219ZM236 164H237V163H236ZM244 164H245V163H244ZM246 164H248V162H246ZM260 164H261V163H260ZM32 165H34V168H36V167H35V164H32ZM45 165H46V163H45ZM48 165H49V164H48ZM53 165H55V164H53ZM53 165H52V166H53ZM58 165H59V164H58ZM58 165H57V167H56L57 170L60 169V167H58ZM124 165H125V164H124ZM129 165H130V164H129ZM129 165L126 166V167H128V168L124 167V169H128L127 171H125L126 174H127V175H125V176H126V177H130L129 180H131V181L128 180L130 185H131V183H132V185H133V184H136V185H137L138 182H141L140 180L138 181L137 178H139V179L142 180V179L145 177V175H144L143 178H140V175H141V174L138 176L137 174H139V173L136 174V171H135V170H133V169H130V170H129ZM141 165H145V163H144V164H141ZM181 165H182V164H181ZM188 165H189V164H188ZM198 165L200 166V163H198ZM214 165H215V164H214ZM214 165H213L212 167H214ZM216 165H215V166H216ZM225 165H227V164H225ZM240 165H241V163H240ZM249 165H248V166H249ZM5 166H6V164H5ZM7 166H8V165H7ZM9 166L12 167L13 165H12V164H11V165L9 164ZM15 166H16V165H15ZM15 166H14V167H15ZM43 166H44V165H42V167H43ZM59 166H60V165H59ZM67 166H68V164H67ZM74 166H75V165H74ZM74 166H73V169H74V168H76V169L78 168L77 165H76L75 167H74ZM111 166H112V167H111ZM122 166H123V165H122ZM176 166H177V163H176L175 167H176ZM179 166H180V164H179ZM193 166H194V165H193ZM193 166H192V168H193ZM199 166H198V170H199V168H200ZM230 166H229V167H230ZM244 166H245V165H244ZM14 167H12V168H14ZM25 167H26V166H25ZM25 167H24V168H25ZM31 167L33 168V166H31ZM47 167H48V166H47ZM63 167H64V164H63V166L61 167V170H62ZM82 167H83V166H82ZM137 167H138V166H137ZM137 167H136V168H137ZM139 167H141V166H139ZM168 167H167V168H168ZM196 167H197V166H196ZM196 167H195V170H194V171H196ZM236 167H237V166H236ZM239 167H240V166H239ZM245 167H246V166H245ZM245 167H243V168H245ZM252 167H253V166H252ZM252 167H251V166L249 167L250 170H251V172H253L252 169H251ZM255 167H256V166H255ZM255 167H254V169H255ZM263 167H264V166H262V167L260 168V165H259L260 170H261ZM1 168H2V166H1ZM15 168H16V167H15ZM39 168H40V167H39ZM45 168H46V167H45ZM45 168H44V170H45ZM69 168H71V166H70V167L68 166V169H69ZM83 168H84V167H83ZM162 168H165V167L163 166ZM162 168H161V169H162ZM170 168H169V170L167 169L169 172H170L171 169H172V168H171V169H170ZM173 168H174V167H173ZM176 168H177V167H176ZM176 168H175V169H176ZM178 168H179V167H178ZM178 168H177V170L174 169L173 172L178 171V170H179ZM190 168H191V167H190ZM202 168H203V167H202ZM202 168H201V169H202ZM246 168H248V167H246ZM246 168H245V169H246ZM259 168L257 169L258 171H259ZM7 169H8V168H7ZM16 169H17V168H16ZM16 169H15V172H14V173L17 172V174H18V171H16ZM41 169H42V168H40L39 172L41 171ZM63 169H64V168H63ZM66 169H67V168H65L64 172L66 171V174H67V170H66ZM76 169H75V172H72V169H69V170H70L73 174H74V173H75V174H77V173L79 174L80 171H77L78 169H77V170H76ZM80 169H82V168H79V170H80ZM143 169H144V168H143ZM165 169H166V168H165ZM182 169H183V168H182ZM206 169L208 170L209 168L206 167L205 170H206ZM210 169H211V168H210ZM227 169H228V168H227ZM235 169H238V168H235ZM235 169H234V170H235ZM263 169H264V168H263ZM5 170H6V169H5ZM8 170H9V169H8ZM25 170L27 171V169H25ZM48 170H49V169H48ZM61 170H59V171H61ZM84 170H85V169H84ZM122 170H123V169H122ZM122 170H120V171L122 172ZM132 170H133V171H132ZM140 170H142V168H141ZM158 170H160V169H158ZM158 170H156V171H158ZM198 170H197V171H198ZM213 170H214V169H213ZM221 170H222V169H221ZM238 170H239V169H238ZM9 171H10V170H9ZM9 171H8V172H9ZM29 171H30V170H29ZM42 171H43V170H42ZM70 171H69V173H68V177H69V174L71 173ZM82 171H83V170H82ZM82 171H81V172H82ZM85 171H86V170H85ZM85 171H84V172H85ZM144 171H145V170H144ZM144 171H143V172H144ZM150 171H151V170H150ZM156 171H155V172H156ZM190 171H191V170L189 169V172H190ZM194 171H193L192 173H195ZM197 171H196V172H197ZM202 171H203V169H202ZM202 171H201V172H202ZM231 171H232V169H231ZM231 171H230V172H231ZM235 171H236V170H235ZM244 171H245V170H244ZM244 171H243V172H244ZM246 171H247V170H246ZM246 171H245V172H246ZM8 172H7V173H8ZM11 172H12V170H11ZM11 172H9V173L12 175L13 172H12V173H11ZM49 172H51V171H49ZM121 172H120V173H121ZM127 172H128V173H127ZM137 172H138V171H137ZM148 172H149V170H148ZM148 172H146V173H148ZM164 172H165V171H164ZM164 172H163V173L160 172V174L163 176V178H164V177L166 178V176L164 175ZM169 172H168V173H169ZM171 172H172V171H171ZM173 172H172V174H173ZM179 172H180V171H179ZM187 172H188V171H187ZM189 172H188V173H189ZM205 172H208V171H205ZM205 172H204V173H205ZM219 172H221V171H219ZM228 172H229V171H228ZM248 172H249V169H248ZM3 173H4V172H3ZM24 173H25V172H24ZM26 173H27V172H26ZM33 173H34V172H33ZM43 173H44V171H43ZM45 173H46V172H45ZM45 173H44V176H45L48 172H47L46 174H45ZM55 173H56V172H55ZM82 173H83V172H82ZM122 173L125 174L124 171H123ZM151 173H153V172H150V175H152ZM182 173H183V171H182ZM199 173H200V172H199ZM211 173H212V172H211ZM211 173H210V174H211ZM214 173H215V172H214ZM214 173H213V175H214ZM222 173H223V172H222ZM225 173H226V170H225ZM233 173H234V172H233ZM259 173L261 174V177L263 178L262 173H261V172H259ZM259 173H258V174H259ZM39 174H41V173H39ZM78 174H77V175H78ZM86 174L88 175V176H87V179H86ZM96 174H97V175H96ZM111 174H112V173H111ZM115 174H116V172H115V169H114V171H113V175H115ZM123 174H122V178H121V179L124 178V179H123L124 181H123V180H122V181L125 182V183H124L125 186H126V187L128 186L127 188L130 189L131 186L129 187V184H127L128 182H126V180H125L126 177H124ZM154 174H155V173H154ZM180 174H181V173H179L178 175H180ZM205 174H206V173H205ZM215 174H216V173H215ZM226 174L228 175V173H226ZM238 174H239V173H238ZM244 174H245V173H244ZM247 174H248V173H247ZM263 174H264V173H263ZM3 175H4V174H3ZM6 175H8V177H9V174H6ZM15 175H16V174H15ZM15 175H14V176H15ZM26 175H27V174H26ZM36 175H37V174L35 173L34 176L37 177ZM48 175H49V174H48ZM48 175L45 176V177L48 178ZM57 175H58V173H57ZM62 175H64V174L62 173ZM81 175H82V174H81ZM95 175H96V176H95ZM98 175H99V178H97ZM119 175H120V174H119ZM166 175H167V173H166ZM174 175H175V174H174ZM191 175H192V174H191ZM195 175H196V174H195ZM206 175H207V174H206ZM208 175H209V173H208ZM220 175H221V173L219 174V177H220ZM223 175H224V173H223ZM231 175H232V173H231ZM234 175H237V174L234 173ZM239 175H240V174H239ZM239 175H238V176H239ZM250 175H252V174L249 173V176H250ZM27 176H28V175H27ZM39 176H40V175H39ZM49 176H50V175H49ZM74 176H75V175H74ZM136 176H138V177L136 178ZM146 176H148V175H146ZM188 176H190V175H188ZM221 176H222V175H221ZM243 176H245V175H243ZM246 176H247V175H246ZM1 177H2V175H1ZM12 177H13V176H12ZM12 177H11V179H12ZM15 177H16V176H15ZM41 177H43V176H41ZM45 177H43V178H45ZM55 177H56V176H55ZM57 177H58V176H57ZM57 177H56V178H57ZM62 177H63V176H62ZM64 177H65V175H64ZM66 177H67V176H66ZM68 177H67V179H68ZM71 177H73V175H71L70 178H69V179L73 180V178H71ZM76 177H77V176H76ZM79 177L81 178V176H78L77 179H80ZM120 177H121V176H120ZM148 177H149V176H148ZM148 177H147L146 180L144 179L145 182H146L147 180H148V182H149V178H150V177H149V178H148ZM173 177H175V176H173ZM177 177H178V176H177ZM180 177H181V175H180ZM180 177H179V181H180ZM210 177H213V180H214V176H210ZM216 177H217V176H216ZM219 177H218V178H219ZM223 177H224V176H223ZM230 177L233 178L234 176H233V177L230 176ZM239 177H240V176H239ZM247 177H248V176H247ZM247 177H246V178H247ZM251 177H253V176H251ZM259 177H260V176H259ZM261 177H260V178H261ZM4 178H5V175H4ZM4 178H3V179H4ZM6 178H7V177H6ZM17 178H18V175H17L16 179H17ZM37 178H38V177H37ZM43 178H42V179H43ZM47 178H46V179H47ZM52 178H54V177H52ZM56 178H54V179H56ZM58 178H59V177H58ZM96 178H97V179H96ZM110 178H111V180H109ZM116 178H118V177L116 176ZM151 178H152V176H151ZM156 178L159 179V180H161V178H159V177H156ZM165 178H164V179H165ZM171 178H172V176H171ZM197 178H201V177H199V175H198ZM242 178H243V177H242ZM242 178L240 177L241 182H243V181H242ZM248 178L251 179L250 177H248ZM257 178H258V177H257ZM24 179H25V176H24ZM24 179H23V182L25 181ZM29 179H30V175H29ZM38 179H39L40 181L42 180V179H40V178H38ZM61 179H63V178H60V180H61ZM77 179L74 178V180H77ZM95 179L98 180V181L96 182ZM127 179H128V178H127ZM135 179H136V180H135ZM153 179H155V178H153ZM164 179H163V181H164ZM167 179H168V178H167ZM169 179H170V178H169ZM176 179H177V178H176ZM189 179H192V181L194 182V180H193V175H192V177L189 178ZM194 179H196V178L194 177ZM202 179H203V178H202ZM202 179H199V180H202ZM207 179H208V178H207ZM207 179H206V180H207ZM219 179L221 180V178H219ZM219 179H218V181H219ZM225 179H226V175H225ZM225 179H224V180H225ZM228 179H229V177H228ZM236 179H238V178H236ZM236 179H234V180L236 181ZM243 179H244V178H243ZM4 180H6V183H7V180H8V179H4ZM19 180L21 181L20 178H19ZM19 180H18L17 182H19ZM48 180H49V179H48ZM50 180H53V179H50ZM56 180H57V179H56ZM56 180H55V181H56ZM58 180H59V179H58ZM60 180H59V181H60ZM64 180H65V179H64ZM64 180H63V182H62V181H60V182L56 181V182L59 183V184L57 183L58 186H61V187H62L63 185H65V184H66V181H64ZM71 180H70V181H71ZM115 180H116V179H115ZM165 180H166V179H165ZM182 180H183V178H182ZM222 180H223V179H222ZM229 180L232 182L233 179H229ZM247 180H248V179H247ZM252 180H253V179H252ZM11 181L14 182V179H13V180H10V179H9V182H8V183H11ZM26 181H27V180H26ZM43 181H45V179H43ZM68 181H69V180H68ZM70 181H69V182H70ZM120 181H121V180H120ZM120 181H116V182H114L115 184L112 185V186L114 187V189H115V185L118 184L117 182H120ZM122 181H121V182H122ZM136 181H137V183H135ZM173 181H174V179H173ZM204 181H205V180H204ZM210 181H211V180H210ZM215 181H217V180H215ZM225 181H227V180H225ZM21 182H22V181H21ZM29 182H30V181H29ZM29 182H28V183H29ZM49 182H51V181H49ZM56 182H55V185H53V186H57ZM64 182H65V183H64ZM71 182H74V181H71ZM130 182H131V183H130ZM166 182H167V180H166ZM166 182L164 181L163 184L166 183ZM185 182H187V180H186ZM223 182H224V181H223ZM246 182H247V183H246ZM249 182H250V180H249ZM263 182H264V181H263ZM263 182H261V183H263ZM28 183H27V182H26V184H25V183H24V184L21 183L20 186H21V185H28ZM42 183H43V182H42ZM142 183H143V182H141V186H139V184H138V187H139V190H138V191L142 190ZM178 183H179V182H178ZM181 183H183V181H182ZM194 183H195V182H194ZM203 183H204V182H203ZM218 183L221 184L222 181H221V183H220V182H218ZM218 183H217V184H218ZM225 183H226V182H225ZM232 183H234V182H232ZM244 183L248 184V181L243 182L242 186H244ZM256 183H257V182H256ZM1 184H3V186H4V182H3V180L1 181ZM18 184H19V183H18ZM30 184H33V182H31ZM40 184H41V182L39 183V185H40ZM43 184H44V183H43ZM43 184H42V185H43ZM68 184H69V183H68ZM68 184L65 185L64 187H67V188H68ZM99 184H100V183H99ZM110 184H111V183H110ZM124 184H123V185H124ZM126 184H127V185H126ZM200 184H201V183H200ZM200 184H198V185H200ZM237 184L239 185V182H237ZM15 185H17L16 182H15ZM35 185H36V184H35ZM39 185L37 184V186H39ZM70 185H71V184H70ZM70 185H69V186H70ZM75 185H78V183L75 184ZM75 185H74V186H75ZM171 185H173V187H175L174 184H171ZM188 185H191V184H188ZM210 185H214V184L212 183V184H210ZM221 185H222V184H221ZM230 185H234V184H231V183H230ZM230 185L228 186L229 189H230ZM252 185H253V184H252ZM3 186H0V187H1L0 189H2ZM7 186H8V188H9V187L11 186V184H10V186H9V185H6L3 189L5 190V188H7ZM33 186H34V184H33ZM33 186H30V188H31V187L33 188ZM46 186H47V185H46ZM46 186H45L44 188H45V189L48 188V189H46V191L48 192V193L46 192V194H47V198H48V197L51 198L53 195H54L53 197L56 198L57 196H55V194H56V192L59 191L58 186H57V187H53V186H52V182H51V185H50V186H49V184H48V186H49V187H52V188L49 189V187H46ZM74 186H73L72 188H75ZM78 186H79V185H78ZM93 186H94L95 188H97V189H95V188L93 189ZM105 186H106V185H105ZM112 186L109 185V187H111V188H112ZM118 186H119V189H118V192H116V193H117V196H119V197L121 198V196H122V195H125V194L121 193V190H122V184L120 183V184H118ZM163 186H164V185H163ZM169 186H170V185H168L167 187L170 189ZM184 186H185V184L183 185V188H184ZM195 186H196V185H195ZM235 186H236V185H235ZM242 186H240V187H242ZM246 186H247V185H246ZM250 186H251V185H250ZM262 186H263V185H262ZM262 186H260V188H261ZM22 187H23V186H22ZM22 187H21V188H22ZM28 187H29V185H28ZM76 187H77V186H76ZM116 187H117V186H116ZM133 187H134V186H133ZM133 187H132V188H133ZM147 187H148V186H147ZM164 187H165V186H164ZM185 187H186V186H185ZM188 187H190V186H188ZM206 187H207V186H206ZM219 187H220V186H219ZM219 187H218V188H219ZM222 187H223V186H222ZM233 187H234V186H233ZM237 187H238V186H237ZM237 187H236V188H237ZM252 187H253V186H252ZM252 187H251V188H252ZM257 187H258V186H257ZM12 188H13V186H12ZM12 188H10V190H7V191H12V190H11ZM35 188H38V187H35ZM40 188H42L41 185H40ZM56 188H57V189H56ZM69 188H70V187H69ZM78 188H79V187H78ZM78 188H77V189L75 188L74 190H76V191H72V192H74V193H75V192H79V190H81V189L78 190ZM83 188H84V189H82L83 191H82V190L80 191V192H82V193H84V190L87 189V188H85V186H84ZM100 188H102L101 185H100ZM103 188H104V187H103ZM103 188H102V191H103ZM111 188H110V189H111ZM123 188H125V187H123ZM127 188H126V189H127ZM145 188H146V187H145ZM168 188H167V189H168ZM175 188H176V187H175ZM175 188H173V189H175ZM177 188H180V186L177 187ZM190 188H194V187H190ZM3 189H2V190H3ZM26 189H27V186H26V188L24 187V189H23V191H22L21 193H19V190H20V189L16 190L17 192H15V190H14V194H15V193H16V194L19 193V194L22 195V197L24 196V197L26 198L25 195H26V193L28 192V191L26 192ZM62 189H63V188H62ZM70 189H71V188H70ZM70 189H68V190H70ZM104 189H105V188H104ZM112 189H113V188H112ZM116 189H117V188H116ZM126 189H123L122 192L125 191ZM129 189H128V190H129ZM135 189H136V188H135ZM135 189H134V193H135ZM164 189H166V188H164ZM164 189H163V191H164ZM167 189H166V190H167ZM169 189H168V190H169ZM186 189H187V187H186ZM186 189H185V190H186ZM188 189H189V188H188ZM213 189L215 190L216 188H213ZM225 189H226V188H225ZM237 189H238V188H237ZM237 189H236V191H237ZM254 189H257V188H254ZM4 190H3V191H4ZM56 190H58V191H56ZM68 190H67V192H63V191H66V188H65L64 190H61V189H60L59 193L62 191V193H64V197H65V193H66V198H67V197H68V198H71V197H69V194H70V193L68 194ZM106 190L109 192V188H108V189L106 188ZM128 190H126V191H128ZM145 190H146V189H145ZM145 190H144V191H145ZM152 190H153V189H152ZM152 190H151V192H152ZM161 190H162V189H161ZM166 190H165V191H166ZM170 190H171V189H170ZM185 190H184V191H185ZM192 190H193V189H192ZM208 190H209V189H208ZM217 190H218V189H217ZM232 190H234V189L232 188ZM244 190H245V189H244ZM262 190H263V189H262ZM5 191H6V190H5ZM90 191H89V192H90ZM104 191H105V190H104ZM107 191H106V192H107ZM115 191H117V190H115ZM131 191H132V192H131L132 196H130V195H129L130 193H127V192H126V195L128 194V198H129V197H132V198L135 199V197H134V193H133V190H131ZM144 191H143V192H144ZM165 191H164L163 193H165ZM184 191H183V192H184ZM190 191H191V190H190ZM190 191H189V192H190ZM218 191H221V189L218 190ZM239 191H241V190H239ZM248 191H249V189H248ZM259 191H260V189H259ZM259 191H257V192H259ZM1 192H2V191H1ZM36 192H37V190H36ZM40 192H41V191H40ZM42 192H43V191H42ZM70 192H71V190H70ZM72 192H71V193H72ZM86 192H87V191H86ZM86 192H85V194L89 193V192H87V193H86ZM128 192H129V191H128ZM143 192H142V194H143ZM149 192H150V191H149ZM166 192H167V191H166ZM172 192H173V191H172ZM179 192H180V191H179ZM222 192H223V191H222ZM246 192H247V191H246ZM253 192H254V191H253ZM261 192H262V191H261ZM34 193H35V192L33 191V194H34ZM59 193H57V194H59ZM82 193H81V194H82ZM110 193H112V191H111ZM120 193H121V195H119ZM225 193H226V192H225ZM231 193H232V192H231ZM233 193H234V192H233ZM233 193H232V194H233ZM236 193H237V192H236ZM259 193H260V192H259ZM14 194H13L12 197L15 196ZM39 194L41 195V198H42V197H44L43 194H45V193L43 192V194H41V193H38V192H37V196H38ZM46 194H45V195H46ZM67 194H68V196H67ZM81 194L79 193L78 196H80ZM104 194H105V192H104ZM108 194H109V193H108ZM108 194L106 193L107 197H109V196L111 195V194H109V196H108ZM145 194L147 195V192H146V193L144 192L143 195L145 196ZM167 194H168V193H167ZM186 194H187V193H186ZM186 194H184V195H186ZM208 194H209V193H208ZM212 194H213V191H212ZM222 194H223V193H222ZM232 194H231V195H232ZM254 194H255V192H254ZM1 195H4V194L2 193ZM21 195H20V196H21ZM72 195H73V193H72ZM82 195H84V194H82ZM93 195H92V196H93ZM98 195H99V193H97L96 196H98ZM106 195H105V197H106ZM112 195H114V194H112ZM126 195H125V196H126ZM135 195H136V194H135ZM140 195H141V192H140ZM140 195H139V196H140ZM177 195H178V194H177ZM184 195H183V196H184ZM213 195H214V194H213ZM219 195H221V194H219ZM227 195H228V194H227ZM227 195H226V197H227ZM241 195H243V194H241ZM263 195H264V194H263ZM263 195H262V196H263ZM16 196H18V197H17V200H18V198H22V197H20L19 195H16ZM16 196L14 197L15 199H16ZM60 196H62V194H60ZM74 196H75V197H74V201H72L73 198L70 199V201L73 202V203L70 202L72 205H73L74 203L76 204L77 201H75V199H78L77 194H75ZM84 196H85V195H84ZM88 196H89V195H87L86 198H89V197L91 198V196H89V197H88ZM99 196L101 197V195H99ZM102 196H104L103 193H102ZM115 196H116V195H115ZM115 196H114V197H115ZM139 196L137 195L136 197H139ZM147 196H148V195H147ZM163 196H164V195H163ZM224 196H225V195H224ZM228 196H229V195H228ZM233 196H234V194H233ZM246 196H247V194H246ZM246 196H243V197H246ZM260 196H261V195H260ZM260 196H258V197H260ZM262 196H261V198H262ZM0 197H1V196H0ZM9 197H10V196H9ZM30 197H31V196H30ZM35 197H36V196H35ZM38 197H39V196H38ZM53 197H52V200L54 201ZM76 197H77V198H76ZM82 197H83V196H82ZM105 197H102V198H105ZM107 197H106L105 199H106V202H108L109 206H104V207H106V208H107V207H112L113 204H114L115 202H113V203L111 202L112 206H110V202H109V200H110L109 198H110V197H109V198H107ZM112 197H113V196H112ZM142 197H143V196H142ZM148 197H149V196H148ZM167 197H168V196H167ZM186 197H187V196H186ZM191 197H192V196H191ZM203 197L205 198V196H203ZM218 197H219V196H218ZM226 197H225V198H226ZM236 197H237V196H236ZM2 198H3V197H2ZM2 198H1V199H2ZM14 198H13V199H14ZM45 198H46V197H45ZM45 198H44V199H45ZM57 198H59V196H58ZM57 198H56V199H57ZM62 198H63V196H62ZM62 198L60 197V200H61ZM66 198H65V199H66ZM84 198H85V197H83V199H84ZM86 198H85V199H86ZM146 198H147V197H146ZM146 198H145V199H146ZM181 198H182V197H181ZM184 198H185V197H184ZM192 198H193V197H192ZM201 198H202V196H201ZM221 198H223V197H221ZM221 198H220V199H221ZM230 198H231V197H230ZM5 199H7V198L5 197ZM30 199H32V198H30ZM34 199H35V198H34ZM56 199H55V201H59V200H56ZM65 199H62V200H61L63 203L60 201V202L62 203V205L60 204L61 206H63L64 201L67 200V199H66V200H65ZM83 199H82V201H80L81 203H84V202H85V201L83 202ZM85 199H84V200H85ZM105 199H103V200H105ZM108 199H109V200H108ZM130 199H131V198H129V200H130ZM134 199H131V200H134ZM136 199H137V198H136ZM140 199H141V198H140ZM152 199L154 200V198H152ZM177 199H178V198H177ZM185 199H186V200H187V199H190V197H189V198H185ZM185 199H184V200H185ZM193 199H194V198H193ZM193 199H192V200H193ZM216 199H218V198L216 197ZM228 199H229V198H228ZM228 199H227V201H228ZM232 199H233V197H232ZM232 199H230V200L232 201ZM256 199L258 200V198H256ZM2 200H4V199H2ZM28 200H29V198H28ZM37 200H38V199H37ZM37 200H34V201L37 202ZM42 200H43V198H42ZM50 200H51V199H50ZM50 200H49V201L47 200V201H48L47 203H50ZM52 200H51V201H52ZM63 200H64V201H63ZM80 200H81V199H80ZM88 200H89V202H92V201H93V197H92L91 199H88ZM94 200H96V199H94ZM100 200H101V199H100ZM107 200H108V201H107ZM112 200L117 201L116 203L118 204V198H117V197H116L115 199L113 198ZM127 200H128V199H127ZM143 200H144V198H143ZM157 200H158V199H157ZM157 200H156V201H157ZM224 200H225V199H224ZM224 200H222V202H223ZM254 200H255V199H254ZM13 201H14V200H13ZM15 201H16V200H15ZM18 201H19V200H18ZM21 201H22V199H20V203H21ZM29 201H33V199H32V200H29ZM34 201L32 202L33 205H32V203L29 204L30 206H26V209H25V208H24V209L20 208V207L24 206L23 201H22L23 205L20 206L19 208H16L14 205L11 206L10 204H8L7 201L0 202V210L3 209L4 206L8 205L7 208L10 209V210H8V211H11V209H13V212L16 211V212H18V213L20 212V213H22V214H27L26 212H27L28 210H29V211L37 210V211H36V213H37L38 210H39V208L34 204ZM39 201H40V199H39ZM39 201H38V202H39ZM44 201H45V200H44ZM110 201H111V200H110ZM150 201H152V200L150 199ZM154 201H155V200H154ZM154 201H153V203L150 202V206H151L152 204H154ZM189 201H190V200H189ZM206 201H207V200H206ZM261 201H262V200H261ZM5 202H7V203H5ZM38 202L36 203L37 205L40 204V203H38ZM80 202H78V203H80ZM86 202H87V201H86ZM89 202H87V203H89ZM141 202H142V201H141ZM146 202H147V201H146ZM148 202H149V201H148ZM148 202L146 203V205L144 204V205H141V206H142V207H143V206H146V207H147ZM185 202H187V201H185ZM185 202H184V203H185ZM219 202H220V201H219ZM228 202L230 203V201H228ZM237 202H238V201H237ZM248 202H249V201H248ZM4 203H5V204H4ZM17 203H19V202H17ZM44 203H45V202H44ZM66 203H67V202H66ZM66 203L64 204V206L66 205V206L64 207L65 210H66V208H70V209L72 210V208H71L72 205H70V206L68 207V206H67L68 203H67V204H66ZM87 203H86V205H87ZM94 203H95V201L93 202V204H94ZM101 203H102L103 205H105V203H104L102 200H101ZM134 203H135V202H134ZM160 203H161V202H160ZM199 203H200V202H199ZM199 203H198V204H199ZM204 203H205V202H204ZM223 203H224V202H223ZM223 203H222V206L225 207V205H224ZM229 203H228V204H229ZM231 203H232V202H231ZM231 203H230V204H231ZM245 203H246V202H245ZM245 203H243V204H245ZM256 203H257V201H256ZM256 203H255V204H256ZM41 204H42V203H41ZM50 204H52V206H53V204L56 205V202H55V203H52V202H51ZM98 204H99V203H98ZM98 204H97V206H98ZM108 204H107V205H108ZM117 204H116V205H117ZM119 204H121L120 201H119ZM141 204H142V203H141ZM155 204H156V203H155ZM157 204H158V203H157ZM161 204H162V203H161ZM175 204H176V203H175ZM177 204H178V203H177ZM179 204H180V203H179ZM194 204H197V203L194 202ZM198 204H197V205H198ZM202 204H203V203H202ZM225 204H227V203L225 202ZM234 204H235V203L233 202V205H234ZM240 204H241V203H240ZM9 205H10V206H9ZM25 205H26V204H25ZM27 205H28V204H27ZM34 205H35L37 208H35ZM48 205H49V204H48ZM48 205H46V206L48 207ZM78 205H79V204H78ZM78 205L76 204L77 207H78ZM82 205H83V204H82ZM90 205L92 206V204H90ZM103 205H102V206H103ZM122 205H124V202L122 203ZM125 205H127L126 202H125ZM135 205H136V204H135ZM148 205H149V204H148ZM162 205H163V204H162ZM162 205H161V206H162ZM182 205L185 206V204H182ZM197 205H193V206L195 207V206H197ZM217 205H218V204H217ZM233 205H232V206H233ZM246 205H247V204H246ZM43 206H45V205L43 204ZM46 206H45V207H46ZM57 206H59V205L57 204L56 206H54V208L57 207ZM73 206H74V205H73ZM80 206H81V204L79 205V207H80ZM91 206H90V207H91ZM100 206H101V205H100ZM100 206H99V207H100ZM114 206H115V204H114ZM119 206H120V205H119ZM128 206H129V205H128ZM161 206H160V207H161ZM163 206H164V205H163ZM163 206H162V207H163ZM191 206H192V205H191ZM193 206H192V207H193ZM201 206H202V205H201ZM205 206H206V205H205ZM211 206H213V205H211ZM218 206H220V204H219ZM226 206H228V205H226ZM251 206H252V205H251ZM256 206H257V205H256ZM13 207H14V208H13ZM74 207H75V206H74ZM84 207L88 209V211H85V210H84L85 208H84L83 210H84L85 212H89V210H91V209H89V208H90L89 205H88V207H87V206H84ZM99 207H98V208L96 207V210H95V211H94V210H93V211L91 210L90 212H94L95 215L97 216ZM146 207H145V208L143 207L144 210H142V209H140V210H141V211H145V213H147V211H149V208H148V210L146 211V210H145ZM148 207H149V206H148ZM157 207H159V206H156V208H157ZM162 207H161V208H162ZM192 207H190V208H192ZM197 207H198V206H197ZM214 207H215V206H214ZM214 207H213L212 209H214ZM229 207H230V206H229ZM41 208H43V207H41ZM49 208H50L49 211H51V208H52V207H50V205H49ZM54 208H52V210H53L52 212H54ZM59 208H60V211H62V212L65 211V210L62 209L61 207H59ZM92 208H93V207H92ZM100 208H101V207H100ZM117 208H118V206H117ZM156 208H155V209H156ZM165 208H166V207H165ZM174 208H175V207H174ZM188 208H189V207H187V209H188ZM208 208H211V207H208V205H207V209H208ZM226 208H227V209H225V210H228V209H229L228 207H226ZM256 208H258V207H256ZM256 208H255V211H256V212H258V210H259V211L261 210L260 208H259L258 210H256ZM261 208H263V207L261 206ZM4 209H6V207H5ZM61 209H62V210H61ZM70 209H68V210H70ZM81 209H82V208H81ZM94 209H95V208H94ZM167 209H168V208H167ZM198 209H199V210H196V208H195L194 211H196V213H197V211H199L198 213H200L201 208L199 207ZM232 209H233V208H232ZM47 210H48V209H47ZM47 210H46V211H47ZM55 210H56V209H55ZM68 210H67V211H68ZM76 210L79 211L80 209H77V208H76L75 210L73 209L72 212H71L72 214L68 211V213H70V215L67 214V215H68V219L70 218L69 216H72V215H75L76 217H75V216H74V217H75V218H78V217H77L78 214H75V213L73 214V211L75 212ZM99 210H100V209H99ZM107 210H108V209H107ZM112 210H113V209H112ZM118 210H119V209H118ZM118 210H117V211H118ZM120 210H121V209H120ZM120 210H119V211H120ZM202 210H203V209H202ZM209 210H210V209H209ZM209 210H208V211H209ZM215 210H216V209H215ZM263 210H264V209H263ZM4 211H5V210H4ZM6 211H7V210H6ZM46 211H43V212H42V210H41L42 214L46 216V217H45L46 219H44V220H46L45 223H46L48 220H51V219L53 220V219H54V218H52L53 216L50 218V217H49V214H50V213H48V215H47V213H45ZM60 211H59V210L57 211V213H56V214H57L56 217L59 216V213H58V212H60ZM80 211H81V210H80ZM84 211H82V212H84ZM102 211H103V210H102ZM102 211H100V213H102ZM156 211H157V210H156ZM203 211H204V213L207 212V211L205 212V209H204ZM211 211H212V210H211ZM213 211H214V210H213ZM218 211H220V210H218ZM223 211H224V210H223ZM233 211H234V210H233ZM255 211H254V213H255ZM261 211H262V210H261ZM11 212H12V211H11ZM13 212H12V213H13ZM16 212H14V214H13L14 217L16 216V215H15ZM55 212H56V211H55ZM82 212H81V213H82ZM103 212H105V211H103ZM139 212H140V211H139ZM151 212H152V213H155V212H153V210H152ZM160 212H161V211H160ZM191 212H192L193 214L195 213V212H193V210H192ZM228 212H229V211H228ZM235 212H236V211H235ZM64 213H65V212H64ZM66 213H67V212H66ZM78 213H80V212H78ZM81 213H80V214H81ZM94 213H92V216H91V214H90V217H92V219H91L90 217H89L88 219H91V220H93V221H94V219H95V220L99 219V216H98V217L95 216L96 218L93 219V217H94L93 214H94ZM96 213H97V214H96ZM117 213H118V212H116V214H117ZM143 213H144V212H143ZM157 213H158V211H157ZM164 213H166V212H164ZM175 213H176V212H175ZM189 213H190V212H189ZM192 213H191V214H192ZM210 213H211V212H210ZM214 213H215V211H214ZM214 213L212 212V215H213ZM218 213H219V212H218ZM230 213H231V212H230ZM232 213H233V212H232ZM262 213L264 214V212H259V214H262ZM28 214H29V213H28ZM51 214H52V213H51ZM53 214H54V213H53ZM53 214H52V215H53ZM84 214H85V213H84ZM119 214H120V213H119ZM122 214H123V213H122ZM149 214H151V213L149 212ZM149 214H148V215H149ZM208 214H209V213H208ZM208 214H207V215H208ZM263 214H262V215H263ZM3 215H4V213H3ZM6 215L8 216V214H6ZM13 215H12V216H13ZM20 215H21V214H20ZM29 215H33V213L30 212ZM29 215H28V216H29ZM36 215H37V214H36ZM54 215H55V214H54ZM60 215L62 216V215H65V214H62V213L60 212ZM81 215H82V214H81ZM81 215H80V216H81ZM88 215H89V213H88ZM98 215H99V214H98ZM111 215H112V214H111ZM111 215L108 216V217L114 218V217H112ZM123 215H124V214H123ZM141 215H142V214H141ZM141 215H140V216H141ZM143 215H145V214H143ZM154 215H155V214H154ZM177 215H182V214L180 213V214H175L174 216L172 215V216L174 217V219H172L173 222L176 220V217H175V216H177ZM187 215H188V214H187ZM199 215H200V214H199ZM201 215H203V212H202ZM212 215H211V217H212ZM233 215H234V214H233ZM34 216H35V215H34ZM40 216H41V215H40ZM40 216H39V219L41 218ZM47 216H48L50 219L47 218ZM50 216H51V215H50ZM65 216H66V215H65ZM78 216H79V215H78ZM113 216H115V214H114ZM163 216H164V214H163ZM188 216H191V215H188ZM188 216H187V217H188ZM195 216H197V214H195ZM195 216H194V217H195ZM208 216H209V215H208ZM213 216L215 217V214H214ZM9 217H10V216H9ZM21 217H22V216H21ZM24 217H25V216H24ZM36 217H37V216H36ZM59 217H60V216H59ZM74 217H73V218H74ZM83 217H84V216H83ZM108 217H107V218H108ZM117 217H118V216H117ZM117 217L115 216V218H114L115 221H116V218H117ZM149 217H150V216H149ZM149 217H148V218H149ZM153 217H154V216H153ZM155 217H156V216H155ZM181 217H183V216H181ZM187 217H186V218H187ZM192 217H193V216H192ZM192 217H191V218H192ZM194 217L192 218V222H194V221H193V219H195ZM199 217H200V216H199ZM204 217H205V215L203 216V218H204ZM231 217H232V216H231ZM245 217H246V216H245ZM255 217H257V216L255 215ZM255 217H253L252 219H250L251 217L248 218V219H250L249 223L251 222V220L255 219ZM11 218H12V217H11ZM17 218H18V217H17ZM25 218H27V216H26ZM30 218H31V217L27 218V219L24 220V221L27 222V221L30 220ZM57 218H58V217H57ZM63 218H66V219H65V220H64V219H63V220L61 219L60 221H61V222L63 223V225L65 226V225H66V224H65L66 222H64V221L67 220V216H66V217H63ZM73 218H70V219H73ZM121 218H122V216H121ZM151 218H152V217H151ZM163 218H164V219H167L168 217H167V218L163 217ZM163 218L161 219L162 224L166 222V221L163 222V221H164ZM203 218L201 217V221L199 220V222L196 220V225L199 224V223L203 224L204 222H205L204 225H206V223H207L206 221L209 220V217H208V218L206 217L207 220L204 221V222L202 221ZM219 218H221V217L219 216ZM238 218H239V217H238ZM260 218H261V217H260ZM23 219H24V218H23ZM34 219H36V218L34 217ZM34 219H33V217H32L31 220L34 222ZM39 219H38V220H39ZM55 219H56V218H55ZM59 219H60V218H59ZM70 219H69V221H70ZM80 219H81V218H80ZM102 219H103V218H102ZM109 219H110V218H109ZM114 219H113V220H114ZM123 219H124V218H123ZM128 219H129V218H128ZM128 219H126V220H128ZM182 219H183V218H182ZM182 219H181V220H182ZM188 219H190V217H189ZM198 219H199V218H198ZM204 219H205V218H204ZM210 219H211V218H210ZM1 220H2V219H1ZM6 220H7V218H6ZM31 220H30V221H31ZM40 220H41V219H40ZM44 220H41V222H42V221L44 222ZM52 220H51V221H52ZM85 220H86V217L83 218V220L81 219L80 223L82 224ZM129 220H130V219H129ZM129 220H128V221H129ZM147 220H148V219H147ZM159 220H160V219H159ZM162 220H163V221H162ZM177 220H178V219H177ZM177 220H176V221H177ZM214 220H215V219H214ZM226 220H227V219H226ZM240 220H241V219H240ZM260 220H261V219H260ZM263 220H264V218H263ZM263 220H262V221H263ZM11 221H13V220H11ZM35 221H36V220H35ZM60 221L58 220V222H60ZM69 221H67V222H69ZM76 221L79 223L78 219H76L74 224H76ZM82 221H83V222H82ZM98 221H99V220H98ZM110 221H112V220L110 219L108 223L111 224ZM117 221H119V220H117ZM122 221H125V219H124V220H121V221H119V222L121 223ZM128 221H127V222H128ZM148 221H152V220L150 219V220H148ZM156 221H157V220H156ZM156 221H155V222H156ZM185 221H186V220H184L183 223H184ZM212 221H213V220H212ZM212 221H211V222H212ZM227 221H228V220H227ZM243 221H244V220H243ZM254 221H256V220H254ZM257 221H259V220H257ZM37 222H38V221H37ZM43 222H42V223H43ZM86 222H87V220H86ZM95 222H96V221H95ZM99 222H100V221H99ZM106 222H107V221H106ZM131 222H132V221H131ZM153 222H154V220H153ZM153 222H152V223H153ZM161 222H157L158 225H160ZM170 222H171V221H169V223H170ZM189 222H190V224H191V221H189ZM211 222H209V223H211ZM217 222H218V221H217ZM228 222H229V221H228ZM3 223H4V222H3ZM18 223H19V225H20V224L22 225V224H23V221H22V223H20V222H18ZM18 223H17V224H18ZM52 223H53V221H52ZM54 223H55V221H54ZM69 223H70V222H69ZM78 223H77V226L75 225L76 229H77L78 227H79V228L82 227V225H79L80 223H79V224H78ZM90 223H91V222H90ZM93 223H94V222H93ZM108 223H107V224H108ZM113 223L115 224V222H113ZM113 223H112V224H113ZM125 223H126V222H125ZM129 223H130V222H129ZM167 223H168V220H167ZM167 223H166V224H167ZM176 223H177V222H176ZM176 223H175V224H176ZM179 223H180V222H179ZM186 223H187V222H186ZM194 223H195V222H194ZM194 223H192V225H194ZM249 223H247V224L249 225ZM251 223L254 224L255 222H254V223L251 222ZM262 223H263V222H262ZM0 224H1V226L4 227V224H5V223L2 224V221H1ZM13 224H16V221H15V223H13ZM17 224H16V225H17ZM29 224H30V222H29ZM31 224H32V223H31ZM55 224H56V223H55ZM71 224H73V223H70V225H71ZM74 224H73L72 226H74ZM85 224H86V223H85ZM100 224H101V223H100ZM103 224H104V223H103ZM116 224H117V223H116ZM116 224H115V225H116ZM130 224H131V223H130ZM150 224H151V223H149L148 231H149V229H150V227H151ZM153 224H155V223H153ZM172 224H174V223H171V225H172ZM181 224H182V223H181ZM190 224L188 223V225H190ZM247 224H246V225H247ZM252 224H251V226H250L251 229H252V226H253ZM260 224H261V223H260ZM260 224H256V225H260ZM10 225H11V224H10ZM10 225H8V226H10ZM16 225H15V226H16ZM21 225H20V227H17V226L14 227V226H13V229H14V228H15V229H20L22 226H23L22 228H24V225H22V226H21ZM40 225H41L40 222H39V226H38V224H37V225H34V226H35L34 228H37V227H38L37 229H34V228H33L35 231H34L33 229H32V231H31V230H28V229H25V233H27L28 231H31L30 234H25L26 237H28V236L31 235L32 233H33V234H34V233H37V234H38V232H37L36 230H39V229H40ZM53 225H54V224H53ZM63 225H62L61 229H64V228H65ZM67 225H68V223H67ZM67 225H66V226H67ZM78 225H79V226H78ZM83 225H84V224H83ZM89 225H90V224H89ZM89 225L87 224V226L85 227V230H86V231H87V227H88ZM91 225H92V224H91ZM105 225H106V224H105ZM115 225H114V226H115ZM122 225H123V223H121L120 226L122 227ZM124 225H125V224H124ZM126 225L128 226L127 223H126ZM126 225H125V228H124L123 230L127 229V228H126ZM163 225H165V224H163ZM163 225H162V226H163ZM171 225H170V229L172 228ZM182 225H183V224H182ZM182 225H180V226L182 227ZM188 225H186V226H188ZM196 225H195V227H198V226H199V225H198V226H196ZM207 225H208V224H207ZM228 225H229V223H228ZM230 225H231V223H230ZM230 225H229V226H230ZM248 225H247V226H248ZM254 225H255V224H254ZM1 226H0V227H1ZM8 226H5V227L7 228ZM57 226H58V225H57ZM60 226H61V224H60ZM80 226H81V227H80ZM93 226H94V225H93ZM96 226H97V225H96ZM114 226H113V227H114ZM118 226H119V224H118ZM144 226H145V225H144ZM152 226H153V225H152ZM162 226H161V227H162ZM173 226H174V225H173ZM180 226H179V227H180ZM232 226H233V225H231V227H232ZM238 226H243V225H241V224L239 223ZM260 226H261V225H260ZM262 226H263V227H261L260 229L264 228V225H262ZM25 227H27V226H25ZM68 227H69V226H67V228H68ZM70 227H71V226H70ZM70 227H69V228H70ZM106 227H107V226H106ZM115 227H116V226H115ZM153 227H154V226H153ZM156 227H157V225H156ZM156 227H155V228H156ZM176 227H177V226H176ZM176 227H175V228H176ZM181 227H180V229H181ZM243 227H244V226H243ZM1 228H2V227H1ZM22 228H21V229H22ZM27 228H29V227H27ZM89 228H90V227H89ZM98 228H99V227H98ZM98 228H97V229H98ZM155 228H154V230H155ZM168 228H169V227H168ZM173 228H174V227H173ZM173 228H172V229H173ZM177 228H178V227H177ZM191 228H192V226H191ZM200 228H201V227H200ZM226 228H227V227H226ZM235 228H236V227L231 228L232 231H233V229H235ZM240 228H241V227H240ZM4 229H5V228H4ZM10 229H11V228H10ZM29 229H31V226H30ZM42 229H43V228H42V225H41V229H40V230H42ZM70 229H71V232H69V233L73 234V231H72L73 228L71 227ZM70 229H69V230H70ZM76 229L74 230L75 232H76ZM83 229H84V228H83ZM99 229H100V228H99ZM101 229H102V228H101ZM118 229H119V228H118ZM182 229H183V230H186L187 228L185 227V229H184V228H182ZM182 229H181V230H182ZM207 229H208V228H207ZM236 229H237V228H236ZM236 229H235V230H236ZM246 229H247V227H246ZM258 229H259V228H258ZM7 230H8V229H7ZM11 230H12V229H11ZM23 230H24V229H23ZM26 230H27V231H26ZM107 230H110V229H107ZM112 230H113V229H112V227H111V231H112ZM123 230H122V231H123ZM145 230H146V229H145ZM160 230H161V229H160ZM162 230H163V234H164V231H167V226L165 225V230H164L163 228H162ZM176 230H178V229H176ZM183 230H182V231H183ZM190 230H191V229H189V231H190ZM253 230H254L256 233H254V231H253L252 234H255V236H258L257 229L255 230V228H253ZM262 230H263V229H262ZM0 231H1V230H0ZM5 231H6V230H5ZM16 231H17V230H16ZM18 231H19V230H18ZM18 231H17V232H18ZM42 231H43V230H42ZM42 231H40V232H42ZM63 231H64V230H62V232H63ZM88 231H89V230H88ZM92 231H93V230H92ZM116 231H117V230H115L114 232L116 233ZM127 231H128V230H126V232H127ZM142 231H143V230H142ZM150 231H151V230H150ZM170 231H172V230H170ZM221 231H222V230H221ZM225 231H226V230H225ZM232 231H231L230 234L234 233V231H233V232H232ZM241 231H242V230H241ZM244 231H245V229H244ZM249 231H250V230H249ZM249 231H248V232L246 231V233H249ZM251 231H252V230H251ZM251 231H250L249 234H251ZM12 232H13V231H12ZM14 232H15V231H14ZM17 232H16V236L18 235ZM66 232H67V231H66ZM78 232H79V231H78ZM78 232H77L76 234H74V235L79 234L78 236H80V234H81V236H80V238L77 237V239H76L75 236H74V242H76V243L79 242L78 240H81L82 233H83V236H84V234H85L84 231H82V233H81V232L78 233ZM93 232H94V231H93ZM112 232H113V231H112ZM123 232H125V231H123ZM143 232H144V231H143ZM168 232H169V230H168ZM174 232H175V231H174ZM178 232H181V231L178 230ZM178 232H175V233H178ZM218 232H220V230H219ZM226 232L229 233V230H227ZM235 232H236V231H235ZM237 232H238V234H239V231H237ZM20 233H21V230H20ZM23 233H24V232H23ZM58 233H59V232H58ZM89 233H90V232H89ZM99 233H101V232L98 231V233H97V238H96V239H98V234H99ZM117 233H118V232H117ZM117 233H116V234H117ZM135 233H136V231H135ZM135 233H134V234H135ZM148 233H149V232H148ZM161 233H162V231H161ZM165 233H166V232H165ZM184 233H188V232H183V235H184ZM192 233H193V231H192ZM192 233H191V234H192ZM216 233H217V232H216ZM228 233H227V234H228ZM242 233H243V232H242ZM263 233H264V232H263ZM14 234H15V233H14ZM61 234H62V233H61ZM61 234H60V235H61ZM93 234H94V233H93ZM102 234H105V233H101L100 235L102 236ZM110 234H111V233H110ZM110 234H109L108 237L111 236ZM129 234H130V232H129ZM129 234H128V235H129ZM145 234H146V233H144V235H145ZM158 234L160 235V232H159ZM158 234H156V235H158ZM194 234H195V233H194ZM224 234H225V233H224ZM227 234H226V235H227ZM230 234H229V235H230ZM249 234H248V235H249ZM252 234H251V235H252ZM256 234H257V235H256ZM259 234H260V233H259ZM8 235H9V234H8ZM27 235H28V236H27ZM87 235H88V234H87ZM151 235H152V232H150V236H151ZM153 235H155V232H154ZM153 235H152V237H153ZM177 235H178V234H177ZM189 235H190V234H189ZM189 235L186 234V236H189ZM220 235H221V234L219 233V236H220ZM222 235H223V234H222ZM222 235H221V238L223 239V238H224V235H223V236H222ZM233 235H234V234H233ZM240 235H241V234H240ZM243 235H245V234H243ZM243 235H242V237H243ZM9 236H10V235H9ZM16 236H14V237H12V238H15ZM31 236H33V235H31ZM90 236H92V232H91V235H90ZM93 236H94V235H93ZM114 236H116V235L114 234ZM119 236H120V235H119ZM137 236H138V238H139L140 235L137 233ZM141 236H142V235H141ZM150 236H149V237H150ZM169 236H170V235H169ZM181 236H182V235H180L179 237H181ZM191 236H192V235H191ZM210 236H211V235H210ZM214 236H215V235H214ZM234 236H235V235H234ZM237 236L239 237V235H237ZM253 236H254V235H253ZM3 237H4V236H3ZM10 237H11V236H10ZM36 237H37V236H36ZM62 237L64 238V235H63ZM62 237H61L60 239H63ZM85 237H86V236H85ZM105 237H106V235H105ZM112 237H113V236H112ZM112 237H111V238H112ZM156 237L158 238V236H156ZM176 237H178V236H176ZM193 237H194V235H193ZM211 237H212V236H211ZM211 237H207V238H211ZM215 237H217V236H215ZM235 237H236V236H235ZM235 237H234V238H235ZM246 237H247V236H246ZM0 238H1V236H0ZM7 238H8V240L10 241L9 237H7ZM7 238L4 239V240L8 241ZM28 238H29V237H28ZM28 238H27V239H28ZM30 238H32V237H30ZM82 238L84 239V237H82ZM111 238H110V239H111ZM145 238H147V237H145ZM150 238H151V237H150ZM150 238H149V239H150ZM160 238H161V237H160ZM170 238H171V237H170ZM199 238H200V237H199ZM207 238H205L206 241H207ZM213 238H214V237H213ZM221 238H220V239H221ZM234 238H232V240H233ZM236 238H237V237H236ZM248 238H250V237H248ZM252 238H253V237H252ZM259 238H261V236H259ZM15 239H16V238H15ZM15 239H14V240H15ZM25 239H26V238H25ZM34 239H35V238H34ZM39 239H40V238H39ZM75 239H76V241H75ZM83 239H82V240H83ZM106 239H107V238H106ZM108 239H109V238H108ZM131 239H132V238H131ZM133 239H135V238H133ZM141 239H144V237L141 238ZM152 239L155 240L156 238H155V239L152 238ZM174 239H175V238H174ZM176 239H178V238H176ZM176 239H175V240H176ZM225 239H226V238H225ZM228 239H229V241H230V238H228ZM239 239H240V238H239ZM239 239H238V240H239ZM241 239H244V238H241ZM241 239H240V240H241ZM253 239H254V238H253ZM253 239H251V241H253ZM255 239H256V238H255ZM261 239H264V238L262 237ZM4 240H3V242H6V241H4ZM35 240H36V239H35ZM86 240H87V237H86L85 241H86ZM94 240H95V239H94ZM99 240H101V238H99ZM104 240H105V239H103L102 242H104ZM138 240L140 241V239H138ZM150 240H151V239H150ZM153 240L151 241V243H153ZM157 240H158V239H157ZM157 240H156V242H157ZM162 240H163V239L161 238V241H162ZM202 240H203V239H202ZM212 240H213V239H212ZM217 240H218V239H217ZM232 240H231V241H232ZM234 240H235V239H234ZM238 240H236V242H237ZM240 240H239V241H240ZM15 241H16V240H15ZM41 241H42V240H41ZM92 241H93V240H92ZM92 241H91V242H92ZM105 241H106V240H105ZM111 241H112V240H111ZM111 241H110V242H111ZM115 241H116V240H115ZM115 241H114V242H115ZM128 241H129V240H128ZM132 241H133V240H132ZM132 241H131V242H132ZM143 241H144V240H143ZM146 241H148V238H147ZM146 241H145V242H146ZM161 241H159V242H161ZM176 241H177V240H176ZM182 241H184V240H182ZM200 241H201V240H200ZM204 241H205V240H204ZM206 241H205V242H206ZM208 241H209V240H208ZM213 241L216 242L215 238H214ZM213 241H212V242H213ZM220 241H221V242H220V245H221V243L224 242V241H223V240H220ZM227 241H228V240H227ZM227 241H226V242H227ZM229 241H228V243H229ZM239 241H238V244H239ZM245 241H246V240L243 241V242H244L243 244H245ZM251 241H250V242H251ZM256 241H257V239H256ZM256 241H255V243H256ZM259 241H260V240H259ZM259 241H258V243H260ZM11 242H12V244L14 243L12 240L10 241V243H11ZM17 242H18V241H17ZM29 242H30V240H29ZM29 242H27V243L30 244ZM36 242H38V244H39V241L36 240ZM36 242L33 243V244H37ZM70 242H71V240H70ZM86 242H87V241H86ZM86 242H84V244H85ZM89 242H90V241H89ZM89 242H88V243H89ZM97 242H98V241H97ZM110 242H109V243H110ZM126 242H127V241H126ZM137 242H138V241H137ZM148 242H149V241H148ZM154 242H155V241H154ZM156 242H155L154 244H156ZM165 242H166V240H165ZM172 242H173V241H172ZM193 242H194V244H195V241H194V240H193ZM193 242H191V243H193ZM209 242H210V241H209ZM233 242L236 243L235 241H232L231 243H233ZM247 242H249V241L247 240ZM23 243H24V241H23ZM27 243H26V245H28ZM64 243H65V242H64ZM88 243H86L85 245H83V244H82V245H83V246L88 245V247H89V244H90V246L92 247V245H93L95 242H94V243L92 242L93 244H92V243H89V244H88ZM99 243H100V241H99ZM106 243H107V242H106ZM106 243H105V244H106ZM116 243H117V242H116ZM119 243H120V242H119ZM129 243H130V242H129ZM139 243H140V242H139ZM151 243H149V245H151ZM161 243H162V242H161ZM161 243H160V244H161ZM166 243H167V242H166ZM166 243H165V244H166ZM178 243H179V239H178ZM182 243H183V242L180 241V245H181ZM186 243H187V242H185V244H186ZM191 243H190V244H191ZM197 243H198V240H197ZM218 243H219V241H218ZM228 243H227V244H228ZM241 243H242V242H241ZM3 244H4V243H3ZM12 244H11V245H12ZM15 244H16V246L18 245L17 243H15ZM31 244H32V239H31ZM96 244H97V243H96ZM133 244H135V243L133 242ZM165 244H164L163 247H165ZM187 244H189V242H188ZM187 244H186V247H187ZM200 244L202 245V248H204L203 246H204L205 243H202V242H201ZM211 244H212V243L210 242L209 245H211ZM213 244H214V243H213ZM213 244L211 245L212 248L214 247ZM243 244H242V245H243ZM252 244H253V243H252ZM6 245H7V244H6ZM13 245H14V244H13ZM23 245H25V243H24ZM26 245H25V247H26ZM56 245H57V244H56ZM66 245H67V244L65 243L64 246H66ZM71 245H72V244H71ZM94 245H95V244H94ZM108 245H109V244H108ZM142 245H143V243H142ZM144 245H145V244H144ZM144 245H143V246H144ZM158 245H159V244H158ZM162 245H163V244H162ZM167 245H168V243H167ZM167 245H166V246H167ZM173 245L176 246L177 243H176V244H173ZM173 245H172V246H173ZM183 245H184V244H183ZM192 245H193V244H192ZM196 245H197V244H196ZM209 245L207 244V246L205 245V247L208 248ZM220 245H219V246H220ZM254 245H255V244H254ZM258 245H259V244H258ZM258 245H257V246H258ZM14 246H15V245H14ZM28 246H30V245H28ZM28 246H27V247H28ZM31 246H32V245H31ZM31 246H30V247H31ZM36 246H37V245H36ZM59 246H60V245H59ZM59 246H58V247H59ZM67 246H68V245H67ZM67 246H66V247H67ZM83 246H82V247H83ZM96 246H98V245H96ZM126 246H127V245H126ZM135 246H136V245H135ZM143 246H142V247H143ZM156 246H157V245H156ZM169 246H171V245H169ZM169 246H167V247H169ZM177 246H178V245H177ZM188 246H189V245H188ZM194 246H195V245H194ZM194 246L191 247V248H194ZM221 246H222V248H223V246H225V245H223V243H222ZM228 246H229V244H228ZM228 246H227V247H228ZM230 246H231V244H230ZM232 246H234V245L232 244ZM238 246H239V245H238ZM240 246H241V245H240ZM240 246L238 247V249H239V248L241 249ZM243 246H244V245H243ZM243 246H242V248H243ZM249 246H252V245H250V243H249ZM5 247H7V246H5ZM8 247L10 248V244H9ZM8 247H7V249H9ZM30 247H29V248H30ZM33 247H35V246L33 245ZM80 247H81V246H80ZM91 247H90V248H91ZM94 247H95V246H94ZM112 247H114V246L112 245ZM127 247H128V246H127ZM157 247H158V246H157ZM160 247H161V246H160ZM163 247H161V248H163ZM179 247H180V246H179ZM196 247H197V246H195V248H196ZM198 247H199V243H198ZM198 247H197V248H198ZM215 247H217V244H216ZM227 247H226V248H227ZM235 247H236V246H234V248H235ZM16 248H17V247H16ZM18 248H19V245H18ZM31 248H32V247H31ZM37 248H38V246L36 247V249H37ZM86 248H87V247H86ZM99 248H100V247H99ZM108 248H109V247H108ZM171 248H174V247H171ZM171 248H170V249H171ZM184 248H185V247H184ZM187 248H188V247H187ZM189 248H190V247H189ZM189 248H188V249H189ZM219 248H220V247H219ZM253 248H255V247H253ZM259 248H260V247H259ZM259 248H257V249L255 250V251H257V253H258V249H259ZM0 249H1V248H0ZM2 249H3V248H2ZM2 249H1V250H2ZM12 249H15V247H14V248L12 247ZM32 249H34V248H32ZM80 249H81V248H80ZM93 249H96V247L93 248ZM93 249H92V248H91V250L88 249V250L92 251V253L89 252V254L91 253L90 255L87 254L88 256H91V255L94 256V255H96V253H98V252L100 253V251L97 252V250H93ZM101 249H102V246H101ZM101 249H100V250H101ZM138 249H139V248H138ZM146 249H147V248H146ZM215 249H216V248H215ZM215 249H214V250H215ZM227 249H228V248H227ZM243 249H245V248H243ZM251 249H252V248H250V250H251ZM38 250H39V248H38ZM86 250H87V249H86ZM88 250H87V251H88ZM119 250H121V249H119ZM119 250H117V251H119ZM132 250H133V249H132ZM165 250H166V249H165ZM167 250H168V249H167ZM171 250H172V249H171ZM173 250H174V249H173ZM173 250H172V251H173ZM189 250H190V249H189ZM196 250H197V249H196ZM196 250H195V251H196ZM198 250H199V249H198ZM209 250H211V249H209ZM212 250H213V249H212ZM214 250H213V251H214ZM221 250H222V249H221ZM247 250H248V249H247ZM6 251H7V250H6ZM8 251H10V250H8ZM16 251H17V250H16ZM18 251H19V249H18ZM25 251H26V250H25ZM60 251H61V250H60ZM66 251H67V250H66ZM87 251H86V252H87ZM95 251H96V253H95ZM102 251H103V250H101V252H102ZM105 251H106V250H104V252H105ZM107 251L109 252L110 250H107ZM117 251L115 250V253H116ZM145 251H146V250H145ZM150 251H151V250H150ZM169 251H170V250H169ZM169 251H167V252H169ZM186 251H188V250H185V252H186ZM191 251H192V250H191ZM191 251H188V252L190 253ZM205 251H207V250H205ZM216 251L219 252L218 249H216ZM226 251H227V250H226ZM231 251H233V250H231ZM11 252H12V251H11ZM36 252H37V251H36ZM40 252H41V251L39 250L38 253H40ZM71 252H72V251H71ZM71 252H70V253H71ZM93 252H94V253H93ZM108 252H106V254H107ZM126 252H127V251H126ZM165 252H166V251H165ZM179 252H180V249H179V251L177 250V255H176L175 253H174V254L178 257V256H179V255H178ZM182 252H183V251H182ZM188 252H187V253H188ZM201 252H204V251H201ZM201 252H199V253H201ZM214 252H215V251H214ZM227 252H228V251H227ZM229 252H230V248H229ZM229 252H228V253H229ZM248 252H249V255H250L251 252H250V251H248ZM248 252H246V253L248 254ZM2 253H3V252H2ZM2 253L0 252V255H1ZM28 253H29V252H28ZM38 253H37V255H38ZM60 253H61V254H59V256H61V255L63 254L62 251H61ZM80 253H81V252H80ZM80 253H79V251H78V254H80ZM82 253H84V252H82ZM87 253H88V252H87ZM109 253H110V252H109ZM111 253H112V252H111ZM111 253H110V254H111ZM120 253H121V252H120ZM131 253H132V252H131ZM169 253H171V252H169ZM187 253H185L186 256L189 255V254H187ZM199 253H196V252H195V255H198ZM207 253H209V254L207 255ZM207 253H206L207 258L210 257V259H212V257H211L212 255L210 254L211 252H208V251H207ZM230 253H231V252H230ZM241 253H242V252L240 251L239 254H241ZM252 253H253V252H252ZM4 254H5V253H4ZM4 254H3L2 256H0V257L5 256ZM13 254H16V252H15V253L13 252ZM21 254H22V253H21ZM21 254H20V256H21ZM25 254H26V253H25ZM29 254H30V253H29ZM29 254H28V259H29V257L31 256V255H29ZM32 254L34 255V252H32ZM48 254H49L48 256H49V261H50V257L52 256V254H51V256H50V252H49ZM64 254H66V253L64 252ZM64 254L62 255V257L65 256ZM85 254H86V253H84V257L86 256ZM106 254H105V255H106ZM116 254H117V253H116ZM124 254H125V251H124L123 255H124ZM153 254H154V253H153ZM167 254H168V253H167ZM171 254H173V252H172ZM180 254H181V253H180ZM183 254H184V253H183ZM193 254H194V252H193ZM212 254H213V253H212ZM225 254H226V253H225ZM231 254H234V253L232 252ZM37 255H36V256H37ZM71 255H72V254H71ZM103 255H104V253H103ZM105 255H104V256H105ZM113 255H115V254H113ZM120 255H121V254H120ZM120 255H119V256H120ZM123 255H122V258H124ZM125 255H126V254H125ZM125 255H124V256H125ZM139 255H140V254H139ZM165 255H166V254H165ZM175 255H174V256H175ZM195 255H194V256H195ZM204 255H205V252H204ZM204 255H203V256H204ZM206 255H205V256H206ZM210 255H211V256H210ZM214 255H215V257H216V255H218V254H214ZM227 255H228V254H226V255L223 256V258H225V260H227V259L230 257V255H229V257H228ZM256 255H257V254H256ZM7 256H8V255H7ZM9 256H10V255H9ZM9 256H8V257H9ZM14 256H15V255H14ZM14 256H13V257H14ZM17 256H18V254H17ZM17 256H16V257H17ZM24 256H27V255H24ZM24 256H23V257H24ZM44 256H46V255H44ZM48 256H47V258H48ZM100 256H101V255H100ZM107 256H108V255H107ZM132 256H133V254H132ZM141 256H144V255H141ZM145 256H146V254H145ZM148 256H149V255H147V257H148ZM169 256H170V257H173V255L171 256L170 254H169ZM169 256H168V258H169ZM176 256H175V258H177ZM192 256H193V255H192ZM192 256H191V257H192ZM203 256H201V259L199 258V260H198V258H197V261L202 260V257H203ZM225 256H226V257H225ZM235 256H236V255H235ZM243 256H244V255H243ZM245 256H247V255H245ZM245 256H244V257H245ZM13 257H12V259H13ZM16 257H15V258H16ZM23 257H22V258H23ZM32 257H33V256H31V258H32ZM34 257H35V255H34ZM52 257H53V256H52ZM52 257H51V258H52ZM73 257H74V256H73ZM94 257H95V256H94ZM125 257L128 258V256H125ZM133 257H134V256H133ZM137 257H138V255L136 256V258H137ZM165 257H166V256H165ZM187 257H188V256H187ZM195 257H200V256H195ZM213 257H214V256H213ZM217 257H218V259L221 258V256L219 257V255H218ZM227 257H228V258H227ZM233 257H234V256H233ZM240 257H241V258H239V257H238V258H239V259H242V255H241ZM249 257H250V256H249ZM6 258H7V257H6ZM22 258H21L20 260H23ZM31 258H30L29 260L32 261L34 258H33V259H31ZM88 258H89V257H88ZM99 258H100V257H99ZM101 258L103 259V257H101ZM138 258H139V257H138ZM141 258H142V257H141ZM141 258H140V259H141ZM150 258H151V257H150ZM155 258H156V257H155ZM179 258H180V257H179ZM192 258H193V257H192ZM192 258H188V259L191 260ZM223 258H222V259H223ZM226 258H227V259H226ZM258 258H259V257H258ZM262 258H263V257H262ZM1 259H2V258H1ZM1 259H0V260H1ZM17 259L19 260V258H17ZM28 259H26V257H25V259H24V263H25V264H26V262H27V264H28L29 261H26V262H25V260H28ZM60 259H61L60 263H63V262L65 261V260H64V261L62 262V258H60ZM60 259H59V260H60ZM71 259H73V258H71ZM74 259H75V258H74ZM74 259H73V260H74ZM79 259H80V258H79ZM79 259H78V260H79ZM82 259H84V258L82 257ZM107 259H108V258H107ZM109 259H110V258H109ZM112 259H113V258H112ZM112 259H111V260H112ZM116 259H118V258H116ZM142 259H143V258H142ZM142 259H141V261H142ZM148 259H149V258H148ZM153 259H154V258H153ZM153 259L151 258L150 260L152 261ZM177 259H178V258H177ZM177 259H176V260H177ZM204 259H205V258H204ZM204 259H203V260H204ZM218 259H217V261L215 260V261H216L215 263H219L220 260H218ZM236 259H237V258H236ZM250 259H252V258H250ZM4 260H5V259H4ZM18 260H16V262H18ZM51 260H52V259H51ZM53 260H54V258H53ZM86 260H88V259H87V256H86ZM86 260H85L84 262H86ZM126 260H128V259H126ZM154 260H155V259H154ZM176 260H174V261H176ZM179 260H180V259H179ZM179 260H177V261H179ZM181 260H182V259H181ZM181 260H180L179 263H176L177 261H176V262H173V263H175V264H181V262L184 261V259H183L182 261H181ZM192 260H194V259H192ZM243 260H244V259H243ZM243 260H242V261H243ZM252 260H253V259H252ZM68 261H70V260H68ZM74 261H75V260H74ZM132 261L134 262V259H131L129 262H132ZM148 261H149V260H148ZM157 261H158V258H157L156 262H157ZM159 261H161V260H159ZM159 261H158V262H159ZM164 261H165V260H164ZM169 261H171V260L168 259V261H167V262L165 261V262H166L167 264H171V263H168ZM185 261H186V257H185ZM197 261H196V263H197ZM207 261H208V260H207ZM212 261H213V260H212ZM228 261L231 262V260H228ZM228 261H227V262H228ZM238 261H239V260H238ZM242 261H241V262H242ZM245 261H246V260H245ZM254 261H256V260H254ZM5 262H6V260H5ZM9 262H10V261H9ZM16 262H15V264H17ZM19 262H20V261H19ZM19 262H18V264H19ZM32 262H33V261H32ZM32 262H29V263H32ZM47 262H48V261H47ZM47 262H46V264H47ZM55 262H56V261H55ZM66 262H67V261H66ZM71 262H72V261H71ZM81 262H82V261H81ZM105 262H106V261H105ZM133 262H132V263H133ZM137 262H139V261H137ZM146 262H147V261H146ZM149 262H150V261H149ZM171 262H172V261H171ZM186 262H188V261H186ZM204 262H205V261H204ZM210 262H211V261H210ZM236 262H237V261H236ZM241 262L239 261V263H241ZM250 262H251V261H250ZM10 263H11V262H10ZM24 263H21V264H24ZM40 263H41V262H40ZM58 263H59V262H58ZM72 263H74V262H72ZM79 263H80V260H79ZM93 263H94V262H93ZM114 263H115V262H114ZM118 263H119V262H118ZM121 263H122V262H121ZM140 263H141V262H140ZM140 263H139V264H140ZM144 263H145V262H144ZM144 263H143V264H144ZM151 263H153V264H158V263H155V262H151ZM159 263H160V262H159ZM173 263H172V264H173ZM189 263H190V261H189ZM196 263H195V264H196ZM208 263H209V262H208ZM208 263H207V264H208ZM211 263L214 264L213 262H211ZM211 263H210V264H211ZM220 263H221V262H220ZM228 263H229V262H228ZM233 263H234V262H233ZM237 263H238V262H237ZM239 263H238V264H239ZM251 263H253V262H251ZM1 264H3V259H2V263H1ZM5 264H6V263H5ZM7 264H8V263H7ZM13 264H14V263H13ZM64 264H67V263H64ZM75 264H77V262H76ZM80 264H81V263H80ZM82 264H84V263H82ZM102 264H103V263H102ZM105 264H107V262H106ZM108 264H109V263H108ZM116 264H117V261H116ZM130 264H131V263H130ZM182 264H183V263H182ZM190 264H194V263H190ZM202 264H205V263H202ZM223 264H224V263H223ZM246 264H247V262H246Z\"/></svg>",
	"mask_w": 264,
	"mask_h": 264
}]
</instances>
